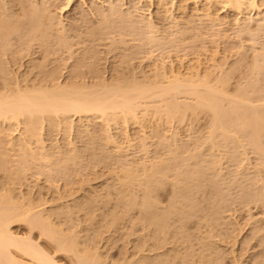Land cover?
Instances as JSON below:
<instances>
[{"label":"bare ground","instance_id":"6f19581e","mask_svg":"<svg viewBox=\"0 0 264 264\" xmlns=\"http://www.w3.org/2000/svg\"><path fill=\"white\" fill-rule=\"evenodd\" d=\"M10 1V0H9ZM18 1V4H20V7L19 8H17L16 10H14V9H11V10H13V11H11V14L13 15V17H19L20 18V16H19V14L21 13H19V11H22V12H24L23 13V15L27 18V21L26 22H28V21H30V19L29 18H32L31 20L33 21V23H31V24H29L28 23V25H31L32 27H33V29H34V27H36L37 25H41V24H44V25H46L47 26V29L48 30H51V31H53V30H55L52 34H55L56 33V35H53L55 38L57 37V38H59L62 42H64L63 41V39L65 38V36L63 37V35H64V33L66 32V29L64 30L63 28L65 27H69V26H63L62 25V22L60 21V20H57V22H54L55 21V19H57L56 18V16H51V15H48V11H49V7H50V5H52V4H54V1L53 0H20V2H19V0H17ZM17 1H16V3H17ZM60 1V0H59ZM62 1H64V0H62ZM66 1V3H67V5L69 4L68 2H69V0H65ZM70 1H72V0H70ZM97 1V0H96ZM107 1V0H106ZM105 1V2H106ZM119 1V0H118ZM117 0L114 2V0H108L106 3L104 2L103 4H105L104 6H102L101 7V11L100 10H98L99 12H98V17L97 18H99V19H103V20H101L99 23H97V25L98 26H100V28H101V25H104L105 24V27L107 26L106 24H110L108 21L114 16L115 18H120V19H122V21L121 22H123V21H125L126 22V20H130V18L132 17V19H135V17L136 16H139V17H136V18H138V20L137 19H135L136 21H135V23L138 25V27H135L134 29H135V32H137L136 31V29H138V28H140L141 29V31L142 30H144L145 32L143 33L144 34V36H143V39L145 40V42H147L148 44H149V47H150V43L151 44H153L154 46H155V49H156V47L158 46V45H160L161 46V44L163 43L164 45H166L167 43L166 42H169L170 43V45H171V43H174V44H179V43H176V40H178L179 42H180V40H179V38H182V37H184L187 33L190 35V31H192L191 30V28H193V26L194 25H192V23H193V21L195 20L194 18L196 17V18H198L200 21L204 18L208 23H209V25L211 26V28H212V30H213V27H214V31H215V28L217 27V26H219V25H225V24H228V25H231L230 27H229V29L231 30V27H233L235 30H236V32H238V35H239V37H243V36H240V35H247L248 34V38H245V39H248V40H250V37H252V35L254 36V38L255 39H257V37H256V35L258 34V37H259V34L261 35L263 32H264V1L263 0H187V1H191V3L193 2V5H194V7L192 8V5H191V7L190 8H192V11H190V12H192L191 14L192 15H189V18L187 19L186 18V20L184 21V25H180L181 26V28L180 29H178V23L176 22V20H175V18H176V16H174L173 14L174 13H172V11H170V8H173L172 7V5H174V4H172V0H157V4L155 5V6H157V9H164L163 10V12L165 11V14L167 15L166 16V18H165V16L163 17V18H165V19H163L164 20V22L165 21H167L168 22V25H165L166 27L165 28H167V26H169L168 27V30L170 29V28H174V27H176L175 29L176 30H172L170 33L168 32L167 33V31L168 30H166V33H164V34H162V33H159L160 32V30L162 29V28H164V27H162L161 26V29H159V27L157 26V24L158 23H160V22H158L157 24H155L156 22H157V20H156V22H154L149 16V14L150 13H147L149 16L148 17H144L145 16V14L146 13H144V16L143 15H139V14H141L139 11L141 10V11H143L142 10V8H140V6H143V5H141V2L143 1V0H129V2H131V4H132V7L130 8L129 6H125L126 8L127 7H129V8H127L126 10H125V8L124 9H122V4L120 5L119 3H121L122 1H124V0H120L119 2H118ZM151 1V0H150ZM170 1H172V2H170ZM176 1H178V0H176ZM175 1V2H176ZM180 1V0H179ZM178 1V2H179ZM15 2V0H13V2H11V3H14ZM53 2V3H52ZM56 2H58V1H56L55 0V3ZM61 2V1H60ZM94 2V1H93ZM156 2V1H155ZM178 2H177V4H178ZM182 2H186V1H182ZM7 3H10V2H6V0L4 1V0H0V11H3V13H4V11L5 12H8V10H7V8H8V5H7ZM96 3V2H95ZM118 3V4H117ZM190 3V2H189ZM17 4V5H18ZM25 4V5H24ZM129 4V3H128ZM143 4V3H142ZM180 4V3H179ZM178 4V5H179ZM185 4V3H184ZM188 4V3H187ZM6 5H7V7H6ZM13 5V4H12ZM16 5V6H17ZM55 5V4H54ZM54 5H52V6H54ZM169 5H171V6H169ZM178 5H175V6H177L178 7ZM221 6V10L223 11V12H225V11H230L229 12V14L231 13V12H233V15H234V17L231 19L230 18V15H229V18L231 19V20H228V21H223V19H221V16L219 15H217L216 14V10H214L213 11V9L214 8H216V7H218V6ZM64 7V5H61V6H59L60 7V9H62L63 7ZM66 6V5H65ZM101 6V5H100ZM100 6H96V7H100ZM124 6V5H123ZM170 8H169V7ZM185 5H183L182 6V8L184 7ZM187 6V5H186ZM11 7V6H10ZM15 7V6H14ZM18 7V6H17ZM58 7V6H57ZM62 7V8H61ZM180 7V6H179ZM6 8V9H5ZM12 8V7H11ZM182 8H181V10L178 8V10H180V11H182ZM185 9H186V7H184ZM60 9H59V13L58 14H60L61 13V11H60ZM95 9V8H94ZM97 9V8H96ZM217 9V8H216ZM7 10V11H6ZM125 10V11H124ZM176 10H177V8H176ZM187 10H189L188 8H187ZM191 10V9H190ZM217 10H219V9H217ZM93 11V10H92ZM157 11V10H156ZM159 11V10H158ZM179 11V16L181 17V15H182V13H183V11H182V13ZM186 11V10H185ZM185 11H184V13H185ZM221 11V12H222ZM95 12H97V11H95ZM159 12H161V11H159ZM170 12H171V14H170ZM176 12H178V11H176ZM175 12V13H176ZM188 12V11H187ZM189 12V13H190ZM3 13L2 12H0V18L2 19V15H3ZM10 13V11L8 12V15H6V16H11L12 17V15L11 14H9ZM53 13V15H56L54 12H52ZM93 13V12H92ZM92 13H91V15H92ZM181 13V14H180ZM184 13H183V15H184ZM84 14V13H83ZM93 14H96V13H93ZM160 14V13H159ZM23 15H22V18L21 19H23ZM101 16V18H100V16ZM156 15H157V13H156ZM176 15V14H175ZM177 15V17H179ZM225 16L226 15H228V14H224ZM94 16V15H93ZM96 16V15H95ZM94 16V17H95ZM108 16V17H107ZM141 16V17H140ZM147 16V15H146ZM158 17H160L159 15H157ZM10 17V18H11ZM11 18V21L14 19V18ZM94 17H92V18H94ZM110 17V19H107V18H109ZM153 17V16H152ZM175 17V18H174ZM179 17V18H180ZM186 17V16H185ZM220 17V18H219ZM228 17V16H227ZM232 17V16H231ZM7 18H9V17H5V19L7 20ZM82 18V17H81ZM85 18V17H84ZM88 18V17H87ZM115 18H113V21H114V19ZM179 18H176L177 19V21L179 20ZM222 18H224V17H222ZM16 19V18H15ZM25 19V18H24ZM22 20V24H24L23 26L21 25V21L20 22H18V20H16L21 26H22V28H24V33L26 32V30H28L27 28V25L25 26V24L26 23H23V22H25V20ZM29 19V20H28ZM96 19V18H95ZM120 19H118L119 20V25H120ZM126 19V20H125ZM162 19V18H161ZM185 19V18H184ZM225 19V18H224ZM81 20H83V18L81 19ZM86 20V19H85ZM89 20H90V18H89ZM88 20V21H89ZM112 20V19H111ZM128 20V22H130ZM159 20H160V18H159ZM181 20V19H180ZM183 20V19H182ZM8 21H10V20H7V23L9 24L10 22H8ZM15 21V22H16ZM73 21V20H72ZM84 21V20H83ZM96 21H97V19H96ZM96 21H95V23H96ZM99 21V20H98ZM97 21V22H98ZM113 21L111 22L112 24V26L111 27H113ZM197 21V20H196ZM200 21L198 22L199 24V26L201 27V23H203L202 21H201V23H200ZM14 22V23H15ZM31 22V21H30ZM115 22V21H114ZM118 22V21H117ZM116 22V23H117ZM125 22H123V23H125ZM162 22V21H161ZM182 22V21H181ZM17 23V24H18ZM88 23V22H87ZM93 22L91 21V24H92ZM95 23H93L94 25H95V27H93V30H94V28H97L96 27V24ZM127 23V22H126ZM132 23H133V21H132ZM166 23V22H165ZM164 23V24H165ZM206 23V22H205ZM4 24V22H3V19L2 20H0V37H1V40H3V38H2V35H3V37H4V35H7V32L10 34V31H6V32H4L5 34H2V27L4 26L3 25ZM13 24V23H12ZM12 24H9V30H10V27L11 26H13ZM16 24V23H15ZM14 25L15 27H17L18 25ZM71 24V23H70ZM74 24H75V22H74ZM73 24V25H74ZM80 24H82V23H80ZM90 24V25H91ZM92 24V25H93ZM118 24H115V26L116 25H118ZM122 24V23H121ZM128 24L129 23H127L126 25L128 26ZM161 24V23H160ZM159 24V25H160ZM167 24V23H166ZM5 25H6V22H5ZM66 25V24H65ZM82 25H84V23L82 24ZM88 25V28H85V30L86 29H90L89 28V24H87ZM91 25V26H92ZM125 24H122V25H120V27L122 26V28H123V26H124ZM132 25H134V23L132 24ZM163 25V24H162ZM192 25V26H191ZM195 25H197V24H195ZM14 26H13V28H14ZM21 26H18L17 27V29H15V31H17V30H19L20 28L19 27H21ZM76 26V25H75ZM81 26V25H80ZM203 26H204V29L203 30H208V28L206 27V29H205V26H207V24L206 25H204V23H203ZM216 26V27H215ZM8 26H6V28H7ZM32 27H30L29 26V28L31 29ZM78 27H79V25H78ZM84 27H85V25H84ZM83 27V28H84ZM87 27V26H86ZM105 27H103V28H101V32L103 31V32H105V30H106V28ZM119 27V26H118ZM117 27V28H118ZM128 27H130V28H132L131 27V22H130V24H129V26ZM134 27V26H133ZM195 27V26H194ZM198 27V26H197ZM224 27V26H223ZM227 27V26H226ZM254 27V28H253ZM26 28V29H25ZM36 28H38V26L36 27ZM45 29H46V27H44ZM100 28L98 29L97 28V30H95V31H93V30H91L90 29V31H88V32H90V33H92V32H96V31H100ZM105 28V29H104ZM114 29H115V27H113ZM142 28H144V29H142ZM219 28V27H218ZM225 28V27H224ZM8 29V28H7ZM6 29V30H7ZM33 29H32V32H34L33 31ZM69 29V31H70V27L68 28ZM73 29V28H72ZM71 29V30H72ZM78 29V28H77ZM81 29H82V26H81ZM103 29V30H102ZM111 30H112V28H110ZM110 29H107V30H110ZM119 29V28H118ZM125 31V34L126 35H128L127 33H126V30L128 29H126V26L123 28ZM210 29V28H209ZM229 29H227V30H229ZM21 30V29H20ZM20 30H19V32H20ZM35 30H37L38 31V29H35ZM41 30V29H40ZM74 30H75V27H74ZM85 30H84V32H85ZM106 30V31H107ZM130 30V29H129ZM128 30V31H129ZM131 30H133V29H131ZM130 30V31H131ZM139 30V29H138ZM165 29H163V32H165L164 31ZM195 30H196V27H195ZM195 30H193L194 32H196V31H199V30H201V29H198L197 28V30L195 31ZM217 30H219V29H217ZM22 31V32H23ZM36 31V32H37ZM42 31V30H41ZM44 31H46V30H44ZM51 31H50V33H51ZM80 31V27H79V30H78V32ZM113 31V30H112ZM210 31V30H209ZM210 31L211 33H212V35L213 36H211V38H214L215 39V35H216V37H217V34L219 35L220 33H219V31H221V30H219L218 31V33L215 31ZM262 31V32H261ZM11 32H12V30H11ZM22 32H20V33H22ZM43 32V31H42ZM73 31H71V33H72ZM75 32H76V30H75ZM82 32H83V30H82ZM82 32H80L81 33V35H83V33ZM86 32H87V30H86ZM115 32H117V34H118V30H116L115 29ZM115 32H113V34H111L110 36H112L113 37V35L114 34H116ZM121 32H123V31H121ZM134 32V31H133ZM132 31L130 32L131 34H130V36L132 35V38H133V34L135 35V33H133ZM162 32V31H161ZM194 32H193V35L195 36L197 33H199V32H196L195 34H194ZM209 32V34L211 35V33ZM213 32L214 33H217V34H213ZM233 32V31H232ZM231 32V33H232ZM235 32V31H234ZM233 32V33H234ZM257 32V33H256ZM259 32H261V33H259ZM24 33H22V36H23V34ZM45 33V32H44ZM77 33V32H76ZM76 33H73V34H76ZM98 33V32H97ZM97 33H94L93 35H95V34H97ZM105 33H107V32H105ZM111 33V32H110ZM138 33V32H137ZM201 33H203V31L201 32ZM224 32H222V34H223ZM229 33H230V31H229ZM239 33H242V34H239ZM255 33H256V35H255ZM8 34V35H9ZM12 34H15V32L13 33H11V36H12ZM26 34L27 33H25L24 34V36H26ZM41 34V33H40ZM47 34V33H46ZM52 34L51 35H49V33H48V35L49 36H47V37H51L52 36ZM67 34H70V32L68 33V30H67ZM79 34V33H78ZM99 34H100V32H99ZM98 34V35H99ZM116 34V35H117ZM139 34V33H138ZM137 34V39L139 38L140 39V34L138 35ZM188 34H187V36H188ZM208 33H206L205 32V35H209ZM237 34V33H236ZM6 36L7 37V39H5V42H7V40H10V39H12V38H9V37H11V36ZM16 35V34H15ZM15 35H13V36H15ZM21 35V34H20ZM28 35V34H27ZM80 35V34H79ZM79 35H75V37L76 36H78V38L77 39H80L79 37ZM84 35H85V33H84ZM93 35L92 34H90L89 35V37L91 36L92 38H93V40L95 39L94 37H93ZM107 36L109 35V34H106ZM106 35H104L103 34V38H104V36H106ZM118 35H120L119 36V38H122L121 37V33H119ZM125 35V36H126ZM193 35H191V36H193ZM199 35V34H198ZM197 35V36H198ZM200 35H202V34H200ZM224 35H225V33H224ZM229 35V37H230V35L231 34H228ZM227 35V36H228ZM235 35V34H234ZM238 35H236V37L238 36ZM245 35V36H246ZM263 35V34H262ZM24 36H23V38H24ZM51 37V38H48V39H50V41L49 40H47V41H49V42H53V40H55V39H53L54 37ZM69 36V35H68ZM100 36L101 37H99V38H102V33L100 34ZM115 36V35H114ZM124 36V38H130V36H127V37H125ZM141 36V37H142ZM186 36V37H187ZM196 36V37H197ZM221 36V35H220ZM220 36H218V37H220ZM223 36V35H222ZM5 37V38H6ZM16 37H18L17 35H16ZM36 37H39V36H36ZM47 37H46V39H47ZM86 37H88V35L86 36ZM96 37V39H95V42L96 43H98L96 40H97V35L95 36ZM135 37V36H134ZM185 37V39H187ZM188 37H190V36H188ZM195 37V39L197 40V38H198V40H199V36L196 38ZM201 37H204V34H203V36H201ZM200 37V38H201ZM208 36H206L205 37V39L204 40H207L206 38H207ZM224 37V36H223ZM223 37H221V38H223ZM234 37V36H233ZM235 37V38H236ZM262 37H264V35L262 36ZM261 36H260V38H262ZM32 38V37H31ZM34 38V37H33ZM71 38H74V37H71ZM85 38V37H84ZM83 38V39H84ZM92 38H90V40L92 39ZM102 38V39H103ZM208 38H210V36L208 37ZM226 38V37H225ZM238 38V37H237ZM254 38H252V39H254ZM259 38V39H260ZM15 39V38H14ZM17 39V38H16ZM36 39V38H35ZM38 39V38H37ZM39 39H41V38H39ZM38 39V41L40 42L41 40H39ZM51 39H52V41H51ZM105 39H106V37H105ZM105 39H103L104 41H105ZM112 40H113V38H111ZM123 39V38H122ZM122 39H120V40H122ZM126 39V40H127ZM135 40L134 41V39H133V43L134 42H136V41H139V40ZM143 39L142 40H140V44L141 43H143ZM193 39V41L195 40L194 38H192ZM203 39V38H202ZM220 39V38H219ZM219 39L218 38H216L215 40H217V41H219ZM228 39H230V38H227L226 40H228ZM244 39V38H243ZM244 39V41H246ZM264 39V38H263ZM13 40V39H12ZM18 41H25L26 39L24 38V39H22V40H20V38H18L17 39ZM29 40H30V43L29 44H26V45H28V47H29V45L31 44V41H33V40H31L30 38H29ZM29 40H27V42L29 41ZM43 40H44V37H43ZM59 40V41H60ZM68 40H69V38H68ZM68 40H67V42H66V39H65V42H66V45H69V43H70V41H72L71 39L69 40V42H68ZM87 40H89L88 38H87ZM86 40V41H87ZM110 39H109V36H108V39L106 40L107 42L109 41ZM112 40H111V42H112ZM115 40V39H114ZM114 40H113V42L112 43H114V44H116V42H114ZM129 40H131V38L129 39ZM182 40V39H181ZM184 40V39H183ZM181 41V43L180 44H182V42L184 43V45H186V42L188 43V41H190L191 39H189L188 41L186 40V42L185 41ZM197 40V41H198ZM209 40V39H208ZM210 40H212V39H210ZM220 40H222V39H220ZM225 40V39H224ZM223 40V41H224ZM225 40V41H226ZM238 40H240V45L241 44H243L244 42L241 40V39H238ZM247 40V41H248ZM258 40V39H257ZM17 41V44L19 43L20 44V42H18ZM36 41V40H35ZM38 41H36V42H38ZM56 41V40H55ZM58 40H57V44L59 45H57L56 44V42H53L52 44H56L55 45V47H56V50H57V52L59 51V49H57L58 47H60V51L59 52H61V49H62V47L64 48L65 46H63L62 45V42L60 41L59 42ZM92 41V40H91ZM98 41H102L101 39L100 40H98ZM105 41V42H106ZM124 41V40H123ZM142 41V42H141ZM193 41H190V42H192L193 43ZM200 41H201V39H200ZM212 41H214V40H212ZM212 41H211V43H212ZM222 41V42H223ZM241 41L243 42V43H241ZM254 41V40H253ZM8 42H10L11 43V41H8ZM7 42V44L8 45H6L5 43H4V41H3V43L5 44H3V45H0V82H2L1 84H0V135H1V133L3 134V133H5V131L4 130H7V132H8V134H3V135H5L6 137H8L7 135H10L12 132H15V130L17 131V134H16V136H18L17 138V140H16V138H13L12 136H10V137H12L13 139H15L16 140V144H13V142L15 141V140H13V139H11V140H13V142H10V140H8L9 139V137L8 138H6V142L7 141H9V147H8V142H7V144L6 143H3L2 142V140H4V139H2L1 140V137L3 138L4 136H2L1 135V137H0V142H2V143H0L1 144V146H3V147H5V146H7V149H14L15 147L17 148L18 147V152L17 151H13V152H17L18 153V155H16L17 153H15V155H14V157L16 158V160H17V162L15 163L14 161V163H10L8 166H7V163H8V161H7V163H6V161L4 160V159H6V160H9L8 158L10 157L11 158V156L9 155V157H5L4 158V156L6 155V156H8L7 154H6V150L5 149H3V148H1V146H0V148L2 149V151H3V153H1L2 155H3V157H2V155L0 154V156L2 157V158H4V159H2L1 161L3 162H5V164L6 165H4L3 166V164L1 165V162H0V165L3 167V168H0L1 170L3 169V171H7L8 172V170L7 169H9L8 167L11 165V166H13L12 168L10 167V169H9V173H10V171H11V169H12V171H11V173L12 172H14V173H12L13 174V176L14 177H12V174L10 173H7V172H5V173H7V174H9V175H7V176H11L12 178H19V176L20 175H25L27 172L29 173V172H31L32 170L31 169H33V167L34 166H32V165H35V166H38V165H40V163L42 164V165H46L45 163L46 162H51L52 161V157H55L54 155H56L57 153L56 152H58V150H57V148L60 146V145H56L57 143H55L53 140V142L55 143H53L54 145H52V147H53V149H54V147L56 148V149H54V151L53 150H51L52 152H55L56 150V152H55V154H52V153H50L51 151H50V149H48L49 148V146H48V144H47V148L45 147V140L43 141L42 139H44V138H41V135L44 133H42V129H45L44 128V125L43 124H47L48 123V125L49 126H56L57 125V127H60V132L61 131H66L64 134H61V136L63 135H65L67 132L68 133H72V132H74V127L76 128V122H74L75 121V119H74V117H77L78 119V121L81 123L82 121H81V118L82 119H84V121L85 120H87V125L86 126H84V128H83V130H81V132L83 131V132H89V130L87 129V126H88V122H89V119H91V118H95V119H98V121L99 122H101V123H99L98 124V126L101 124L102 125V127H100V129H97V132H96V135H97V133H98V131L99 130H101V128H103L104 127V134L106 133V142L107 143H111V145L112 144H114L113 146H114V148H112L113 149V152H112V154L114 155V153L115 154H119V155H121V156H123L124 154H123V152H124V150H123V144L121 143V144H118L119 143V140H118V138L121 136L120 134H118L117 136H119V137H117V140H118V142H116L115 140V138L116 137H114L113 135H111V134H109V133H107L108 132V130L110 129V125L111 126H114L112 123H114L115 124V126L117 127V125H125L124 127H127L128 125H127V123H129V122H132V124L134 125V124H136V125H140V124H143L142 126L144 127V126H146V124L147 123H149L151 120H153L154 119V116L156 117L155 118V120L156 119H162V118H164V120H163V124H166L167 125V128H171V122H172V120H179L178 122H180V120H182V118H184V114L186 113H190L192 110H195V109H201V111L203 110V112H204V110H205V112L207 113V114H209L208 115V117H209V119H210V122H209V125H207V127H208V132H207V134L208 135H210V137L208 136V137H206V136H204V138L206 137V138H209L210 140H211V142H212V139H218L217 140V142H220V140H222V142H220L219 144H220V146L222 145V144H226L227 142H225L226 140H228V139H230V140H228V143H229V145H228V143H227V145L228 146H230V144L232 145V146H234V148H236L235 146H237L238 144H240V139L239 138H241V136L243 135V137H244V139H243V137L241 138L242 139V141L244 140H246L245 142H246V146H245V144L244 145H242V144H240V145H238V146H241L242 147V149L240 148V151L241 152H245V151H243V146H245V148L247 147V148H251V150H253L252 148H254L255 147V149H254V151H252L253 153L254 152H256L257 153V151H255V150H258V153H257V157L260 159V160H262L261 161V164L263 165V161H264V82H263V78H260V76L264 73V71L263 70H261L260 71V69H264V67L262 68L261 66H263L264 65V56L262 55V53L264 54V45L262 46V43H258L259 42V40H258V42L257 41H254L255 43L257 42L258 44H256V45H258L259 46V48H256V50L253 48V45L254 46H256L255 45V43H253L252 44V40H250V41H248L249 43H251L249 46H250V48L252 49L253 48V50H255L253 53L255 54H253L252 52H251V54L252 55H254V57H250V59L249 60H251L252 58V61H249V63L248 64H251L252 63V65L253 66H250V65H248V66H250V67H248L247 66V68H246V70L249 68H251V69H253V68H255V69H253L255 72H257V73H255V74H257V77H258V75L260 74V76H259V78L258 79H256L257 77L255 76V75H253V74H251L252 72H254V71H250V72H245L244 73V75L245 74H247L246 76L247 77H249V78H246L247 80L248 79H251L252 78V75H253V78H255L257 81L259 80V79H263L262 80V82H263V88L261 87L262 85V82L259 80L258 81V84H257V82H255V80H250V82H247V81H245L244 83H246V84H251V86H250V84H249V86L251 87H247V89L245 88L246 86H245V84H244V86L241 88V89H239L241 86L239 85L240 83H237L236 82V86L234 87V88H236V87H238V85H239V87H238V91H236V89H234L233 91H231L232 93H229V91L227 90V86H225V84L228 82L227 80L229 79V75H231L233 72L232 71H234L235 69H236V67H237V65H239L240 64V61L241 62H244L246 59H244L245 58V56H243L244 58H242V56H241V59L239 58L240 56L239 55H242V53L240 54V53H237L238 54V58L237 59H240V61H238L237 62V60L235 61V62H232L233 63V65H234V70H233V68L232 69H230V70H228L229 68H231V67H233V65L231 66H229L228 68H222L223 66H224V62H222V61H224L223 59H220V61L221 62H219L218 60H219V57L216 59L219 63H223L222 64V66H221V64H219L217 61V64L215 65L214 64V60L215 59H213L214 57L213 56H211L210 54V60H212V66H214L215 65V67L214 68H222L223 70V74L222 75H226V74H224V70L225 69H227L229 72H228V74L226 75V76H228V79L226 78V79H224V76H222L221 75V71H218L219 72V74L220 75H218V76H222L221 78H223V79H220V78H218L220 81H218V80H215V81H218L219 83H221V85L223 84L222 82H224V84H223V86L221 87V86H218V85H220L219 83H218V85L216 86V85H213L214 83V81L212 80L211 82H212V84H211V82H210V80H209V78L207 79V77H209V76H206L205 74L207 73V74H211V73H208V71L206 72V71H204V69L202 68V69H200V67H201V65L199 64V63H202V62H199V63H197V59H198V57L196 58L195 56H194V58H196L195 59V65H197V64H199L198 65V69H197V71H204L205 73H204V76L202 75V77L198 74V73H192V69H191V67H193L194 65H193V63H191V62H193L192 60H185L186 62L187 61H191L190 63L193 65V66H191V67H188V68H190V69H188V68H185L183 65H181V63L180 62H182L183 61V57L185 58V56H183V57H181L182 58V61H180V59H179V61H178V63H179V65L180 66H183V71H184V68L185 69H187V71L186 72H183L182 73V71L180 72L179 71V66L176 68H174L173 67V65H175V64H173V62L169 65V62L167 61L166 63H168V69L163 65V63H161V70H165V69H167L166 71H164L163 73H161V75H159V72L158 71H156L157 70V68H159V66L157 65V67H156V65L155 64H157L158 62H155V64H153V66H152V69H153V67H155L156 69L154 70L153 69V72H152V69H150L151 70V72H152V74H154V71H155V74L157 73V75L155 76V78L153 77L152 78V80H151V75L152 74H150V79H144V78H146V76H144V75H146V74H144V73H142L141 71H143L142 69H141V67H140V69L141 70H139L140 71V74L141 75H143V76H141V77H143L142 78V80H148L147 82L145 81V82H141V78H140V76H139V74H138V70L137 69H134V65H133V63H131L132 64V69H133V72H134V70L137 72V74H138V77L140 78H132V77H137L135 74H134V76L133 75H131L132 77L131 78H129L130 80H133V81H129V79H128V77H130V76H128L127 74H125L127 71L125 70V69H123L124 71H126L125 73L123 72V70H122V74H123V78H125L124 76L126 75V77H127V79L126 80H128V81H126L125 79V81L123 80V78H121L120 76H122L120 73H118L117 71H119L120 70V67H119V69L118 70H116V68H115V63H114V67H112V65H110L113 69H111L110 70V72H113L112 70H116L115 71V73L117 72L118 74H120V76L116 73V75H118V78L120 77L121 79H122V81L120 80V78H119V81L118 80H114L113 79V73L111 74L112 75V79L110 80L109 78H108V76L106 77V78H108V79H104V77L102 76L103 74H101V75H99V76H102L101 78L98 76L97 77V75L96 74H88L89 76H91V77H93V76H95V78L97 79V78H100V79H102V80H96L95 81V79H94V77L93 78H90L89 79V76H88V79H87V77H83V78H81L80 80H75L74 78H76V76H73V75H75V74H73V75H71L70 76V74L69 73H71L72 74V72L69 70V73L67 72V70H66V72L68 73L67 75H69V77L68 78H63V79H61V76H60V71H59V69L61 70V67L63 66V69H66V67L64 68V66H66V64H65V62L66 61H63V63L65 64V65H63V63L61 62V67H60V65H59V69H58V71L56 70L57 68L56 67H58V66H56V67H53L54 66V63H56V62H58L57 61V59L56 58H54V57H52V58H54V59H56V61H53L54 59H50V58H48V59H50L51 60V63H52V61H53V65H51V67L52 68H56V69H52L51 68V70H53L55 73H51V74H48V71H51V70H49L48 69V71H45L46 72V74H48V75H44L47 79H45V80H41V78L40 79H38V78H36V79H38V81L37 82H35V80H34V78H32L31 77V82H27V80L26 81H24L27 77L26 76H28V75H26V74H21L22 76H25L26 78H24L23 77V82H22V84H21V81H19L18 80V77L16 78L15 76V78H13V77H11V78H13V79H11V81H10V75L11 74H15V72L13 71V73H11L12 71L11 70H9L10 68H8V70L9 71H11L10 73H9V71H8V73H9V75H8V73H6V71H5V68L7 67V65L11 62L12 64L14 63V62H12V59H15V58H17V57H15L16 56V54H14V56H10V54L9 55H6V57L7 56H10L9 57V59L10 58H12V57H14V58H12V59H10L11 61L9 62L8 61V64H6L5 65V67H4V64L5 63H3V62H7V61H5V60H3L2 58H3V56L5 55V53L6 52H8V50H10V48H13V47H11V46H13V44L14 43H16L15 42V40H14V43H12V45L10 44V43H8ZM13 42V41H12ZM21 42V43H22ZM26 42V41H25ZM80 42H82L83 43V40L82 41H80ZM80 42H77L76 43V45H73V46H77L78 47V45L77 44H79ZM90 42V41H89ZM111 42H110V44H111ZM124 42H126V41H124ZM131 42V41H130ZM131 42V43H132ZM162 42V43H161ZM196 42V41H195ZM202 42V41H201ZM201 42H197V43H201ZM204 42V41H203ZM210 42V41H209ZM216 41H214V43H215ZM220 42V41H219ZM221 42V43H222ZM0 43H2V42H0ZM24 43V42H23ZM35 43V42H34ZM46 43V42H45ZM59 43H61V44H59ZM85 43V42H84ZM101 43V42H100ZM137 43V42H136ZM139 43V42H138ZM137 43V44H138ZM155 43V44H154ZM166 43V44H165ZM169 43H168V45H169ZM192 43H190V44H192ZM25 44H23L24 45V47L26 46ZM36 44V43H35ZM43 43L41 42V44L40 45H42ZM51 44V45H52ZM99 44V43H98ZM109 44V45H110ZM113 44V45H114ZM123 44V46L121 45V47L123 48L124 47V43H122ZM129 45V41H128V43L126 42V44L125 45ZM139 44V45H140ZM146 44V43H145ZM162 44V45H163ZM189 44V43H188ZM193 44H196V43H193ZM202 44H204L205 45V43H201V45ZM218 44V43H217ZM220 44V43H219ZM218 44V45H219ZM23 45H19V48H20V50L22 49L20 46H22L23 47ZM39 45V46H40ZM53 45V46H54ZM62 45V46H61ZM65 45V44H64ZM71 45V44H70ZM69 45V46H70ZM112 44L110 45V47L112 48V46H113ZM134 45V44H133ZM133 45H131V46H133ZM138 45V46H139ZM152 45V46H153ZM157 45V46H156ZM163 45V46H164ZM169 45V46H170ZM201 45H200V47L199 48H201ZM218 45H215V44H213L212 43V46H218ZM222 45V44H221ZM18 47V45H16V44H14V47ZM30 46H32V45H30ZM47 46V45H46ZM49 47H51L50 46V44L48 45ZM58 46V47H57ZM73 46H71V48L73 47ZM82 46V45H81ZM106 46V45H105ZM108 46V45H107ZM118 46V43L116 44V47ZM135 46V45H134ZM143 46V45H142ZM146 46V45H145ZM167 46V45H166ZM166 46H165V48H166ZM169 46H167V49H168V47ZM181 46V48H183V45H180ZM189 46V45H188ZM188 46H186V47H188ZM198 46H199V44H198ZM243 46V45H242ZM252 46V47H251ZM257 46V47H258ZM260 46L262 47V51L260 50ZM10 47V48H9ZM49 47H47V48H49ZM55 47H52V48H50V50H52V49H55ZM83 47H84V45H83ZM85 47H87V46H85ZM141 47V45L139 46V48ZM144 47V46H143ZM146 47H148V45L146 46ZM149 47H148V50H149ZM178 47V46H177ZM190 48L192 47H194L193 49L194 50H197V48L195 49V47H196V45L194 46V45H192V46H189ZM202 47H204V46H202ZM215 47V53H216V51H218L217 50V48ZM222 47V46H221ZM221 47H220V49H221ZM19 48H18V52L20 51L19 50ZM26 48H27V46H26ZM44 49V46L43 47H39V51H41L40 49ZM68 48V47H67ZM71 48H70V50H71ZM80 48V47H79ZM92 48V47H91ZM107 48V47H106ZM111 48H109V49H111ZM118 48V47H117ZM120 48V47H119ZM129 48V47H128ZM134 47H132L131 48V51H132V49H133ZM135 48H137V47H135ZM136 49V50H134V51H138V52H142V51H140V49ZM158 48H160V47H158ZM161 48H164V47H162L161 46ZM158 49V50H160L159 52L160 53H162V49ZM169 48H171V47H169ZM173 48H174V46H173ZM185 48V47H184ZM212 48V47H211ZM214 48V47H213ZM224 48V47H223ZM240 48H244V47H241L240 46ZM15 49H17V48H15ZM25 48H23L22 49V51L24 50ZM80 49H82V48H80ZM85 49V48H84ZM108 49V48H107ZM113 49V48H112ZM116 49V48H115ZM114 49V50H115ZM121 49V48H120ZM125 49H127V47L125 46ZM143 49V48H142ZM141 49V50H142ZM147 48H145V49H143V50H146ZM152 49H154L153 47H152ZM151 49V50H152ZM166 49V51H168ZM172 49V48H171ZM170 49V50H171ZM186 49L187 48H185V51H186ZM189 49V48H188ZM202 49V48H201ZM200 49V50H201ZM207 49V48H206ZM205 48L203 49V50H205V51H203V53L204 52H206L207 50H206ZM219 49V50H220ZM225 49V48H224ZM224 49H222V50H224ZM49 50V49H48ZM55 50V51H56ZM62 50H66V48L65 49H62ZM69 50V49H68ZM68 50H66L67 52H68ZM69 50V51H70ZM83 50V49H82ZM91 52H93L92 51V49H85L82 53H86V51L87 52H89L90 53V51ZM93 50H94V48H93ZM122 50V49H121ZM120 50V51H121ZM150 50V52L149 51H147V52H149V53H147V54H149V55H154L155 54V52H156V50H153V51H151ZM165 50V49H164ZM173 50V49H172ZM177 50V49H176ZM178 50H180V48L178 49ZM177 50V51H178ZM182 50V49H181ZM199 50V49H198ZM226 50V49H225ZM259 52H258V51ZM11 51V50H10ZM15 52H17V50H14ZM25 51V50H24ZM54 53H53V56H55L54 54H55V51L54 50H52ZM109 51V50H108ZM112 51V50H111ZM123 51V50H122ZM126 51H129V49H127ZM133 51V52H134ZM145 51V52H146ZM166 51L164 52V53H166ZM173 51H175V48H174V50ZM210 51V50H209ZM214 51V50H213ZM221 51V50H220ZM258 52V53H260V52H262L261 54H257V53H255V52ZM44 52V51H43ZM42 52V53H43ZM56 52V54H58ZM64 52V51H63ZM62 52V53H63ZM72 52L73 51H71V55L70 54H68V56L67 57H69V58H73L74 56H73V54H72ZM94 52H95V50H94ZM93 52V53H94ZM124 52V51H123ZM144 52V51H143ZM158 52V54L156 53V57L159 55V59L158 60H160L161 58H163V56H161V58H160V53ZM208 52V51H207ZM206 52V53H207ZM239 52H241V51H239ZM11 53V52H10ZM22 52L20 51V54H21ZM35 53H37V52H35ZM34 53V54H35ZM41 53V59H42V56H46V55H48V54H46L45 55V53H47V51H45V53H44V55ZM49 53V52H48ZM51 53V52H50ZM74 53V52H73ZM81 52H79V54H80ZM84 53V54H85ZM88 53V54H89ZM96 53V52H95ZM94 53V55H93V57L92 58H94V56L96 55L97 56V53L95 54ZM121 52H119V55H121L120 54ZM125 53V52H124ZM124 53H122V54H124ZM132 53V52H131ZM154 53V54H153ZM169 53V54H168ZM170 53L171 52H167V56L168 55H170ZM202 53V52H201ZM200 53V54H201ZM202 53V54H203ZM12 54V53H11ZM19 54V55H20ZM84 54H80L79 56H81V55H83L82 56V59L84 60V59H86V55H85V58H83L84 57ZM135 53H133V55H134ZM137 54H139V53H137ZM140 54H142V55H144V57H142L143 59H145V57L147 58V59H145L147 62L149 61V58L150 57H153L154 58V56H150L149 57V55H147V54H145V53H140ZM197 54V53H196ZM201 54V55H202ZM208 54V53H207ZM217 54H219L218 52H217ZM216 54V55H217ZM127 55V53L126 54H124V56H123V59H124V57ZM136 55V54H135ZM162 55H163V53H162ZM165 55V54H164ZM199 55V54H198ZM204 55V54H203ZM202 55V56H203ZM215 55V56H216ZM71 56V57H70ZM77 56H78V54H77ZM87 56H89V55H87ZM130 56V55H129ZM139 56V55H138ZM149 58H148V57ZM207 57H208V55H206ZM260 56L263 58H261L260 59ZM48 57H51V56H49L48 55ZM76 57V56H75ZM117 57V56H116ZM116 57H114V58H116ZM121 57V56H120ZM127 57V56H126ZM125 57V59H124V62H125V60L126 59H128V58H126ZM132 57V56H131ZM131 57H129V59L131 58ZM134 57V56H133ZM165 57H166V55H165ZM170 57H172V56H170ZM201 57V56H200ZM199 57V58H200ZM213 57V58H212ZM217 57V56H216ZM215 57V58H216ZM5 58V57H4ZM46 58V59H45ZM43 60H41V61H43V63L41 62L40 64L39 63H37L38 62V60H36V59H33V62H34V60H35V62L37 63V64H39V65H36L37 67H38V69L41 71H39V70H37V71H39L40 73H42V71L44 70V68L46 67V64L44 63L45 62V60H47V56L45 57ZM77 58V57H76ZM79 58V57H78ZM90 58V57H89ZM89 58H87L88 60H91V58L89 59ZM122 58V57H121ZM121 58H118L120 61L119 62H121ZM140 59V60H142V61H144V62H146L145 60H143V59ZM168 58V57H167ZM212 58V59H211ZM6 59V58H5ZM17 59H19V57L17 58ZM129 59L126 61L127 63L129 62ZM171 59V58H170ZM169 58H168V60L169 61H172V60H170ZM7 60V59H6ZM50 60H49V62H50ZM66 60H68L67 58H66ZM75 60V59H74ZM80 60H81V58H80ZM80 60H79V65H80ZM88 60L86 61V63H88L89 65L90 64H95V62L94 63H89L88 62ZM131 60H132V58H131ZM155 60H156V58H155ZM154 60V61H155ZM166 59L164 58V61H165ZM177 60H178V58H177ZM177 60H176V62H177ZM201 60V59H200ZM206 61V59L205 58H203L202 59V61ZM207 60H209V57H208V59ZM13 61H15V63L16 62H18V60H13ZM32 61V60H31ZM78 61V60H77ZM92 61V60H91ZM96 61V60H95ZM151 61V60H150ZM260 61H262V62H260ZM32 62V63H33ZM48 62V68H50L49 67V63ZM73 62V61H72ZM81 62H85V60L84 61H81ZM116 62V61H115ZM125 62V63H126ZM141 62V61H140ZM175 62V63H176ZM189 62H187L186 64H185V66L188 64V66H189ZM236 62L237 63H239V64H237V65H235L236 64ZM247 62H248V60H247ZM251 62V63H250ZM31 63V62H30ZM35 63V64H36ZM58 63H60V62H58ZM67 63V62H66ZM76 63V66L75 67H77V63L78 62H75ZM96 63H98V62H96ZM117 63V62H116ZM126 63V64H127ZM152 63H153V59H152V62H151V64L150 63H148V64H150V65H152ZM183 63V62H182ZM263 65H262V64ZM11 64V65H12ZM17 64V63H16ZM15 64V65H16ZM82 64V63H81ZM85 65V64H83V65H85V66H89V65ZM100 63H98V65H99ZM117 64H119V63H117ZM117 64H116V67H117ZM123 64V63H122ZM131 64H130V66H131ZM141 64V63H140ZM145 64V63H144ZM159 64V63H158ZM173 64V65H172ZM177 64V63H176ZM218 64H219V67H218ZM14 65V64H13ZM56 65V64H55ZM73 65H75L74 63H73ZM83 65H80L81 67L83 66ZM124 65V64H123ZM147 65V64H146ZM150 65L149 66H147V67H149L150 68ZM155 65V66H154ZM33 66V67H32ZM34 64L33 65H30V67L31 68H34ZM80 66H78L79 68H81ZM92 66V65H91ZM93 66H96V65H93ZM92 66V67H93ZM109 66V67H110ZM135 66H137L136 64H135ZM175 66H177V65H175ZM217 66V67H216ZM226 66V65H225ZM28 67V66H27ZM71 67V66H70ZM75 67H73L74 69L73 70H75V69H77V68H75ZM84 67V66H83ZM83 67L80 69V71L81 72H83ZM97 67V66H96ZM96 67H93L94 69L96 68ZM102 66H100V68H101ZM123 67H125V66H122L121 68H123ZM127 67H129V65H127ZM138 67V66H137ZM261 67V68H260ZM47 68V67H46ZM68 68V67H67ZM72 68V67H71ZM71 68H68V69H71ZM78 68V69H79ZM85 69H86V71H88V70H90L91 68H89V69H87L86 67H84ZM92 68V69H93ZM99 68V67H98ZM104 68V67H103ZM115 68V69H114ZM136 68V67H135ZM148 68V69H149ZM182 68V67H181ZM258 68V69H257ZM7 69V68H6ZM26 69H29V67L28 68H26ZM93 69V70H94ZM109 69V68H108ZM139 69V68H138ZM194 69V68H193ZM217 69V70H218ZM250 69V70H251ZM46 70V69H45ZM72 70V69H71ZM98 70V69H97ZM101 70V69H100ZM106 70V69H105ZM181 70V69H180ZM206 70V69H205ZM219 70H221V69H219ZM226 70V71H227ZM257 70H259V71H257ZM29 72L28 73H30V72H32V70L30 71V69L28 70ZM52 71V72H53ZM63 71V70H62ZM61 71V72H62ZM79 70L77 71L76 70V72L77 73H79L80 72ZM130 71V70H129ZM190 71V72H189ZM45 72L43 71V73L45 74ZM80 72V73H81ZM90 72V71H89ZM89 72H87V73H89ZM96 72V70H94V73ZM99 72V70L96 72V73H98ZM103 72H106V71H103ZM132 72V70L129 72L130 74H133V73H131ZM144 72V71H143ZM221 72V73H220ZM25 73H27L26 71H25ZM56 73H60L59 75L58 74H56ZM76 73V74H77ZM79 73V74H80ZM83 73H85V70H84V72ZM91 73V72H90ZM93 73V72H92ZM102 73V72H101ZM128 73V72H127ZM259 73V74H258ZM17 74V73H16ZM19 74V78H21L20 76V73H18ZM17 74V75H18ZM31 74V73H30ZM34 74H35V72H34ZM56 74V75H55ZM99 74V73H98ZM105 74V73H104ZM107 74H108V72H107ZM125 74V75H124ZM250 74V75H249ZM36 76H37V74H35ZM35 75L33 76V77H35ZM39 75V74H38ZM40 75H42V74H40ZM67 75H64V76H67ZM83 76L85 75H87L86 73L85 74H82ZM148 75V74H147ZM212 75V74H211ZM12 76V75H11ZM43 76V75H42ZM80 75H78V77H79ZM110 76V75H109ZM149 76V75H148ZM246 76H244V77H241L240 78V80H238V82L240 81L241 82V79L244 81V80H246L245 79V77ZM255 76V77H254ZM264 76V74L261 76V77H263ZM7 77H8V79H7ZM63 77V76H62ZM78 77H77V79H78ZM81 77V76H80ZM79 77V78H80ZM114 77H115V75H114ZM211 77V76H210ZM43 78V77H42ZM117 77L115 78V79H118ZM27 79H30V77H28ZM137 80L138 79V81H140V82H138V81H134V80ZM210 79H212V77L210 78ZM2 80V81H1ZM8 81V82H7ZM254 83H256L258 86H260V88L258 89H254L253 88V82ZM259 82H261V84H259ZM217 83V82H216ZM228 84V83H227ZM226 84V85H227ZM241 84H242V82H241ZM257 85H255V86H257ZM254 86V87H255ZM221 87V88H220ZM224 87H226V88H224ZM223 88V89H222ZM244 88V89H243ZM256 88V87H255ZM224 90H226L227 91V93L229 94H227ZM261 90H262V92H261ZM237 93H236V92ZM251 93L253 94V95H251ZM231 94V95H230ZM232 94H236V95H232ZM258 94H259V97H258ZM263 94V97L261 96ZM251 95V98H253L252 96H254L255 97V100H251V98L249 97ZM181 97V100L180 101H182V102H179V98ZM256 97H258V98H256ZM187 99H190V100H187ZM185 100H187V101H189V103L191 102V101H194L192 104L190 103H188L187 101L185 102ZM189 110H190V112H189ZM188 111V112H187ZM194 112H196V111H194ZM198 112H200V111H198ZM150 114V115H149ZM152 114H155L152 118H150V120H149V116H151ZM186 114H185V116H186ZM190 114H192V113H190ZM194 114V113H193ZM149 115V116H148ZM182 115H183V117H182ZM182 117V118H181ZM181 118V119H180ZM208 119V120H209ZM76 120V121H77ZM92 120V119H91ZM77 121V122H78ZM148 121V122H147ZM165 121V122H164ZM43 122H46V123H43ZM53 122H55L56 124H54ZM144 122H147L145 125H144ZM177 122V121H176ZM51 125H50V124ZM52 123L54 124V125H52ZM84 123V122H83ZM83 123H81V124H83ZM98 123V122H97ZM96 123V124H97ZM174 123V122H173ZM208 123V122H207ZM80 124V125H81ZM161 124H162V122L160 121V124L158 125V126H161ZM79 127H80V125L79 124H77ZM92 125V124H91ZM119 125V126H120ZM165 125V126H166ZM94 126L96 127L97 125H93V127H91V130L94 128ZM97 126V127H98ZM141 125L139 126V127H142ZM154 126H156L157 127V125H154ZM45 127H46V125H45ZM48 127V126H47ZM4 128V129H3ZM6 128V129H5ZM14 128H16V129H14ZM78 128V127H77ZM76 128V129H77ZM88 128H89V126H88ZM111 128H113V127H111ZM118 128V127H117ZM121 128V127H120ZM120 128H118L119 130H121V132H123L122 131V128L120 129ZM146 127H144L143 128V130L145 129ZM161 128V127H160ZM3 129V130H2ZM59 129V128H58ZM72 129H73V131H72ZM78 129H80V128H78ZM82 129V128H81ZM114 129V128H113ZM116 129V128H115ZM117 129V130H118ZM142 129V128H141ZM153 129V128H152ZM155 130H156V128H154ZM153 129V130H154ZM90 130V131H91ZM124 130V129H123ZM143 130H141V131H143ZM152 130V131H153ZM154 130V131H155ZM158 130V129H157ZM43 131H45V130H43ZM71 131V132H70ZM75 131H78V130H75ZM162 131H164L163 129H162ZM162 131H160V132H162ZM174 131V130H173ZM62 132V133H63ZM80 132V131H79ZM82 132V134H79L80 136L81 135H84L85 133H83ZM94 132H95V129H94ZM93 132V130H92V133L91 134H93L94 133ZM112 132V131H111ZM114 132H115V130H114ZM117 132H119V131H117ZM120 132V133H121ZM158 132V131H157ZM157 132H151L152 134H151V136L153 135V134H156ZM159 132V133H160ZM176 132V131H175ZM76 132H74V134H75ZM86 133V134H87ZM102 133V132H101ZM113 133V132H112ZM164 133V135H161V136H159V134H158V137L156 136V135H153V138L154 137H157V139L159 138L160 139V137H163V138H165V132H162V134ZM170 133H172L171 134V137L172 138H170V139H172V140H174L175 138H176V135H178L177 134V132H176V134L174 135L173 133L174 132H171L170 131ZM45 134H47V133H45ZM45 134H44V136H45ZM78 134L76 135L77 137H79L78 136ZM90 133H88V135H89ZM103 134V133H102ZM117 134V133H116ZM123 134H126L125 132L123 133ZM146 134V133H145ZM144 134V132H143V137H141V139H145V140H147L148 139V137L150 136V134H149V136H148V134H147V136ZM161 134V133H160ZM47 135H49V134H47ZM73 135V134H72ZM94 135V134H93ZM96 135H94L93 137H91V138H93L94 139V137L96 136ZM99 135V134H98ZM97 135V136H98ZM129 135V134H128ZM128 135H124L123 137H124V142L127 144V142L128 143H130L129 141H131V140H134L135 139V137H134V139H131V136H130V138L128 137ZM140 135V136H141ZM145 135V136H144ZM15 136V137H16ZM67 136H70V134L68 135L67 134ZM90 136H92V135H89L88 137H90ZM101 136V135H100ZM43 137V136H42ZM65 137H66V135H65ZM64 137V138H65ZM70 137H72V136H70ZM75 137V136H74ZM82 137H84V136H82ZM81 137V138H82ZM103 137V136H102ZM122 137V136H121ZM139 137V136H138ZM137 137V138H138ZM178 137V136H177ZM211 137H213V138H211ZM247 139H246V138ZM63 138V137H62ZM85 138H87L86 137V135H85ZM163 138H161V140L163 139ZM206 138H205V141L206 142H208V144L210 145V142H209V139H207L206 140ZM261 138L263 139L262 140V142H263V144H262V146L263 147H261V144L259 145V142L260 143H262L261 142ZM69 139V138H68ZM67 139V137H66V139L65 140H68ZM70 139H73V138H70ZM77 139H79V142H80V137L79 138H77ZM83 140H85L84 138H82ZM87 139H89V138H87ZM96 139H98V138H96ZM96 139H94V140H92L93 142H91L90 143V145H81V146H84L83 148L85 149V150H87L88 148H85V147H89V146H91V144L92 143H94V142H96V144H98L99 145V143H97V141H99V140H97L96 141ZM103 140H104V138H102ZM139 139V138H138ZM138 139H136V140H138ZM155 139V138H154ZM157 139H155V140H157ZM65 140H63V141H65ZM82 140V141H83ZM144 140V141H145ZM152 141H153V139H151ZM154 140V142H157V141H155ZM161 140H159V142L160 143H162L163 144V142L164 141H166L165 139H164V141L163 142H161ZM179 140V139H178ZM216 140H213V142L215 141L216 142ZM231 140H232V142L233 143H231ZM90 140H85L84 142H89ZM102 141V140H101ZM170 141V140H169ZM167 142V144H166V146H167V148L168 147H170L171 146V148L168 150V152H169V155H168V152H166L167 151V149L166 150H164V152H165V155L166 156H170L171 157V155L173 154H176V152L179 150V152L181 151V152H183V153H181V155L183 156V154L185 155V156H183L184 158L182 159L183 161H184V159L186 158V159H189V161H195V163L193 164L192 162H189L188 160V162L189 163H187V164H184L185 162H187L186 160L184 161V163H182L183 161L180 159V158H182L181 157V155H180V158H178L177 159V157H176V155H178V154H176V155H174L175 157H173V160L172 159H170V157H169V160H171L170 162H172L171 164L173 165L175 162H176V160H179V161H177V164L175 163V165H173L172 167H170L171 165H169L170 164V162L168 163V161L169 160H167V162L164 160H160L159 162L160 163H158V162H156V163H158L157 165H155L156 163H154V157H152V159L154 160H152V159H150V160H152V163L153 164H150L151 163V161L149 160L147 163H149L148 165V168H149V170H148V168H146V169H143L144 168V166H142V168H141V165H139L140 166V168L142 169V171H143V173L141 174L139 171H137V172H139L140 174H136L137 172H136V170H140V168H137V166H138V163L140 164L141 162H139V161H137L136 160V163H137V166H135V168H136V170H134L135 168H132V166L131 165H136V163H134V161H133V164L131 163L130 164V162L128 161V163L130 164V166L128 165L127 166V168H123L122 169V171H121V174H122V176H121V178H120V180L121 179H123L122 181H120V180H118L119 181V186H120V188H117V189H119V191H117L118 193H117V195H118V197H120L119 199H118V197H116L117 195H116V191H114L115 189H113V191L115 192V194H111V195H114L113 197H115V198H113V199H116V201H114V203H116L117 202V206H118V204H119V206L118 207H120V203L121 202H125V207L127 208V209H123L125 212V214H127L128 213V211H129V209L128 208H130V209H133V208H138L137 210H139V217H140V219H141V221L140 220H135L136 222L137 221H140V222H143L144 221V219L146 220V216L148 215H151V216H149L148 218H147V222L149 223L148 224V227H152V229H153V231L151 230V228H150V230L152 231H150V233L149 234H154V235H156V234H162V236H163V238H161V236H158L157 237V239L158 238H160L161 239V241H160V239H158V241H157V239H156V236H154V235H152L151 237H152V239L150 240L149 239V241H154V239H153V237H155V240H156V242H162V240L165 238V240H167L166 238L167 237H170L172 234H173V236L175 235L174 233H176L177 235H175V236H178V234L181 232V230L182 229H180L181 227L180 226H182L183 228H184V226H183V224H181V223H183V222H185L186 221V223L188 222V220L190 219V217H194L195 215H197L195 212L193 213V211H194V209L195 210H197V206L196 205H198V210H201L202 209V207L204 208V207H206V209L204 208V210L202 211V212H205V210H206V212H207V210L209 209V210H211V209H214L213 207L214 206H212V204L210 205L212 208H207V206H203L202 205V203H201V205L202 206H199V203L198 202H201V201H198V202H195V201H197V200H195L194 199V201H193V197L195 196V194H197V193H199L200 192V187H202V186H204L205 185V183H209V185L208 186H210V184H211V186L210 187H208V188H210V192L212 193L211 195H213V194H216L215 192H212V187H214V186H212L213 185V183H211V182H208V181H212V180H209L208 178H206V176H207V174H206V172L205 171H203L202 169H205V168H203V167H206V164H207V167H206V169H209V171H211V170H213V171H211V172H208V170H206L208 173H211V174H213L214 175V177L211 175V174H208L209 176H207V177H209V178H211L212 177V179L214 180V178H218V176H219V174H218V169L221 167V166H219L218 165V163H216L217 162V160H219V159H221L222 158V156H221V158L219 157H217V156H214V155H212V156H214V157H217V159H216V162H215V158L214 157H211V156H209V158L212 160V158L214 159V160H212V161H210V160H207V161H210L209 163L205 160V158H207V156L209 155V152L205 155V157L203 156L204 154L203 153H201V154H203V155H201V154H199V153H196L194 150H196L195 148L193 149V152H195L196 153V155L197 154H199V158L200 159H204V161H202V160H200L198 157H196V158H193V155H191V156H189V153L191 154L192 153V151L191 152H188L189 150H184V148H182V149H179V147H184V145L182 144L183 142H180V145H182V146H180L179 144V146H177L176 144L174 145L173 144V142L171 143V141L170 142ZM198 141H200V140H198ZM230 141V142H229ZM243 141V142H244ZM248 141V142H247ZM57 142V141H56ZM73 141H71L70 143L71 144H73L72 143ZM103 142H105V141H103ZM123 142V143H124ZM143 141H140V142H138V143H142ZM151 142V141H150ZM154 142H151V144H153ZM178 142V143H179ZM212 142V143H213ZM214 142V143H215ZM215 143V144H217L218 145V147H219V144L218 143ZM68 143V142H67ZM66 143V144H67ZM70 143H68L69 145H70ZM144 143H146V141L144 142ZM165 143V142H164ZM169 143V144H168ZM199 143L200 142H198V145H199ZM212 143H211V145H212ZM222 143V144H221ZM242 143V142H241ZM249 143V145H251L250 147H248L247 146V144ZM12 144H13V146H15V147H11L12 146ZM51 144V143H50ZM59 144V143H58ZM65 144V143H64ZM67 144V147L69 146ZM85 144H87V143H85ZM95 144V143H94ZM148 144V143H147ZM157 145V143H154V145ZM161 144V145H162ZM201 144V143H200ZM236 144V145H235ZM34 145V146H33ZM107 145L108 144H106V146H104L103 145V147L104 148H106L107 147ZM128 145V144H127ZM146 144H144V145H142L141 144V147L142 148H145V151H146V148L147 147H144ZM150 144H148V146H149ZM155 145V146H156ZM159 145V144H158ZM157 145V146H158ZM161 145H159V146H161ZM211 145H210V147H211ZM224 145H222V146H224ZM227 145H225L226 147H227ZM66 146V145H65ZM65 146H64V148H65ZM102 146V145H101ZM147 146V145H146ZM152 146V145H151ZM153 147L154 148V150H156L157 149V146L156 147ZM163 146V145H162ZM161 146V147H162ZM200 146L201 145H199V146H197V147H199L200 148ZM212 146H214V145H212ZM216 146V145H215ZM214 146V147H215ZM225 146L223 147V149L225 148ZM232 146H231V150H232ZM254 146V147H253ZM50 147H51V145H50ZM66 147V149H68ZM71 147H72V149H68L69 150V153H66L65 154V157H62V156H64V155H62L63 153H59L60 151H61V149L63 150L64 148H61V149H59L60 151L58 152V155H60V157L57 155V159H56V161H58L59 159H60V162L59 163H61V162H63V163H61V165H59V166H61L62 167V170H59L58 172L57 171H55V170H58V169H55V167L57 166H55V164H56V162H53V163H55L53 166H51L50 167V165L48 164L46 167L47 168H49V170L51 169V171L52 170H54L52 173H50L51 171H47V173H49V174H54V175H52V180H54V178H56V176H57V174L58 175H62V173H60V171H62V172H64L65 173V171H66V167H67V169L69 168V170H70V167H73V166H75L74 168H77V166H76V164H79V166L81 167V165H80V163L82 164V162L83 161H81L80 163H78L80 160H81V158H82V160L85 158L83 155H86V157H87V155H89V154H84L86 151L85 150H83L82 148H80L81 150H83V154L79 157L78 156V154H79V150H77L78 148V146L76 147V145L74 146V148H73V146L71 145ZM75 147H76V149H75ZM80 147V146H79ZM93 147H94V145H92V147L90 148L91 149V151L93 150ZM125 147V146H124ZM213 147V148H214ZM217 147V146H216ZM217 147V148H218ZM165 148V147H164ZM163 148V149H164ZM198 148V149H199ZM220 148V147H219ZM233 148V149H234ZM239 148V147H238ZM65 149V150H66ZM101 148H99V150H100ZM103 149V148H102ZM100 150L99 152H100V154L99 155H101V152H104V150ZM161 149V148H160ZM197 149V150H198ZM211 149H212V147H211ZM237 149V148H236ZM14 150H16V149H14ZM49 150V151H48ZM71 150V151H70ZM107 150V149H106ZM106 150H105V153L107 154V152L109 153V149L107 150V152H106ZM111 150V149H110ZM142 150V149H141ZM151 150H153L152 148H151ZM177 150V151H176ZM226 150H228V147H227V149L225 148V151ZM235 150V149H234ZM233 150V151H234ZM238 151H239V149H237ZM235 151L236 153L238 152V151ZM245 150V149H244ZM67 151V150H66ZM65 151V152H66ZM87 151H89L88 153H90V150L88 149ZM144 151V152H145ZM184 151H187V153L185 152L184 153ZM209 151V150H208ZM212 151V150H211ZM211 151H210V154H211ZM215 151V150H214ZM220 151H222V149H220ZM219 151V152H220ZM247 151V150H246ZM62 152V151H61ZM63 152H64V150H63ZM64 152V153H65ZM82 152V151H81ZM93 152V151H92ZM125 152H126V150H125ZM142 152V151H141ZM154 152V151H153ZM213 152V151H212ZM218 151H217V153H219ZM228 152L229 151H227V152H225L226 154H227V156H226V154L224 153V151L222 152V153H224L225 155H224V157L226 156V157H228L227 159H226V161L229 159V158H231V157H229L228 156ZM248 152V151H247ZM247 152H246V154H247ZM4 153H5V155H4ZM87 153V152H86ZM147 152H145V154H146ZM148 153H149V151H148ZM171 153V154H170ZM214 153V152H213ZM212 153V154H213ZM216 153V152H215ZM214 153V154H215ZM216 153V154H217ZM222 153H220V154H222ZM230 153V152H229ZM232 153V152H231ZM231 153H230V155H231ZM256 153H254L255 155H256ZM96 154V153H95ZM103 154V153H102ZM123 154V155H122ZM129 154V153H128ZM144 154V155H145ZM151 154V153H150ZM193 154V153H192ZM239 154V153H238ZM238 154H234L233 153V155L235 156V155H237V158L235 157V159H237V163L238 162H243L244 160H242V161H240V159H239V156H238ZM92 157L94 156L92 153L90 154ZM104 156H105V154H103ZM103 155H101L102 157H103ZM109 156H110V153L108 154ZM108 155H107V159H112V158H109L108 157ZM129 155H132V154H129ZM172 155V156H173ZM195 154H194V157L196 156ZM202 157H204V158H202ZM243 155V154H242ZM244 155H245V153H244ZM243 155V156H244ZM248 155V154H247ZM247 155L245 156V157H242V158H244L245 159V161H246V157H247ZM260 157H259V156ZM18 156V157H17ZM90 156V157H91ZM95 156H97V155H95ZM100 156V157H101ZM116 156V155H115ZM142 156V155H141ZM146 156V155H145ZM142 156V159H139V160H144L145 159V161L146 160H148L146 157H148V156H150V155H148V156ZM166 156H164V157H166ZM0 157V158H1ZM13 157V156H12ZM14 157L13 158H11L12 160H14ZM78 157H79V159H78ZM90 157H89V160H91V161H93L94 162V160H92V159H90ZM98 157V156H97ZM100 157H98V158H100ZM112 157V156H111ZM143 157H145V158H143ZM150 157V158H151ZM163 157V159H165ZM179 157V156H178ZM189 157H191L192 158V160H190V158ZM223 157V158H224ZM59 158V159H58ZM116 157H114V159H115ZM121 160H120V159ZM119 158H116V159H118L119 160V162L120 161H124V159L123 158H121V157H119ZM138 158V157H137ZM161 158V156H159L158 157V159H157V157H155V159L156 160H159ZM167 159H168V157H166ZM176 160H175V159ZM208 158V159H209ZM222 158V159H223ZM241 158V157H240ZM249 158V157H248ZM262 158V159H261ZM10 159V160H11ZM55 159V158H54ZM79 161H78V160ZM88 159V158H87ZM93 159H95V157H93ZM97 159V158H96ZM95 159V160H96ZM104 159H106V156H105V158L103 157V160ZM115 159V160H116ZM126 159V158H125ZM131 159L132 160H134L135 158H132L131 157ZM198 160V161H196V160ZM221 159V160H222ZM233 159V158H232ZM234 159V160H235ZM238 159H239V161H238ZM9 160V161H10ZM11 160V161H12ZM88 160V161H89ZM100 160V159H99ZM101 160H102V158H101ZM113 160V159H112ZM114 160V161H115ZM131 160V161H132ZM201 162H200V161ZM234 160H232L231 162L232 163H235V164H230V167L229 168H231V166H232V169H233V171L231 172V170H230V172L229 173H231V174H229L231 177H230V180H231V178L233 177V178H235L234 176V174H235V172H236V174L237 173H239L238 171H235V169L236 170H238L237 168H235L234 169V166L236 167V161L234 162ZM260 160H258V161H260ZM54 161V160H53ZM74 161H76L75 163L76 164H73L74 163ZM78 161V162H77ZM85 161V160H84ZM88 161L86 160V162L84 163L86 166H87V172H88V165L90 164V163H88ZM111 162L112 163V165L115 163V162ZM125 161H127V160H125ZM174 161V162H173ZM250 161V160H249ZM248 161V162H249ZM45 162V163H44ZM90 162V161H89ZM99 161H96L95 163H98ZM163 162V163H162ZM165 162L168 164H165ZM180 162V163H179ZM197 162V163H196ZM204 162V163H203ZM207 162V163H206ZM220 162L221 161H219V164H220ZM223 162H224V159H223ZM228 162H229V160H228ZM228 162H226L227 163V165H225L224 164V167L226 166H228ZM44 163V164H43ZM52 162H51V165L53 164ZM58 162H57V164H59ZM69 163L70 164H72L70 167H68V165H69ZM111 163H109V164H111ZM122 162H120V164H121ZM124 163H126V162H124ZM144 163V162H143ZM146 163V162H145ZM146 163V164H147ZM192 163V164H191ZM225 163V162H224ZM244 163V162H243ZM242 163V164H243ZM246 163H247V161H246ZM258 163H260V162H258ZM256 164L255 166H256V168H253V170L255 169H257V165H260V164ZM16 164V165H15ZM84 164H83V166H84ZM88 164V165H87ZM92 165H93V163H91ZM109 164H108V166H109ZM123 164V163H122ZM121 164V165H122ZM146 164H142V165H146ZM165 164V165H164ZM190 164H191V166H193V167H190ZM203 164H205V165H203ZM214 164H216L215 165V167L214 166H211V165H214ZM223 164V163H222ZM241 163H240V165H242ZM249 164V163H248ZM247 164V165H248ZM15 165V166H14ZM41 165V166H42ZM95 165V164H94ZM126 165V164H125ZM152 165V167H150ZM154 165V166H153ZM203 165V167H202V169H201V166ZM221 165V164H220ZM238 165H239V163H238ZM5 166H7L6 168L7 169H5L4 170V168H5ZM31 166H32V168H31ZM49 166V167H48ZM64 166V167H63ZM78 166V167H79ZM85 166V167H86ZM91 166V165H90ZM111 166V165H110ZM115 166L116 165H113V167L115 168ZM189 166V167H188ZM200 166V167H199ZM209 166H211V169L209 168ZM243 166V165H242ZM244 166H245V164H244ZM14 167H15V169H14ZM38 167H40V166H38ZM80 167H79V169H80ZM84 167V169H86ZM94 167V166H93ZM122 167H124V165L122 166ZM131 167V168H130ZM134 167V166H133ZM147 167V166H146ZM179 167H181V168H186V169H183V170H181L183 173H181L180 172V170L178 169ZM188 167V168H187ZM212 167H214L213 169H212ZM218 167V168H217ZM222 167H223V165H222ZM35 169H36V167H34ZM46 168V169H47ZM54 168V169H53ZM57 168H58V166H57ZM63 168L65 169V171L63 170ZM74 168H72V169H74ZM83 167H81V169H82ZM121 168V167H120ZM120 168H117L116 167V169L117 170H119ZM173 168H175L176 169V171H175V169H173ZM180 168V169H181ZM194 169V170H191V169ZM247 168H248V166H247ZM35 169H33V172L34 173H36V171L37 170H39V168L37 169V170H35ZM59 169H61V168H59ZM71 169V170H72ZM78 169V168H77ZM76 169V170H77ZM78 169V170H79ZM177 169H178V172H180V174H178V172H177ZM190 169V170H189ZM196 169V170H195ZM222 169H225V168H222ZM246 169V168H245ZM251 169V168H250ZM249 169V170H250ZM258 169H260L259 167H258ZM14 170V171H13ZM30 170V171H29ZM43 171L44 169H41L40 168V171ZM75 170V169H74ZM73 170V171H74ZM83 170V169H82ZM81 170V171H82ZM121 170V169H120ZM172 170H174L173 172H172ZM205 172V174H203V172ZM219 170H221V169H219ZM247 170V169H246ZM246 170L244 171V168H240V173L241 172H245L246 174H247V172H246ZM262 170L263 169H261V172H262ZM26 171V173L25 174H23L24 172ZM40 171H37L38 172V176H41L40 174H41V172ZM44 171H46V170H44ZM71 171L72 172V174L73 173H75L76 171ZM84 171V170H83ZM82 171V172H83ZM148 171L150 172V173H148ZM186 171V172H185ZM226 171V170H225ZM248 171V170H247ZM260 170H258V172H259ZM55 172H57V173H55ZM70 171H68L67 170V172L66 173H71ZM77 172H80V171H77ZM76 172V173H77ZM82 172H80V173H82ZM117 171H115V173H116ZM133 172L135 173L134 174V177H132L133 175ZM170 172H171V174L173 175V178H174V176H176L174 179H171L172 178V175L170 174ZM184 172H185V174L187 173V178L188 179H190V180H188V179H186V180H188L187 181V183H190V181H192V179L194 178V177H196V176H193L194 174L195 175H198L197 176V178H200V180H204V179H201V177L203 178V176H205L204 178H206V180H204V181H206V182H204L203 183V185L202 186H200L199 188H198V190H199V192H198V190H197V185L196 186H194V188H196V190H197V193L195 192V194H194V196L193 195H191V196H193V197H190L189 195L192 193V191L193 190H195L194 188H193V190L192 191H189V192H191V193H189V194H187L188 196H189V199H190V201L192 200V203L189 201V199H186L185 198V200H186V202H185V200H184V202L186 203V204H184L183 205V207L186 205V207H188V209H189V206H191L190 207V209L189 210H187V209H185V210H187V211H184V208L181 206V207H179V210H178V208L176 207V205L174 204L175 202H176V200H179L178 198L180 197H177V195H176V191H175V189H176V185H174L175 186V189H173V188H171V192L172 191H174V193L172 192V195H171V192H170V194L169 195H171V196H169V198L167 199L168 201H166V204L168 203V205L167 206H165V208H161V206L158 204V202H157V192H155L156 190V185L158 186V188L157 189H159V188H162V187H164V182L165 183H169L170 182V184H173V183H179V182H177V181H179L178 179L180 178V180L181 181H183V179L185 180V178H183V177H185V175H183V177L181 176L182 174H184ZM193 172V174L192 175H190L191 173ZM196 172V173H195ZM222 172H224V170H222L220 173H222ZM227 172V171H226ZM227 172V173H228ZM234 172V173H233ZM244 172H243V175H244ZM254 172H256V171H253V173ZM258 172H256V174H258ZM264 172V171H263ZM262 172V173H263ZM4 173V172H3ZM4 173V175H6ZM22 173V174H21ZM27 173V174H28ZM40 173V174H39ZM44 172H42V175L43 176H45L44 174H43ZM60 173V174H59ZM113 173V172H112ZM177 173V174H176ZM225 173V172H224ZM261 173V175H263V177H260V178H262V179H260V178H258L259 176H261V175H258V177H257V179L258 180H264L263 178H264V173L262 174ZM18 174H20L19 176H18ZM69 174H68V176H67V179L68 178H70V176H69ZM83 174H84V172H83ZM86 174V173H85ZM120 174V173H119ZM168 174V176H170L171 178H169V177H167L166 175ZM256 174H253V176H257ZM259 174H260V172H259ZM17 175V177H15ZM35 175H37V174H35ZM88 175V174H87ZM113 175H115L114 173H113ZM160 175V176H159ZM178 175H180L181 177H179ZM223 175V174H222ZM221 175V176H222ZM233 175V176H232ZM239 175V174H238ZM242 175V174H241ZM241 175H240V178H241V180H243L244 178L246 179L245 181H248V180H251V182L249 183V185L251 184L252 186H254L255 187V185L256 184H252V181L253 182H255L256 183V179H255V181L254 180H252V179H254V178H251V179H249L248 177H245V175H244V178L242 179V177H241ZM6 176V178H8ZM26 176V175H25ZM25 176H24V178H23V176H22V178L25 180ZM54 176V177H53ZM120 176V175H119ZM136 176V177H135ZM157 176H159V177H157ZM166 176V177H165ZM192 176H193V178H192ZM227 176H228V174H227ZM237 176V175H236ZM252 176V177H253ZM5 177V176H4ZM48 177V178H47ZM51 176L50 175H46V179H48V180H50L51 178H50ZM115 177H117V174L115 175ZM114 177V178H115ZM123 177V178H122ZM179 177V178H178ZM190 177V178H189ZM220 177V176H219ZM224 177H225V175H224ZM239 177V176H238ZM238 177H236L235 178V180L232 178V182L233 181H236V179H239ZM11 178V180L12 181H10V180H5V178L3 179V181H5V182H1L2 184H5L4 186H2V184L0 185V186H2V187H4V191L2 190V187H1V189H0V264H60V262H58L57 260H55V258L51 255V254H49L48 252H46L43 248H42V246H40V244L37 242V240H38V238L40 239V238H43V239H45L46 241H47V243H49L51 246H52V248L54 249V253H63V255L65 254V255H69V258H74L75 259V261H74V259L72 260L73 261V263L74 264H102L103 263V260H102V262L100 261L101 259H103V257L102 258H99V253H97V251H98V249L97 248H95L96 246L94 245L95 243H96V241H97V239H95V236H97V234H98V229H97V233L95 234V232L94 233H92L93 235L92 236H94V238H90L89 239V242L88 243H91L90 241L93 239V241H95V242H93L92 241V243L91 244H93V246H95L94 248H95V254L96 255H94V251H93V254H92V250L94 249H91V250H88V249H90L89 247H90V245H88L87 246V248H81V250L82 251H84V252H86V253H88L87 251H90L89 253H90V255L88 254H86V253H84V252H81V250H80V248L78 247V242H77V240L79 239V240H83V241H85V242H83L82 241V243H85L86 245L88 244L87 243V240H88V236L90 235V234H87L88 232H89V229H90V227L93 225V226H95V224L93 223L92 225L88 222V221H90L91 222V220L92 219H90V220H88V221H86L87 223H89L88 225L86 224V227H87V229H88V227H89V229L87 230L86 229V231H87V233H85V236L84 237H79V236H77V235H79V234H77V233H79V231L77 230H75V227H76V225H77V227H79L80 228V226H78L79 224H81V223H79V224H74V218H72V217H70V216H76L75 215V213H74V215H72L73 214V212L75 211V212H77V210L79 209V211H81V209H82V207H83V205L86 203V204H88L89 206H90V199H89V201L87 202L86 200H88V199H84L85 200V203H83L84 201H82L80 198V201H81V203H83L82 204V206H81V208L79 207V208H76L73 212H71L72 214H69V216L68 215H66L69 219V221L70 222H68V220H67V223H70L69 225L67 224H63V223H61V224H59L58 226H60V225H62L63 224V226H65L66 228V230H62V227L60 226V227H58L56 224H55V226H53V224H54V222H56L57 223V221H58V219L56 218V221H54L53 220V222H52V225H51V223L48 221L49 219V217L48 216H46V215H44L46 212H43L42 213V211L43 210H46V209H44V208H41V209H43L42 211H40V209L39 210H37L36 209V207L37 208H39L38 206L39 205H36V206H34L33 204H30L29 206H27L26 205V203L27 202H25V203H23V205H25V206H22V204H20L19 202H17V198H19L18 196H16L17 198H16V201H13V197H14V199H15V195L14 194H12V193H14L13 191L15 190V189H13L12 187H11V185L12 184H16V182H14V181H16V179L15 180H13ZM21 178V176H20V179H18L19 181H17V182H19L20 183V180L22 179ZM50 178V179H49ZM62 178H64L63 176H62ZM119 178V177H118ZM166 178H169V180L171 179V180H174L175 182H171V180L169 181V180H167ZM192 178V179H191ZM228 178H229V176H228ZM248 178V179H247ZM23 179L21 180V181H23ZM116 179V178H115ZM165 179V180H164ZM176 179H177V181H176ZM219 179V178H218ZM216 180V182L214 181V183L216 184V183H219V182H217V181H219V180H221V179H219V180ZM224 178L222 177V181H224L223 180ZM66 180V179H65ZM114 180V179H113ZM113 180H111L112 182H113ZM186 180L185 181H183V182H186ZM197 180V179H196ZM226 180V179H225ZM229 180V179H228ZM227 180V181H228ZM9 181L11 182V185L10 184H8L9 183ZM55 181V180H54ZM110 181V182H111ZM168 181V182H167ZM222 181L220 182V183H222ZM244 181V180H243ZM243 181H241V182H243ZM245 181H244V183H245ZM6 182H8L7 183V185H10L9 187L6 185ZM157 182V183H156ZM158 182H159V184H158ZM183 182H182V184H183ZM201 182H203V181H201ZM229 182V181H228ZM227 182V183H228ZM232 182H230V184L232 183ZM237 182V181H236ZM240 180L237 182V184L239 185L240 183ZM116 183V182H115ZM115 183H113L114 185H113V187L115 188ZM161 183V184H160ZM199 183V182H198ZM226 183V184H227ZM18 184V183H17ZM67 184V183H66ZM65 184V185H66ZM108 184V183H107ZM105 185V186H107V189L106 190H108V189H110L111 188V190H112V188L113 187H110V188H108V185ZM169 184V185H170ZM180 184H181V182H180ZM194 184H197L196 183V181H195V183ZM199 184H201V183H199ZM214 184V185H215ZM223 184H225V182H223ZM230 184H227V185H230ZM233 184H234V182H233ZM233 184H231V186H227V187H236V184H235V186H232ZM261 184H262V181H261ZM68 185V184H67ZM166 185V184H165ZM178 185V184H177ZM184 185H186V183H184ZM207 185V184H206ZM218 185H221V184H218ZM247 183H245V186L246 187H243L244 185H243V183L242 184H240L239 185V187L241 188V189H243L242 191H246L245 190V188H249V190H250V187H252V186H248L247 187ZM5 186H6V188H5ZM133 186H135V188H136V190H134V188H133ZM154 186L156 187V188H154ZM159 186H161V187H159ZM180 186H182V185H180ZM188 185H186V187H187ZM192 186V187H193ZM216 186V185H215ZM223 187H222V189H224V190H221L220 191V189L218 190L219 192V194L217 193L216 195H213L212 196V198L214 199V200H217V199H215V197L217 196H222V197H224L225 196V198H228V197H230L229 195L226 197V194H224V196L223 195H221V194H223L222 192L224 191V193H226V186L225 185H222ZM130 187H132L133 188V190H134V192H133V190H131V191H129V189H130ZM170 187H173V185L171 186L170 185ZM177 187H179V186H177ZM205 187V186H204ZM218 187V186H217ZM236 188L237 190H241L240 188ZM253 187V188H254ZM257 187V190L260 188H262L263 187V184H262V187H259V186H256ZM259 187V188H258ZM7 188H9V189H7ZM13 190H12V189ZM131 188V189H132ZM205 188H207V186L205 187ZM220 188H221V186H220ZM7 189V190H6ZM184 189H185V187H184ZM204 188L202 187L201 188V190H203ZM212 189V190H211ZM227 189H229V188H227ZM231 190H233L232 188H230ZM235 189V188H234ZM256 189V188H255ZM10 190H12V193H8V191L9 192H11ZM110 190V191H111ZM187 190H188V188H187ZM195 190V191H196ZM205 190V189H204ZM215 190V189H214ZM256 190V191H257ZM262 190H264V189H262ZM261 190V191H262ZM7 191V192H6ZM121 191H122V193H121ZM135 191H136V193L137 194H139V193H141V195H136V193H135ZM140 191V192H139ZM159 191V190H158ZM236 191V190H235ZM253 190H251V192H252ZM255 191V192H256ZM6 192V193H5ZM106 192V191H105ZM108 192V191H107ZM106 192V193H107ZM194 192V191H193ZM202 192V191H201ZM200 192V193H201ZM204 192V191H203ZM210 192H209V195H210ZM228 192V191H227ZM251 192H248V193H250V194H252ZM255 192H253L254 194H255ZM264 192V191H263ZM262 192V193H263ZM8 193V194H7ZM106 193H105V195H106ZM112 193V192H111ZM125 193V194H124ZM156 193V194H155ZM178 193V192H177ZM181 193H183V190L181 191ZM230 193H232L233 194V196H231V198L233 199V198H235V197H237L238 195H240L242 192H237L236 191V193H238V195H235L234 194V190L233 191H230L229 190V194ZM257 193H259V194H262V193H260V191H257ZM13 195V197L11 196V195ZM87 194V193H86ZM96 194V192L94 193L93 192V195H95ZM98 194V193H97ZM122 194V195H121ZM231 194V195H232ZM244 194V193H243ZM245 194H246V196H249V194L247 195V193L245 192ZM245 194H244V196H245ZM254 194H252L253 196V198L254 199H256L255 201H260V202H262L263 200L261 199V200H257V196H254ZM89 195H91V194H89ZM93 195H91V197L93 196ZM103 196H101V194H100V196L102 197V199H104V198H106V196H104V194H102ZM109 195H110V193H109ZM116 195V196H115ZM175 195V196H174ZM210 195V196H211ZM256 195V194H255ZM263 195H264V193H263ZM11 196V197H10ZM84 196L85 195H83V198H84ZM99 196V194L97 195V197L98 198H100L99 199V201H101V197ZM138 196V197H137ZM185 195H183L182 196V198L184 197ZM241 196H242V194H241ZM241 196H239V197H241ZM62 197V196H61ZM86 197H89L90 198V196H86ZM104 197V198H103ZM107 200H109V196L107 195ZM175 198L176 200H175V202H174V199H173V202H172V200H171V198ZM216 197V198H217ZM219 197V198H220ZM221 197V198H222ZM263 197V196H262ZM22 199V202L24 201L23 199H25V200H29V199H26V197L25 198H23V197H21ZM82 198V197H81ZM96 198V197H95ZM98 198L96 199V200H98ZM192 198V199H191ZM207 198V197H206ZM205 198V201H207V199H209L210 198V200L212 199L211 197H209V198H207L206 199ZM218 198V200H219V202H222L223 201V204L220 206L219 205V209H218V205L217 204H219V202H218V200L216 201L217 202V204H216V206L215 207H217V210H218V213L220 214V213H225V211H227L228 212V207H227V210H225L224 212H221L220 211V207H222V209L224 208V204L226 203L225 201H224V199H222V201H220V199ZM242 198V197H241ZM60 199V198H59ZM78 198L77 199H75L74 198V200H79ZM118 199V200H117ZM155 199H157V200H155ZM212 199V200H213ZM236 199V198H235ZM233 199V201L231 200V199H229L228 201H227V199H226V201L228 202V204L230 203V201H232L231 202V204H234L235 202H236V200L238 199ZM240 199V198H239ZM239 199L237 200V203L239 202ZM243 199H246V198H243ZM248 200H249V198H247ZM252 198H250V200H251ZM253 199V200H254ZM61 200V199H60ZM93 202H91V203H93L94 204V199L92 198L91 199ZM110 200H112V197L110 198ZM171 200V201H170ZM201 200H203L204 201V199H201ZM209 200V201H210ZM248 200H246V201H248ZM250 200L248 201V203L250 202ZM19 201V200H18ZM119 201V202H118ZM208 201V202H209ZM244 201L245 200H241L240 199V202H242V203H244ZM245 201V202H246ZM29 202H30V200H29ZM43 202H46L45 200L43 201ZM65 202V201H64ZM75 202V201H74ZM73 198H72V200H71V203L69 204V207H71L72 208V205H73ZM79 202V201H78ZM78 202L75 204L76 206H79V205H77L78 204ZM190 202V203H189ZM215 201L213 202V203H216ZM238 203V204H240L241 205V203ZM80 203V202H79ZM95 203H97L96 201H95ZM99 203V202H98ZM97 203V204H98ZM177 203V202H176ZM196 203V204H195ZM198 203V204H197ZM209 203H212L211 201L209 202ZM209 203H207V204H209ZM262 203H264V201L262 202ZM44 204V203H43ZM63 206L65 205V207H68L65 203L63 204V203H61ZM61 204H59V206H58V209H59V211H60V208H61V210L63 209L64 210V208H62L60 205ZM72 204V205H71ZM93 204H91L92 206H91V208H93L94 207V205ZM104 204H105V202H104ZM192 204V205H191ZM206 203H205V205H207ZM231 204H229V205H231ZM244 204H246L247 205V203H244ZM244 204H242V205H244ZM33 205V207H35L34 209H33V207H31ZM71 205V206H70ZM96 205V204H95ZM115 205V204H114ZM158 205L160 206V208L158 207ZM188 205V206H187ZM196 206V207H192V206ZM214 205V204H213ZM224 205V206H223ZM74 206V205H73ZM75 206V207H76ZM85 206V205H84ZM117 206L115 207V208H117ZM86 207V208H85ZM83 209H84V212H85V210L86 211H88L87 212V214L89 215V217L91 216L90 215V211H89V209H91V208H87L88 206H85ZM163 207V206H162ZM185 207V208H186ZM201 207V208H200ZM231 207V206H230ZM55 208H56V210L54 209V211L56 212L58 209H57V207L55 206ZM69 209V210H73V209ZM114 208V207H113ZM113 208H111V212L112 213H108V214H111V217L112 216H114L113 218H114V220H113V218H111V217H109L110 215H105V217H109V218H111L112 219V221H113V223L115 222V221H117V219L119 218V217H117L116 215H120V217H121V214H119V211L121 210H119L118 209V211L117 210H115V208H114V210L116 211V212H113L112 210H113ZM121 208H123V207H121ZM180 208H181V211H180ZM48 209V208H47ZM231 209V208H230ZM229 209V210H230ZM34 210V211H33ZM36 210V211H35ZM51 210V209H50ZM122 210V211H123ZM128 210V211H127ZM193 210V211H192ZM208 210V211H209ZM215 210V212H213ZM214 210H211V211H209L207 214H211V212H212V214L214 215V213L216 214L217 213V210L216 209H214ZM233 210V207H232V209L230 210V211H232ZM53 211V212H54ZM59 211H57V212H59ZM66 211V213H64ZM65 211L64 212H61L62 213V215L64 214H68L67 213V211H68V208H65ZM132 211V210H131ZM157 211H159V213L157 212ZM192 211V212H191ZM220 211V212H219ZM50 212V211H49ZM48 212V213H49ZM52 212V211H51ZM53 212L51 213V214H53ZM55 212H54V214L53 215H55ZM69 212V211H68ZM199 211H197V213H198ZM201 212V213H202ZM47 213V214H48ZM60 213V214H61ZM70 213V212H69ZM77 213H79V212H77ZM86 213V212H85ZM84 213V214H85ZM115 213H116V215H115ZM123 213V212H122ZM189 213H192V214H189ZM57 214V213H56ZM59 214V213H58ZM114 214V215H113ZM125 214H123V215H125ZM138 214V213H137ZM190 215V217H187V216H189ZM206 213H205V215L203 216V214H201L203 217H199V218H197V219H199L201 222H202V220H203V222L202 223H205V224H207V226L205 225V228L207 227V229L208 228H211L210 227V222H213L214 223V226L216 227L218 224H215V221H216V217L217 218H221L220 216L221 215H223V214H221V215H219V214H216V215H218V216H216V215H214V217L212 216V215H210V216H212V218H213V221H212V219H211V217L209 218V217H207L206 215H207ZM52 215V216H53ZM62 215H56L57 217H59V218H61L60 216H62ZM63 215V216H64ZM191 215H193V216H191ZM49 216H51V215H49ZM66 216L64 217V218H66ZM87 215L85 214V216H83L84 218H87V219H89V217H86ZM177 217L178 219H179V224H178V219L176 220L177 221V224L179 225V227H178V231L176 230L177 229V225H176V223L175 222H173V223H171V219H173L172 217ZM231 216V214H229V217ZM116 217V218H115ZM138 217V218H139ZM187 217V218H186ZM64 218H62L61 220L63 221V222H65L66 220H63ZM73 220H71V219ZM93 218V217H92ZM204 218H206L205 219V221H204ZM208 218V219H207ZM223 218V217H222ZM225 218V217H224ZM228 218V215H227V217H226V219ZM67 219V218H66ZM86 219V220H87ZM108 219V218H107ZM111 219L110 220H107V221H111ZM121 219H122V217H121ZM149 219V220H148ZM176 219V218H175ZM175 219H174V221H175ZM185 219H187V220H185ZM196 219V222L198 221L199 222V225L201 224L202 225V223L199 221V220H197ZM202 219V220H201ZM60 220V219H59ZM171 220V221H170ZM215 220V221H214ZM218 220H221V223H222V220L223 219H218ZM218 220L216 221V223H219L218 222ZM228 220H231V218L229 219L228 218ZM227 220V221H228ZM82 221V220H81ZM106 221V222H107ZM118 221H120V219L118 220ZM132 222H133V220H131ZM130 221V224L132 223ZM134 221V222H135ZM170 221V223L173 225H175V227L176 228H174L176 231H174L173 230V228L171 227V229H170V227H169V224L170 223H168V222ZM206 221H210V222H206ZM225 221V220H224ZM226 221V222H227ZM61 222V221H60ZM71 222H73L72 223V225H71ZM133 222V223H134ZM145 222V221H144ZM226 222H223V224H225V226H226ZM229 222V221H228ZM12 223H18V224H25L26 225V227H28V234L27 235H23V236H18L17 234H15L12 230H11V228H10V226H11V224ZM59 223V222H58ZM108 223V222H107ZM107 223H105V226L106 225H108L109 223H111V222H109L108 224ZM118 223V222H117ZM133 223L131 224V227H132V225H133ZM168 223V224H167ZM186 223H184L185 224V227H186ZM231 223V224H230ZM230 223H228V224H230V226L232 227V225H233V223L232 222H230ZM73 224L75 225L74 226V228H73V230L72 229H70L69 228V226L71 225L72 227H73ZM112 224V223H111ZM111 224H110V226H111ZM144 223H142V225H143ZM197 224V223H196ZM223 224H221L220 226L222 227L223 226ZM83 225V224H82ZM113 225V224H112ZM116 225V222L114 223V225L113 226H115ZM135 226L137 225V223H135L134 224ZM150 225V226H149ZM171 225V226H172ZM173 225V226H174ZM235 225V224H234ZM57 226V227H56ZM70 226V227H71ZM85 226V225H84ZM109 226V225H108ZM134 226V227H135ZM145 225H143V227H144ZM146 226H147V223H146ZM203 226V225H202ZM209 226V227H208ZM219 225L217 226L218 228H219V230H221L222 228H225L224 226L221 228ZM56 227V228H55ZM76 227V228H77ZM142 227V226H141ZM147 227V228H148ZM169 227V228H168ZM195 227H198V224H197V226L195 225ZM215 227H213V228H211L212 229V231H211V229H209V231L207 232V231H205L204 233H201V229L202 230H204V228H201L200 229V227L199 228H197V230L198 229H200V231H198L197 232V230H195V229H193V230H195V232L198 234L199 233V235H200V233H201V235H204L205 233H207L206 235H208V233L209 232H212V233H209L210 235V237L209 236H207V237H209V238H207L205 235H204V242L206 243V245L205 244H197L198 242H199V240H200V238H201V240H202V242H203V237H201V235H200V238H199V236L198 237H195L196 235L194 234V233H192L193 231H189L188 233H187V231H186V234L188 235L189 233V235H191V234H193L192 236H194V237H192L191 236V239H190V237L189 236H187V237H189V238H187V237H185L184 235V237L183 236H181V234H183L184 233V231H182L181 232V234H179V236H181L182 237V239H180V237H179V239L177 238V237H174L175 238V240L174 241H177V240H183V238L186 240V242H188L189 240L188 239H190L191 241H192V239L194 238V240L193 241H195V243H196V245H199L200 247H198L196 250H198L199 252L201 251L202 253H201V255L203 256L205 253L201 250V248L203 247V246H205L204 248H206L207 247V245H209V244H211L210 245V249L209 248H207V249H209V250H212V252L211 253H214V254H209V255H211V258H210V256H209V258L210 259H214V258H212V256L214 255V256H218V255H220L221 254V249H220V254H219V247L217 246V248H215L214 249V247H215V245L216 244H213L214 243V241H216V240H218V238L215 240L214 239V241H212V243H211V240H210V238H211V236H213L214 235V233L216 232V230H215V232L213 233V229H215ZM236 226H234V228H235ZM59 228V229H58ZM60 228H61V230H60ZM68 228V229H67ZM95 227H93V229H94ZM147 228H145V229H143L144 230V232H146V230L148 231V229ZM221 228V229H220ZM226 228H228V229H225L226 230V232H225V230H223V236H227L226 235V233H227V230H228V232L229 231H231L230 233H227V234H230L231 235V233H232V231L234 230V228H233V230L231 229V230H229V225H228V227L226 226ZM256 228V227H255ZM64 229V228H63ZM69 229L71 230V232H69L68 233V231H69ZM81 229V228H80ZM83 229V228H82ZM91 229H92V227H91ZM91 229H90V233H91ZM142 229V228H141ZM261 229V228H260ZM68 230V231H67ZM76 232H75V231ZM84 230V229H83ZM171 230V231H170ZM172 230H173V233H171V235L170 236H166L167 234H170L169 233V231L170 232H172ZM185 230V229H184ZM186 230H187V228H186ZM235 230H236V228H235ZM253 230H254V227H253ZM255 230H257V228L255 229ZM255 230H254V232H255ZM258 230H259V228H258ZM33 231H36L37 232V239H34L33 237H31L32 235V232ZM62 231H65V232H67L68 234H64V232L63 233H61ZM82 231V230H81ZM95 231H96V229H95ZM165 231V232H164ZM222 231V230H221ZM221 231H219V234H216L215 233V235H216V237H217V235H218V237L220 238V236H221ZM262 231V230H261ZM260 231V232H261ZM72 232H75L74 234H76V237H75V235L74 236H72V234H71V236H69L70 235V233H72ZM84 232H85V230H84ZM84 232H82V233H84ZM203 232V231H202ZM259 232V231H258ZM82 233H81V235H82ZM146 233H148V232H146ZM146 233H145V235H146ZM217 233H218V231H217ZM256 233H257V231H256ZM255 233V234H256ZM64 234V235H63ZM86 234H87V239H86ZM149 234H147V235H149ZM185 234V233H184ZM144 235V234H143ZM229 235V237L228 238H230L231 236ZM264 236V234L262 233L260 236ZM173 236H171V238L173 237ZM262 236V237H263ZM79 237V238H78ZM148 237V236H147ZM146 237V238H147ZM215 236H213V238H214ZM215 237V238H216ZM222 237V236H221ZM261 237V238H262ZM33 238V239H32ZM75 238V239H74ZM77 238V239H76ZM83 238H85L86 240H84ZM97 238V237H96ZM145 238V239H146ZM174 238H172V239H174ZM176 238H177V240H176ZM197 238H199V240H197ZM142 239H143V237H142ZM171 239V240H172ZM210 240V243H208L207 244V242L205 241V240ZM212 239V238H211ZM232 239V238H231ZM233 239H234V237H233ZM260 239V238H259ZM263 239V238H262ZM262 239H260V240H262ZM165 240H163L164 242H163V247L165 248V246L167 247V245H169V246H171L170 245V242H171V244H172V241H170V239L168 238V242H169V244H168V242L166 243L165 242ZM185 240H183V241H185ZM198 242H197V241ZM201 240H200V242H201ZM213 240V239H212ZM146 241H148V238L146 239ZM145 241V242H146ZM173 241V242H174ZM191 241H189V244L192 246V244H191ZM219 241H220V239H219ZM226 242V241H225ZM229 242H231V241H229ZM261 242V241H260ZM151 243V242H150ZM164 243L166 244L165 246H164ZM193 243V242H192ZM218 243H220V242H218ZM222 243V242H221ZM262 243V242H261ZM153 244V243H152ZM155 244V243H154ZM160 244V243H159ZM176 244V243H175ZM177 244H178V242H177ZM180 244H183L182 242L180 243ZM184 244H186V243H184ZM183 244V245H184ZM188 244V243H187ZM188 244V245H189ZM79 245H81V247L83 246H85V245H83V244H81V242H80V244ZM97 245V244H96ZM150 245V247H151V250H150V252L152 251L153 252V250H156L155 252L157 253V254H159V255H155L156 257H155V259H153L154 258V254H156L155 252H154V254H151L152 256H153V258H152V256L150 257L149 256V253L150 252H148L147 250H145V252L147 251L148 252V256L147 255H145L144 254V252L142 251V253L144 254L143 256H141V257H143L142 259H141V257L139 258L138 257V255H142L141 254V251H139L140 252V254H138L137 255V257H136V261L135 262H133V258H135V257H131L130 258V260H128L127 258L125 259V260H128L129 261V263H131V261H132V264H175V263H177V264H180V263H182L181 261L184 259H181L182 257H185L186 255V257H188L189 258V256H188V252H189V254L190 253H192V255H194V256H197L196 254L198 253L199 254V252H195V251H192V248H193V246L190 248L188 245H184V249H185V247L187 248V249H185V251L187 252V250H188V252H187V254H183V253H181V252H183V246H179L178 245V248H180V249H182V251H179L178 252V250H180V249H178L175 245H174V243L172 244V245H174L175 246V248H174V250H177L176 251V254L179 256V255H182L181 256V258H180V256L179 257H177L176 255H175V257H177L176 259H179L180 261V263H178L177 262V260L175 261V257H174V261H175V263L174 262H171V257L169 258V253H172V250H173V246L172 247H170V249L168 248H165V249H167L166 251H165V253L164 252H162V253H164L163 255H162V253H161V255H160V253H158L157 252V248H161L159 245V247L158 246H156V245H153V247H152V245L151 244H149ZM214 245V246H213ZM264 245V244H263ZM155 246L157 247V248H155ZM189 247V249H188V247ZM182 247V248H181ZM212 247H213V249L216 251V252H218V253H216L215 251L213 252V249H212ZM263 247V246H262ZM79 248V249H78ZM91 248H92V246H91ZM177 248V249H176ZM204 248H202L203 250H204ZM220 248H222V247H220ZM139 249H141L142 250V248H139ZM162 249V248H161ZM160 249V250H161ZM172 249V250H171ZM195 248H193V250H194ZM207 249H205V250H207ZM263 249V248H262ZM149 250V249H148ZM159 250V249H158ZM173 250V251H174ZM191 250V251H190ZM204 250V251H205ZM205 251V252H210V251ZM264 250V249H263ZM162 251V250H161ZM171 251V252H170ZM168 252V253H167ZM186 252H184V253H186ZM223 252V251H222ZM80 253H82V254H84L83 256H82V254L80 255ZM174 253H175V251H174ZM178 253H181V254H178ZM204 253V254H203ZM208 253H206L205 254V256L207 255L208 256ZM262 253V252H261ZM99 256H98V255ZM101 254V253H100ZM217 254V255H216ZM263 254V259H264V253H262ZM262 254H260V255H262ZM93 255V256H92ZM201 255H199V256H201ZM222 256H224V252H223V254H221ZM258 255V254H257ZM256 255V256H257ZM146 256V257H145ZM163 256V257H162ZM170 256H173L172 254L170 255ZM198 256V259L200 258ZM201 256V257H202ZM204 256V257H205ZM213 256V257H214ZM221 256V257H222ZM101 257V256H100ZM193 257V256H192ZM219 257V256H218ZM217 257V258H218ZM220 257V258H221ZM259 257V256H258ZM261 257V256H260ZM262 257L260 258V259H262ZM139 258V259H138ZM145 258V259H144ZM146 258H148V259H146ZM206 258H208V257H205V259H204V262H206L205 260H206ZM217 258H215V259H217ZM223 258V257H222ZM192 259H196V261H194L193 262V260ZM202 259V261H203V257L201 258ZM209 259V260H210ZM172 260V261H173ZM257 261H261V260H258V258L256 259ZM255 260V261H256ZM128 261H127V264H129L128 263ZM185 262H186V260H184ZM187 261H188V259H187ZM190 263H196L197 264V258H191L190 257ZM200 261V260H199ZM101 262V263H100ZM214 262H215V260H214ZM218 262V261H217ZM217 262H215V263H217ZM126 263V262H125ZM124 263V264H125ZM189 263V264H190ZM199 263V262H198ZM203 262H201V264H202ZM206 263H208V262H206ZM206 263H204V264H206ZM256 263V262H255ZM254 263V264H255ZM261 262H257V264H260ZM113 264H115V262L113 263ZM116 264H118V263H116ZM120 264V263H119ZM185 264V263H184ZM186 264H188V262L186 263ZM209 264V263H208ZM218 264H221V263H219L218 262ZM261 264H264V260H263V262L261 263Z\"/></svg>","mask_w":264,"mask_h":264},{"label":"rangeland","instance_id":"374dc122","mask_svg":"<svg viewBox=\"0 0 264 264\" xmlns=\"http://www.w3.org/2000/svg\"><path fill=\"white\" fill-rule=\"evenodd\" d=\"M4 1H5V0H4ZM16 1H17V0H15L14 3H11V2H13V0H10V1H9V0H6V2H10V3H7V5H8L7 10L9 9L8 12L10 11L9 14H11V11H13V10H11V9L16 10L17 8L20 7V4H18V1H17V3H16ZM53 1H54V4H55V5H54V4H52V5H54V6L50 5V7H49V11H48V15L56 16L57 19H55L54 22H57V20H60V21L62 22V25H63V26H69L71 29L73 28L72 30L70 29V31H69V29H68L69 27H68V28H67V27H66V28H65V27L63 28L64 30L66 29V32H65L64 35H63V37L65 36V38L63 39L64 42L61 41L62 39L60 40V39L57 38V37L55 38L53 35H56V33H55V34H52L55 30H53V31L48 30V29H47V26L44 25V24H41L40 26L37 25L38 28H36V27H37V26H36V27H34V29H33V27L31 26V25H32L31 23H33L34 20L32 21V20H31L32 18H29L31 22H30V21L26 22V21H27V18H26L27 16L25 17V16L23 15L24 12H22V11H19V13L21 12V13L19 14V16L21 15L20 18L17 17V16H16V17H13V15L11 14L12 17L14 18L12 21H11V18H12L11 16H6V15H8V12H5V11H4V13H3V11H0V12L3 13V15H2L1 17H2L3 22H4V24H3L4 26L2 27V31H1L2 34H5L4 32H6V31H10V34L7 32V35L9 34L8 36H11V33H12V32H13V33L15 32V34L18 36V37H16L15 34H12V36L9 37V38H12L13 40L10 39V40H7V42H8V41H11V43H10V42H8V43H10V44L12 45V43H14V40H15L16 43H14V44L18 45V47H17V46L14 47V44H13V46H11V47H13V48H10V47H9L11 51L8 50V52H6L5 55H4L3 58H2L3 60L7 61V62H3V63H5V64H4V67H5V65L8 64V61L10 62V61H11L10 59L14 58V57H12V58L9 59V57H10L11 55L14 56V54H16L15 57H17V56L19 57V59H17L18 57L15 58L16 60H18V62H16L17 64L15 63V61H13V60H15V59H12V62H14V63H13L14 65L10 62V63L7 65V67H6L7 69L5 68L6 73H8L9 70L12 71V72L9 71V73H10V72L13 73V71L15 72V74H11L12 76L10 75V77H9V78H10V81H11V79L15 78L16 76L18 77V80H19V81H21V80L23 79V77H24V78H26V77H27V78L30 77V79H27V78H26L25 80L23 79L24 81L27 80V82H31V81L33 80V79L31 80V77L34 78V80H35L36 78H38V79L41 78V80H45V79H47V78H46L44 75H48V74H51V73H55L53 70H51V68H52L51 65H53V64H52L53 61H56V59H57V61L60 62V63L56 62V63H54V66H53V67L58 66V67H56L57 69H56V68H52V69H56L57 71H58V69H59V65L61 64V62H62V63H63V61H66V62H67V63L65 62L66 66H64V68L66 67V69H63V66L61 67V65H60L61 70L59 69V71H60L61 74H60V73H59V74H60V76H61V79H63V78H68L69 75H67V74L69 73V70H70L71 72L73 71L72 74L69 73L70 76L73 75V74H75V75H73V76H76V78H74V79L77 80V81L80 80V79L83 78V77H84V78L87 77V79H88V76H89L88 74H90V75H91V74H92V75H93V74H96L97 77H98L99 75L103 74L102 76L104 77V79H108V78H109V79H110V78L112 79V75H113V79L119 81V78H120V77L123 78V74H122V73H123V72L125 73V72L129 69L130 71L132 70L131 73H133V74H130V73H129L130 71L128 70V71H127L128 73H127V72L125 73V74H127L128 76H130V77L127 76L128 79L132 77L131 75L134 76L135 73L137 74L136 71L138 70V74H139V76H140V78H141V82H145V81L147 82L148 80H145V81L142 80L143 77H141V76H143V75L140 74V71H139V70H141V69L143 70V69H144V70H143L144 72L141 71L142 73L146 74V75H144V76H146V78H144V79H147V78L150 79V74H152L153 69H154V70L156 69L155 67H153V69H152L153 64H155V62H158V63H159V64L157 63V64H155V65H156V67H157V65L159 66V68H157L156 71H158V72H159V75H161V73H163L164 71H166V70L168 69V63H166V62L168 61V62H169V65H170L172 62H173V64L177 65V66H175V65L172 64L174 68H175V67L177 68V67L179 66V67H178V68H179V71H180V72L182 71V73L187 71V69H185V68L191 67V66H193V65H194V66L191 67V69L193 70L192 73H195V72H196V73H198L201 77H202V75L204 76V73H205L204 71L207 72V71L209 70L208 73H211L212 75H211V74H207V73H206L205 75H206V76H209V75H210V76L212 77V79H210V78H211L210 76L207 77V79L209 78L210 82L213 80V81H214V82H213V83H214L213 85H216V84L218 85V83H219L218 81H220L218 78L223 79V78H221V77L224 76V79H226V78L228 79V76H226V75L228 74V72H229L228 70H230V69H232V68H233V70H234V68H235L232 62H235L236 60H237V62L240 61L241 56H242V58H244L243 56H245L244 59H246V60H245L244 62H241V61H242V60H241V61H240V64L236 62L235 65H237V64H239V65H237L236 69H235L234 71H232L233 73H232L231 75H229L231 72L228 74V75H229V79L227 80V81H228V82H227L228 84L226 83L227 85L225 84V86H227V90L229 91V93H232L231 91H233L234 89H236V91H238V87H239V85L241 86L239 89H241V88L244 86V84H245V86L247 85V86L245 87L246 89H247V87H250L251 84L249 83V84H250V86H249V84L244 83L245 81L250 82V80L253 79V80H255V82H257V84H258V81H259V80L262 82V80L264 79V76L261 77L264 73H263L261 76H260L261 73H260V74L258 73L259 75H258V77H257V74H255V73H257V72H255V71L253 70V69H255V68H253V69L250 68L251 70L248 68V69H247L248 71L246 70V68H247L248 65L253 66L251 62H250L251 64H248V63H249V61H252V59H253V58H252L251 60H249L250 57H251V56L254 57V55H255L253 52L256 50V48H259V46L256 45V44H258V43H259V44L262 43V46L264 45V39H263L264 37H262V36L264 35V32L262 33L263 35H262V34H261V35L259 34V37H258V34L256 35L257 32L255 33L257 39L259 40V42H258L257 39L254 38V36H253L254 34L252 35V37H250V40H252V44L255 43L254 41H257V42H258V43H257V42L255 43L256 46L253 45V48L255 49V50H253V48L251 49L250 46H249L251 43H249L248 41H250V40L245 39V38H248V34H247V35L245 34L246 36L243 34V35H240V36H243V37H239L238 32H236V30H235L233 27H231V30L229 29V27H230L231 25L225 24V25H219V26H217V27L215 26V27H216V28H215V31H216L217 33H218L219 30H221V31H219L220 34L218 35L217 33H214V32H215V31H214V27H213V30H212L211 26L209 25V23H208L204 18H203L201 21L204 23V25L207 24V26H205V29H206V27H207V28L209 27L210 29L208 28V30H207V29H206V30H203V29H204L203 23H201V21H200L198 18L195 17V18H194L195 20L193 21L192 25H194V26L196 27V30H197V28H198V29H201V30L196 31V30H195V27L193 26V28H191L192 31L189 32L190 35L187 33L188 36H190V37H188L187 34H186L184 37L179 38L180 42H179L178 40H176V43H179V44L176 45V44H174L175 42H174V43H171V45H170L169 42H166L167 44L165 43L167 46L170 45L169 47H171L173 50H174V48H175V51H173V50H172L171 48H169V47H168V49H169V50H168V49H167V46L163 44L164 42H163V43L161 42V43L164 45V46H163V45L161 44V46L164 47V48H161L160 45H158V46L156 45V46H157V47H156L157 50H156V49H155V46H154L153 44L150 43V47H149V44H148L147 42H145V40L143 39V36H144L143 33H144L145 31H144V30L141 31L140 28H138L139 30L136 29V31L140 34V36H139L140 39H139V38L137 39V34H138V33L135 32V29H134V28H135V27H138V25L135 23V21H136L135 19L138 20V18H136V17H139V16H136L135 19H132V17L130 18V20L128 19V20L131 22V27H132V28L128 27L129 24H130V22H128V20L125 19L126 22L129 23L128 26H127V25H126L127 23H126L125 21H123V22H125V23H123V22H121L122 19L118 18V19H120V25L125 24V25L123 26V28H124L125 26H126V29L128 28V29L126 30V33H127V32L129 33V34L127 33L128 35L125 34V32H124L125 30L122 28V26L120 27V25L118 24V23H119V20H118L117 18H115L114 16L111 18L112 20L110 19V17L107 18V19H110V20L108 21L110 24H109V25L106 24V25H107V26H106L107 28L105 27V24H104V25H101V28L105 27L106 30L112 28L113 31H112L111 29H110V30H107V31L105 30V32H107V33H105V32H103L104 30L102 29L103 31L101 32V28H100V26H98L99 24L97 25V23H99V22H100L101 20H103L104 18L102 19L100 15H99V16H100L101 19L97 18V17H98L97 14H98V12H99L98 10L101 11V7L105 5V4H103V3H104L106 0H97V1H96V0H72V1L69 0V2H68L69 4H68V5H67V3H66L65 0H64V1L60 0L61 2H60L59 0H56V1H58V2H56V3H55V0H53ZM93 1H94V2H93ZM107 1H108V0H107ZM107 1H106V2H107ZM115 1H116V0H114V2H115ZM117 1H118V0H117ZM119 1H120V0H119ZM119 1H118V2H119ZM121 1H122V0H121ZM121 1H120V2H121ZM130 1H131V0H130ZM155 1H156V2H155ZM172 1H173V2H172ZM172 1H170V2H172V4H174V5H172L173 8H170V7H169V6H171V5H169L168 7L170 8V11H172V13H174L173 15L176 16V18H179V17H180L178 14H179V11L181 10L182 6L185 5L184 7H186V9H185L184 7L182 8L183 13H184V11L186 10L185 13H184V15H183L182 11H180V12L182 13V15H181V17L179 18L178 21H177V19L174 17L175 20H176V22L178 23V26H179L178 29H180V28H181L180 25H184V21L186 20V18H187V17L189 18V15H192V14H191L192 12H190V11H192V8L194 7V5H193V2L191 3V1H187V0H180V1L178 0L179 2L176 1V0H172ZM175 1H176V2H175ZM182 1H186V2H182ZM263 1H264V0H263ZM19 2H20V0H19ZM95 2H96V3H95ZM106 2H105V3H106ZM177 2H178V4H179V3H180V4L178 5ZM189 2H190V3H189ZM52 3H53V2H52ZM115 3H116V2H115ZM128 3H129V4H128ZM142 3H143V4H142ZM184 3H185V4H184ZM187 3H188V4H187ZM263 3H264V2H263ZM12 4H13V5H12ZM17 4H18V5H17ZM117 4H118V3H117ZM119 4H120V5L122 4V5H121V6H122V9L125 8V10H126L127 8H129V7H130V8L132 7V4H131V2H129V0H124V1H122L121 3H119ZM156 4H157V0H151V1H150V0H143V1L141 2V5H143V6H140V8H142L143 11L140 10L139 12H140L141 14H139V15H143V16H144V13H146L144 17H148V16L150 15L149 17H150L153 21L155 20L154 22H156V20H157V22H156L155 24H157L158 22H160L161 24L158 23L157 26L159 27V29H161V26L164 27V28H162V29L160 30L159 33L164 34V33H166V30H168V27H169V26H167V28H165V27H166L165 25H168V22L165 21V22L167 23V24H166V23L164 22V20H163V19L166 18L167 15L165 14V11L163 12L164 9H160V8L157 9V6H155ZM7 5H6V7H7ZM16 5H17L18 7H17ZM24 5H25V4H24ZM61 5H64V7L62 6L63 8L61 7L62 9H60V7H59V6H61ZM65 5H66V6H65ZM100 5H101V6H100ZM123 5H124V6H123ZM129 5H130V6H129ZM175 5H178V7L175 6ZM186 5H187V6H186ZM191 5H192V8H190ZM10 6H11L12 8H11ZM14 6H15V7H14ZM57 6H58V7H57ZM96 6H100V7H96ZM125 6H129V7L126 8ZM179 6H180V7H179ZM123 7H124V8H123ZM94 8H95V9H94ZM96 8H97V9H96ZM176 8H177V10H176ZM178 8H179L180 10H178ZM187 8H188L189 10H187ZM216 8L219 9V10H217ZM216 8H214L213 11L216 10V11H217L216 14H217V15L219 14V15L221 16V19H223V21L231 20V19L234 17L233 12H231L230 14H229L230 11H225V12H223V11L221 10L222 8H221L220 5H219L218 7H216ZM5 9H6V8H5ZM59 9H60V11L62 10L60 14H58V13H59ZM190 9H191V10H190ZM7 10H6V11H7ZM92 10H93V11H92ZM125 10H124V11H125ZM156 10H157V11H156ZM158 10L161 11V12H159ZM95 11H97V12H95ZM176 11H178V12H176ZM187 11H188V12H187ZM221 11H222V12H221ZM52 12H54L56 15H53ZM92 12H93V13H96V14H93ZM175 12H176V13H175ZM189 12H190V13H189ZM83 13H84V14H83ZM91 13H92V15H91ZM147 13H150V14L148 15ZM156 13H157V15H159L160 17H158V16L156 15ZM159 13H160V14H159ZM181 13H180V14H181ZM225 13L228 14V15L225 16V15H224ZM170 14H171V12H170ZM175 14H176V15H175ZM0 15H1V14H0ZM22 15H23V19L25 18V19H24L25 22H23V23H26L25 26L27 25V27H28V28H27L28 30H26V32H25V33L28 34V35L26 34V36H24V34H25L24 31H23L24 28H22V26L24 25V24H22V20H23V19H21V18H22ZM93 15H94V16L96 15V16L94 17ZM146 15H147V16H146ZM177 15H178L179 17H177ZM219 15H218V16H219ZM229 15H230V18H231V19L229 18ZM152 16H153V17H152ZM164 16H165V18H163ZM185 16H186V17H185ZM227 16H228V17H227ZM231 16H232V17H231ZM5 17H9V18H7V20H10V21H11V22L8 21V22H10L9 24H12V23H13L14 25H16L18 22L21 21V25H22V26H21L19 23H18L17 25H18V26H21V27H19L21 30H20V29H19V30H20V32L23 31L22 33H24L23 36H24V38L26 39V40H25L26 42L23 41V42H24V43H23L22 41H18V40H17L18 38H20V40L24 39L23 36H22V33H20L19 30L15 31V29H17L18 26L15 27L13 24H12V25L14 26L15 29L13 28V26H11V27H10V30H9V24L7 23V20L5 19ZM10 17H11V18H10ZM81 17L83 18L84 21L81 20V19H82ZM84 17H85V18H84ZM87 17H88V18H87ZM92 17H94V18H92ZM107 17H108V16H107ZM140 17H141V16H140ZM222 17H224L225 19L222 18ZM15 18H16V19H15ZM89 18H90V20H89ZM95 18L97 19V21H98V20H99V21L97 22ZM113 18H115V19H114L115 22L113 21ZM159 18H160V20H159ZM161 18H162V19H161ZM184 18H185V19H184ZM188 18H187V19H188ZM219 18H220V17H219ZM2 19L0 18V20H2ZM29 19H28V20H29ZM85 19H86V20H85ZM180 19H181V20H180ZM182 19H183V20H182ZM16 20H18V22H17ZM72 20H73V21H72ZM88 20H89V21H88ZM196 20H197L198 22L200 21V23H201V24H200L201 27L198 25L199 23H198ZM15 21H16V22H15ZM91 21H92L93 23H95V21H96V23H95V24H96V27H97L98 29L100 28V31L98 30V31H96V32H92V33L88 32V31H90L91 28H92L91 30H93V27H95V25H94L93 23H92L93 25L91 24ZM110 21H111V22L113 21V27H115V29L119 31L118 34L121 33V37H122L123 39H122V38H119L120 35H118L117 32H115V29H114L113 27H111V26H112V25H111L112 23H111ZM117 21H118V22H117ZM132 21H133L134 25H132V24H133ZM161 21H162V22H161ZM181 21H182V22H181ZM5 22H6V25H5ZM14 22H15L16 24H15ZM74 22H75V24H74ZM87 22H88V23H87ZM116 22H117V23H116ZM205 22H206V23H205ZM28 23L31 24V25H28ZM70 23H71V24H70ZM80 23H82V24L84 23L85 27H84V25H82V24H80ZM121 23H122V24H121ZM164 23H165V24H164ZM65 24H66V25H65ZM73 24H74V25H73ZM87 24H89V28H90V29H86V30H87V32H86L85 28H88V25H87ZM90 24H91L92 26H91ZM115 24H118V25L115 26ZM159 24H160V25H159ZM162 24H163V25H162ZM179 24H180V25H179ZM195 24H197V25H195ZM75 25H76V26H75ZM78 25H79V27H80V31H79V32H78V30H79ZM80 25L82 26V29H81V26H80ZM192 25H191V26H192ZM6 26H8V27H7L8 29L6 28ZM29 26L32 27V28L30 29ZM86 26H87V27H86ZM118 26H119V27H118ZM133 26H134V27H133ZM197 26H198V27H197ZM223 26H224L225 28H224ZM226 26H227V27H226ZM23 27H24V26H23ZM44 27H46V29H45ZM74 27H75V30H76L77 33L75 32ZM83 27H84V28H83ZM117 27H118L119 29H118ZM218 27H219V28H218ZM77 28H78V29H77ZM97 28H94L93 31L97 30ZM105 28H104V29H105ZM175 28H176V27H174V28H170V29L167 31V33H168L169 31L171 32L172 30H176V29H177V28H176V29H175ZM253 28H254V27H253ZM6 29H7V30H6ZM25 29H26V28H25ZM32 29H33L34 32H32ZM35 29H38V31L35 30ZM40 29H41L43 32H42ZM129 29H130V30L133 29V30H131V31H132V32L134 31L133 33H135V35L133 34V38H132V35L130 36V34H131L130 32H131V31H130ZM142 29H144V28H142ZM163 29H165V30H164L165 32H163ZM217 29H219V30H217ZM227 29H229V30H227ZM11 30H12V32H11ZM44 30H46V31H44ZM67 30H68V33L70 32V34H67ZM82 30H83V32H84V30H85V32H84L85 35H84V33L82 32ZM128 30H129V31H128ZM193 30H195L196 32H199V33H197V34L194 36V35H193V32H194ZM209 30H210V31H214L213 34H217V37H216V35L214 36L215 39H216V38H218V39L220 38V39H222V40L219 39V41H220V42H219V41L215 40L214 38H211V36H213V35H212V33H211ZM36 31H37V32H36ZM50 31H51V33H50ZM71 31H73V32L71 33ZM121 31H123V32H121ZM161 31H162V32H161ZM202 31H203V33H201ZM229 31H230V33H229ZM232 31H233V32L235 31V32L233 33ZM44 32H45V33H44ZM80 32H82L83 35H81ZM97 32H98V33H97ZM99 32H100V34L102 33V38H103V34H104V35L109 34L108 36H109V39H110V40H109L108 42L106 41V40L108 39V36H107V35L104 36V38H103V39H105V37H106V39H105L106 42H105L102 38H99V37H101L100 34H99ZM110 32H111V33H110ZM113 32H115L117 35L114 34L115 36L113 35V37H112V36H110V35L113 34ZM142 32H143V33H142ZM170 32H169V33H170ZM196 32H194V34H195ZM205 32L208 33V34H209V32H210L211 35H210V34H209V35H205ZM222 32H224L225 35H224V33L222 34ZM231 32H232V33H231ZM261 32H262V31H261ZM261 32H259V33H261ZM40 33H41V34H40ZM46 33H47V34H46ZM48 33H49V35L52 34V36L54 37L53 39L56 40V41L53 40V42H56V44H57V40H58V41L60 40V41L62 42V45L65 46L64 48L62 47V49H65V48H66V50H68V49L70 50L71 46L76 45L77 42H80V41L83 40V43L80 42L79 44H77L78 47H77V46H73V47L71 48L70 51L68 50V52H67L66 50H62V49H61V52H59V51H60V47H58L59 45L57 44V45H58V46H57V47H58L57 49H59V51L57 52L56 47H55L56 44L54 45V44H52L53 42H49L50 39H48V38H51L52 36H51V37H47V36H49ZM73 33H76L77 35L80 34V35H79V36H80V37H79L80 39H77L78 36H76V37H77V38H76V37H75L76 34H73ZM78 33H79V34H78ZM94 33H97V34L93 35ZM236 33H237V34H236ZM20 34H21V35H20ZM90 34H92L93 37H94L95 39H96L95 36L97 35L98 38H97L96 41H97L99 44L96 43V42H95V39L93 40V38H92L91 36L89 37ZM98 34H99V35H98ZM139 34H138V35H139ZM198 34H199V35H198ZM200 34H202V35H200ZM203 34H204V37H201V36H203ZM228 34H231L230 37H229ZM234 34H235V35H234ZM239 34H242V33H239ZM7 35H4V37H3V35H2L3 40H1V37H0V42H2V43H0V45H3L4 43H5L6 45H8L7 42H5V39H7V37H6ZM13 35H15V36H13ZM68 35H69V36H68ZM87 35H88V37H86ZM125 35H126V36H125ZM142 35H143V36H142ZM191 35H193V36H191ZM197 35L199 36V40H198V38H197V37H198ZM220 35H221V36H220ZM222 35H223L224 37H223ZM227 35H228V36H227ZM236 35H238V36H237L238 38L236 37ZM36 36H39V37H36ZM124 36H125V37L130 36L131 40H129L130 38H128V39H127V38H124ZM134 36H135V37H134ZM141 36H142V37H141ZM186 36H187V37H186ZM196 36H197V37H196ZM206 36H208V37L210 36V38L207 37V38H206L207 40H204ZM218 36H220V37H218ZM233 36H234V37H233ZM260 36H261L262 38H260ZM5 37H6V38H5ZM31 37H32V38H31ZM33 37H34V38H33ZM43 37H44V40H43ZM46 37H47V39H46ZM71 37H74V38H71ZM84 37H85V38H84ZM185 37H186L187 39H185ZM195 37L197 38V40H198L199 42L202 41L201 43H205V45H204V44L201 45V43H197L198 41L195 39ZM200 37H201V38H200ZM221 37H223V38H221ZM225 37H226V38H225ZM235 37H236V38H235ZM14 38H15V39H14ZM16 38H17V39H16ZM29 38H30L31 40H33V41H31V44H30V45H32V46L29 45V47H28V45H26V44H29V43H30ZM35 38H36V39H35ZM37 38H38V39L41 38L42 40L39 39V40H41V41L39 42ZM68 38H69V40H70V39H71V40L73 39V40L70 41V43H69V45L71 44L70 46H69V45H66V42H67ZM83 38H84V39H83ZM87 38H88L89 40H87ZM90 38H92V39H91L92 41L90 40ZM111 38H113V40L115 39L114 42H116V44L118 43V46H117L118 48L116 47V44L112 43L113 40H112ZM192 38H194L195 40L193 41ZM202 38H203V39H202ZM227 38H230V39L226 40ZM243 38H244L246 41H244ZM252 38H254V39H252ZM259 38H260V39H259ZM65 39H66V42H65ZM100 39H101L102 41H98V40H100ZM120 39H122V40H120ZM126 39H127V40H126ZM133 39H134V41H135L136 39L139 40V41H136L137 43H138V42H139V43H138V44H137L136 42L133 43V42H132ZM142 39H143V43L140 44V40H142ZM181 39H182V40L184 39L183 41H185V42H186V40L188 41L189 39H191L190 41H193V43H196V44H193V43L190 42V41H188L189 44L186 42V45H184L183 42H182V44H180L181 41H182ZM200 39H201V41H200ZM208 39H209V40H208ZM210 39H212V40H214V41H216V42L214 43V41H212V40H210ZM224 39H225L226 41H225ZM238 39H241L244 43L241 41V43H243V44L240 45V40H238ZM27 40H29V41L27 42ZM35 40L38 41V42H36ZM47 40H49V41H47ZM69 40H68V42H69ZM86 40H87V41H86ZM111 40H112V42H111ZM123 40L126 41L127 43H128V41H129V45H128V44L125 45L126 42H124ZM223 40H224V41H223ZM247 40H248V41H247ZM253 40H254V41H253ZM3 41H4V43H3ZM12 41H13V42H12ZM17 41L20 42V44H19V43L17 44ZM51 41H52V39H51ZM60 41H59V42H60ZM89 41H90V42H89ZM130 41H131L132 43H131ZM195 41H196V42H195ZM203 41H204V42H203ZM209 41H210V42H209ZM211 41H212V43L215 44V45H218L219 43H220V44H219L217 47H216V46H212ZM222 41H223V42H222ZM21 42H22V43H21ZM34 42H35L36 44H35ZM41 42L43 43L42 45H40ZM45 42H46V43H45ZM84 42H85V43H84ZM100 42H101V43H100ZM110 42H111L112 45L114 44V45L112 46L113 49L110 47V45H111ZM141 42H142V41H141ZM221 42H222V43H221ZM25 43H26V44H25ZM122 43H124V47H123V48L121 47V45L123 46ZM145 43H146V44H145ZM168 43H169V45H168ZM190 43H192V44H190ZM217 43H218V44H217ZM5 44H4V45H5ZM23 44H25V45L27 46V48H26V46L24 47ZM49 44H50L51 47L48 46ZM51 44H52V45H51ZM59 44H61V43H59ZM64 44H65V45H64ZM109 44H110V45H109ZM133 44H134L135 46H134ZM139 44L141 45L140 48H139V46H140ZM154 44H155V43H154ZM198 44H199V46H198ZM221 44H222V45H221ZM19 45H23V47H22V46H20V47H21L22 49L25 48V49H24L25 51H24V50L22 51V49L20 50ZM39 45H40V46H39ZM46 45H47V46H46ZM53 45H54V46H53ZM62 45H61V46H62ZM81 45H82V46H81ZM83 45H84V47H83ZM105 45H106V46H105ZM107 45H108V46H107ZM131 45H133V46H131ZM138 45H139V46H138ZM142 45H143L144 47H143ZM145 45H146V46L148 45L149 50H148V47H146ZM152 45H153V46H152ZM180 45H183V48H181ZM188 45H189V46H192V45L195 46V45H196L195 49L197 48V50H194V49H193L194 47H193V48H192V47L190 48ZM200 45H201V48H202V49L199 48ZM242 45H243V46H242ZM43 46H44V49L42 48V49H40L41 51H39V47L41 48V47H43ZM85 46H87V47H85ZM125 46L127 47V49H129V51H126L127 49H125ZM165 46H166V48H165ZM173 46H174V48H173ZM177 46H178V47H177ZM186 46H188V47H186ZM202 46H204V47H202ZM221 46H222V47H221ZM240 46H241V47H244V48H240ZM257 46H258V47H257ZM47 47H49V48H47ZM52 47H55V49H52V50H54V51L56 50V51H55V54H54L55 56H53V53H54V52H53L52 50H50V48H52ZM67 47H68V48H67ZM79 47L82 48L83 50L80 49ZM91 47H92V48H91ZM106 47H107L108 49H107ZM119 47H120L125 53H124ZM128 47H129V48H128ZM132 47H134V48H133L132 51H131V48H132ZM135 47H137V48H135ZM152 47H153L154 49H152ZM158 47H160L164 52H165L166 49H167L169 52H171L170 55L167 56V52H168V51H166V53H164V52L162 51V53H163V55H162V53H160L161 51L158 50V49H160V48H158ZM184 47L187 48L186 51H185V48H184ZM211 47H212V48H211ZM213 47H214V48H213ZM215 47H216L217 50H218V51H216V53H215ZM220 47H221V49H220ZM223 47H224L226 50H225ZM251 47H252V46H251ZM263 47H264V46H263ZM15 48H17V49H15ZM18 48H19V50L22 52L21 54H20V51L18 52ZM84 48H85L86 50H87V49H92L93 52H94V50H95V52L97 53V56L95 55L94 58H92L95 52L93 53V52H91L90 50H89L90 53L87 52V51H86V53L84 52L85 54L82 53V52L85 50ZM93 48H94V50H93ZM109 48H111V49H109ZM115 48H116V49H115ZM138 48H139L140 51H142V52L134 51V50H136V49H138ZM142 48H143V49L147 48L146 50L149 51V52H150L151 49H152L151 51L156 50L155 54L153 53L155 56L151 54L152 56H154V58H153V57H150L151 55L147 54V53H149V52H147L146 50H143ZM179 48H180V50H178ZM188 48H189V49H188ZM204 48H205V49H206V48L208 49V50L206 49V50L208 51V52L206 51L208 54H207L206 52L203 53V51H205V50H203ZM48 49H49V50H48ZM114 49H115V50H114ZM141 49H142V50H141ZM164 49H165V50H164ZM170 49H171V50H170ZM176 49H177L178 51H177ZM181 49H182V50H181ZM198 49H199V50H198ZM200 49H201V50H200ZM219 49H220L221 51H220ZM222 49H224V50H222ZM261 49H262V47L260 46V50H261ZM14 50H17V52H15ZM108 50H109V51H108ZM111 50H112V51H111ZM120 50H121V51H120ZM202 50H203V51H202ZM209 50H210V51H209ZM213 50H214V51H213ZM43 51H44V52H43ZM45 51H47V53H45ZM63 51H64V52H63ZM71 51L74 52V53L72 52L73 56L75 55L77 58H76L75 56H74L73 58H72L71 56H70L71 58L67 57L68 54L71 55ZM133 51H134V52H133ZM143 51H144V52H143ZM145 51H146V52H145ZM159 51H160V52H159ZM239 51H241V52H239ZM252 51H253V52H252ZM257 51H258V50H257ZM257 51L255 52V53H257V54H261V53L263 52L262 50H261L262 52H260V53H258L259 51H258V52H257ZM10 52H11L12 54H11ZM35 52H37V53H35ZM42 52H43V53H42ZM48 52H49V53H48ZM50 52H51V53H50ZM56 52H57L58 54H56ZM62 52H63V53H62ZM79 52H81L80 54H84V57H83V58H85V55H86V54L89 55V56L86 55V59H84L85 62H81V61H84V60L82 59V56H83V55L79 56V55H80ZM119 52H121V53H120L121 55H119ZM131 52H132V53H131ZM153 52H154V51H153ZM158 52L160 53V58H161V56H163V58H161L160 60H158V59H159V55L156 57V53L158 54ZM201 52H202L204 55H203ZM217 52H218L219 54H217ZM251 52H252L254 55H252ZM13 53H14V54H13ZM34 53H35V54H34ZM41 53H42L43 55H44V53H45V55L48 54L49 56H51V57H48V55H46V56H47V60H45V62H44V63L46 64V67H47V68L45 67L43 71H44V72H45V71H48V69L51 70V71H48V74H46V72H45V74H44L43 71H42V73H40V72H41V71H40L41 69L39 70L38 67L36 66V65H39L41 62L43 63V61H44L43 59L46 57V56H45V57L42 56V59H41ZM88 53H89V54H88ZM91 53H92L93 55H92ZM96 53H95V54H96ZM122 53H124V54L127 53V55H126L127 57H126V56H125V57L128 58V59H129V57L132 56V57H131L132 60H131V58H130V59H129V62L127 63L126 61H127L128 59H126V60H125V62L127 63V64H126V63L124 62L125 57H124V59H123L124 54H122ZM133 53H135L136 55H135V54L133 55ZM137 53H139V54H137ZM140 53H145V54L149 55L150 58L147 56V57L149 58V61L147 62V61L145 60V59H147L146 57H145V59H143L142 57H144V55H142V54H140ZM150 53H151V52H150ZM196 53H197V54H196ZM200 53H201L203 56H202ZM237 53H240V54L242 53V55H239V56H240V57H239L240 59H237V58H238V57H237V56H238ZM9 54H10V56H7V57H6V55H9ZM19 54H20V55H19ZM77 54H78V56H77ZM164 54L166 55V57H165ZM168 54H169V53H168ZM198 54H199V55H198ZM209 54H210V55L212 54L211 56L214 57V58H213V57H212V58L215 59V60H214V61H215V62H214L215 65L217 64L218 61H219V62L222 61V60L220 61V59H223V60H224V61H222V62H224V66L222 67L223 69H224L225 67L228 68L230 65H231V66L233 65V67L229 68L228 70L225 69V70H224V71H225L224 74H226V73H227V74H226V75H222V74H223V71H222L223 69H222V68H219V69H221V70H219V69L217 68V69H218V70H217L216 68H214L215 65L212 66V60H213V59L211 58L212 60H210V57H211V56H210ZM216 54H217V55H216ZM122 55H123V56H122ZM129 55H130V56H129ZM138 55H139V56H138ZM195 55H196V56H195ZM206 55H208L209 60H207L208 57H207ZM215 55H216L217 57H216ZM262 55L264 56L263 53H262ZM116 56H117V57H116ZM120 56H121L122 58H121ZM133 56H134V57H133ZM170 56H172V57H170ZM183 56H185V58H184ZM194 56H195L196 58H197L198 56H199V57L201 56L200 58L198 57V59H197L196 61H197V63L202 62V63H199V64L201 65V67H200V66H199V67H200V69H202V68L204 69L203 72H202L201 70H200V71H197V69L199 68V67H198L199 64L195 65L196 63H195L194 61H195L196 58H194ZM4 57H5L7 60H6ZM52 57H54V58H56V59H54V58H52ZM78 57H79V58H78ZM89 57L91 58L92 61L87 59V58H89ZM114 57H116V58H114ZM167 57H168L169 59L171 58L170 60H172V59H173V60H172V61H169ZM181 57H183V61H182V58H181ZM215 57H216V58H215ZM218 57H219V60L217 59ZM48 58H50L51 60L54 59V60L52 61V63H51V60L48 59ZM66 58H67L68 60H66ZM80 58H81V60H80ZM90 58H89V59H90ZM118 58H121V62H119L120 60H119ZM141 58H142L143 60H145L146 62L140 60ZM155 58H156V60H155ZM164 58L166 59L165 61H164ZM177 58H178V60H177ZM203 58H205L206 61H204V60L202 61ZM261 58H262V57L260 56V59H261ZM263 58H264V57H263ZM263 58H262V59H263ZM33 59L38 60V62H37V61H36V62L39 63V64H37V63L35 62V60H34V62H33ZM45 59H46V58H45ZM74 59H75V60H74ZM152 59H153V63H152V65H150L151 62H152ZM179 59H180V61L183 62V63H182V62H180V63H181V65H183V66L185 67V68H184V71L182 70V69H183V66H180L179 63H178ZM184 59H185V60H192V61L194 60L193 62L190 61L191 63H193V65H192L189 61H187V62H189V66H188V64L185 66V64H186L187 62H186ZM200 59H201V60H200ZM216 59H217L218 61H217ZM31 60H32V61H31ZM41 60H43V61H41ZM49 60H50V62H49ZM77 60H78V61H77ZM79 60H80V65H83V64L87 65V64H88V63H86L87 60H88L89 63H90V62H91V63H94V62H95V64H90V65L88 64V65H89L88 67L91 68V69L88 70V71H86V69L84 68V67H86L87 69H89L87 66H85V65H83L84 67L82 66L83 69L85 70V73L87 74L86 76H85V75H84V76L82 75V74H85V73H83L84 70H83V72H81L82 70L80 71V69H81L82 67L79 65ZM95 60H96V61H95ZM150 60H151V61H150ZM154 60H155V61H154ZM176 60H177V62H176ZM247 60H248V62H247ZM40 61H41V62H40ZM72 61H73V62H72ZM93 61H94V62H93ZM115 61H116L117 63H119V64H117ZM131 61H132V62H131ZM140 61H141V62H140ZM198 61H199V62H198ZM216 61H217V62H216ZM30 62H31V63H30ZM32 62H33V63H32ZM48 62L50 63V64H49V67H50V68H48ZM75 62H78V63H77V67H75V66H76V63H75ZM96 62H98V63H100V64L98 65V63H96ZM130 62L133 63V65H134V69H137L136 71L134 70L135 73L133 72V69H132L133 66H132V64H131ZM175 62H176L177 64H176ZM219 62H218V63H219ZM252 62H253V61H252ZM260 62H262V61H260ZM35 63H36V64H35ZM73 63H74L75 65H73ZM81 63H82V64H81ZM114 63H115V65H114ZM122 63H123L124 65H123ZM140 63H141V64H140ZM144 63H145V64H144ZM148 63H150V64H148ZM161 63H163V65L167 68V69H165L164 71L161 70V67H162V66H161ZM11 64H12V65H11ZM15 64H16V65H15ZM33 64H34L35 66H34V68H31L30 65H33ZM55 64H56V65H55ZM58 64H59V65H58ZM65 64L63 63V65H65ZM112 64L115 66L116 70H118L120 66H121V67H122V66H125V67H123V68L120 67V70L117 71V72L120 73L122 76H120V74H118V73L116 72V73L120 76L119 78H118V75H116V73H115L116 70H112L114 73H113V72H110V70L113 69L112 67H114ZM116 64H117V67H116ZM130 64H131V66H130ZM135 64H136L138 67L135 66ZM146 64H147V65H146ZM219 64H221V66H222L223 63H219ZM219 64H218V67H219ZM247 64H248V65H247ZM261 64H262V63H261ZM91 65H92V66H93V65H96L97 67H96V66H93V67H96V68L94 69ZM110 65H112V67H111ZM119 65H120V66H119ZM127 65H129V67H127ZM149 65H150V68L147 67V66H149ZM155 65H154V66H155ZM225 65H226V66H225ZM262 65H263V64H262ZM27 66L29 67L30 71L32 70V72H30L31 74L28 73V72H29V71H28L29 69H26V68H28ZM70 66H71L72 68H71ZM78 66H80L81 68H79ZM100 66H102V67L100 68ZM109 66H110V67H109ZM196 66H197L198 68H197ZM250 66H248V67H250ZM32 67H33V66H32ZM67 67H68V68H71L72 70H71V69H68ZM73 67H75V68H77V69L73 70V69H74ZM98 67H99V68H98ZM103 67H104V68H103ZM135 67H136V68H135ZM140 67H141V69H140ZM181 67H182V68H181ZM216 67H217V66H216ZM261 67L263 68L264 65L261 66ZM261 67H260V68H261ZM8 68H10V69L8 70ZM78 68H79V69H78ZM92 68H93L94 70H96V72L99 70V72H98L99 74L96 73V72L94 73V70H93ZM108 68H109V69H108ZM115 68H114V69H115ZM127 68H128V69H127ZM138 68H139V69H138ZM148 68H149V69H148ZM193 68H194V69H193ZM45 69H46V70H45ZM97 69H98V70H97ZM100 69H101V70H100ZM105 69H106V70H105ZM123 69H125L126 71H124ZM150 69H152V72H151ZM180 69H181V70H180ZM188 69H190V68H188ZM191 69H190V70H191ZM205 69H206V70H205ZM257 69H258V68H257ZM7 70H8V71H7ZM37 70H39L40 72L37 71ZM62 70H63V71H62ZM66 70H67L68 73L66 72ZM76 70H77V71L79 70L81 73H80V72H79L80 74L77 73ZM122 70H123V72H122ZM198 70H199V69H198ZM226 70H227V71H226ZM261 70L264 71V69H260V71H261ZM25 71H26L27 73H25ZM52 71H53V72H52ZM61 71H62V72H61ZM89 71H90L91 73H90ZM103 71H106V72H103ZM218 71H221V72H222V73L220 72L222 76H218V75H220ZM246 71H247V72L254 71V72H252L251 74L255 75V76L257 77L256 79H258L259 76H260V78H263V79H259V80L257 81L255 78H253V75H252V78L247 80L246 78H249V77H247V76H248V75H247L248 73L244 75V73H245ZM257 71H259V70H257ZM34 72H35V74H37V76L34 74ZM87 72H89V73H87ZM92 72H93V73H92ZM101 72H102V73H101ZM107 72H108V74H107ZM189 72H190V71H189ZM9 73H8V75H9ZM16 73H17V74L20 73V75H21V74H23V75L26 74V75H28V76L25 75V76H26V77H25V76H22V75H21V76H20L21 78H19V74L17 75ZM76 73H77V74H76ZM104 73H105V74H104ZM112 73H113V74H112ZM202 73H203V74H202ZM38 74H39V75H38ZM40 74H42L43 76L40 75ZM56 74H58V73H56ZM56 74H55V75H56ZM59 74H58V75H59ZM111 74H112V75H111ZM125 74H124V75H125ZM136 74H135V75H136ZM138 74L136 75L137 77H132V78H133V79H134V78H139V77H138ZM147 74H148L149 76H148ZM201 74H202V75H201ZM15 75H16V76H15ZM34 75H35V77H33ZM64 75H67V76H64ZM78 75H80L81 77L79 76V77H80V78H79ZM96 75H95V76H96ZM109 75H110V76H109ZM114 75H115V77H114ZM156 75H157V73L155 74V71H154V74L151 75V76H152V77H151V80H152L153 77L155 78ZM246 75H247V76H246ZM249 75H250V74H249ZM14 76H15V77H14ZM62 76H63V77H62ZM95 76H93L94 79H95V81H96V80H98V81H99V80H102V79H100L102 76H99L100 78H97V79L95 78ZM107 76H108V78H106ZM244 76H246V77H245L246 80L243 81V80L241 79V82H242V84H241V82H240V81L238 82V80H240V78H241V77H244ZM255 76H254V77H255ZM11 77H13V78H11ZM17 77H16V78H17ZM42 77H43V78H42ZM77 77H78V79H77ZM93 77L89 76V79H90V78H93ZM103 77H102V78H103ZM116 77H117L118 79H115ZM124 77H125V78H123V80H124V79L126 80V79H127L126 75H125ZM204 77H205V76H204ZM217 77H218V78H217ZM225 77H226V78H225ZM121 78H120V80L122 81ZM140 78H139V79H140ZM7 79H8V77H7ZM38 79H36V80L38 81ZM109 79H108V80H109ZM111 79H110V80H111ZM214 79H215V80H218V81H215ZM23 80L21 81V84H22ZM34 80H33V81H34ZM36 80H35V82H37ZM125 80H124V81H125ZM1 81H2V80H1ZM126 81H128V80H126ZM129 81H133V80H130V79H129ZM134 81H138V79H137V80L135 79ZM7 82H8V81H7ZM96 82H97V81H96ZM138 82H140V81H138ZM216 82H217V83H216ZM236 82H237V83H240V84L238 85V87L234 88V87L236 86ZM252 82H253V81H252ZM261 82H259V84H261ZM263 82H264V80H263ZM263 82H262V84H261V85H262V86H261L262 88H263ZM1 83H2V82H0V84H1ZM147 83H148V82H147ZM222 83L224 84V82H222ZM253 83H254V82H253ZM211 84H212V82H211ZM219 84H220V85H218V86H221V87L223 86V84H222V85H221V83H219ZM257 84H256V83L253 84V88H254V89H257V88L259 89V88H260V86H258ZM217 85H216V86H217ZM255 85H257V86H255ZM254 86H255L256 88H255ZM221 87H220V88H221ZM251 87H252V86H251ZM251 87H250V88H251ZM224 88H226V87H224ZM222 89H223V88H222ZM243 89H244V88H243ZM263 89H264V88H263ZM224 91L227 93L226 90H224ZM236 91H235V92H236ZM261 92H262V90H261ZM263 92H264V91H263ZM236 93H237V92H236ZM227 94H228V93H227ZM263 94H264V93H263ZM263 94L261 95L262 97H263ZM228 95H229V94H228ZM230 95H231V94H230ZM232 95H236V94H232ZM251 95H253V94L251 93ZM251 95L249 96L250 98H251ZM252 97H253V98H251V100H255V97H254V96H252ZM258 97H259V94H258ZM258 97H256V98H258ZM180 100H181V97L179 98V102H182V101H180ZM187 100H190V99H187ZM187 100H185V102H186ZM187 102L189 103V101H187ZM193 102H194V101H191L190 103L192 104ZM190 103H189V104H190ZM193 104H194V103H193ZM194 111H196V112H194ZM198 111H200V112H198ZM187 112H188V111H187ZM189 112H190V110H189ZM190 113H192V114H190ZM190 113H187V114L185 113L186 116H185V114H184V118H182V117H183V115H182V117H181L182 120H180V122H178L179 120H175V119L172 120V122H171V124H172V125H171V128H167V125H166V124H163V120H164V118H162L161 120H160V119H156V120H155V118L157 117L155 114H152L151 116H149L150 114L148 115V116H149V120H150V118H152L154 115H155L156 117L154 116V119L152 118L153 120H151L149 123H147L148 121H147V122H144V125L147 123L146 126H144V127H146L144 130H143L144 127L142 126L143 124H140L142 127H139L140 125H136V124L133 125L132 122H129V123H127V125L129 124L127 127H124L126 124L123 125V126L120 125V124H119L120 126L117 125L118 128H120V127L122 128V131H123V132H121V130H119V129L115 126V124L112 123L114 126H111V125H110V129L108 130L107 133L113 135L114 137H116L118 134H120V135L122 136V137H121V136L119 135L120 137H119V136H117V137H119V138H118V140H119V143H118V144H121V143H122V144L125 146V147L123 146V150L125 149L126 152H125V150H124V152H123L124 155L122 154L123 156H121V155H119V154L117 155V154H115V153H114V155L112 154V152H113V149H112V148H114V146H113L114 144L111 145V143H107V142H106V133L104 134V130H103L104 127L101 128V130L98 131L97 135H98V134H99V135H98V136L96 135L97 129H100V127H102L101 124L99 125L100 127L98 126V124L101 123V122L98 121V119H95V118H91L92 120L89 119V122H88V126H89V128H88V126H87V129L89 130V132H88V133H90L89 135H92V136L88 137V136H89L88 133L86 132V133H87V134H86V133L83 132V131H82V132L85 133V134H84V135H81V136L79 135V134H82L81 130H83L84 126L87 125V120L84 121V119L81 118V121H82L81 123L84 122L83 124H81V123L77 120L78 118H77V117H74V119H75L74 122H76V125H75V126H76V128L78 127V128H80V129H78V128L76 129V128L74 127L73 129H74V132H76L75 134H74V132H72V133H68V132H67L65 135H66L67 139L69 138L68 140H65V139H66L65 135H64V136H63V135L61 136V134H64L66 131H64V132L61 131V132H60V131H59V130H60V127H57V125L55 126V125H54V124H56L55 122H53L54 124L52 123V125H54V126H49L48 123H47V124H43L45 129H42V130H41L42 133L44 132V133L41 135V138H44V139H42V140H43V141H44V140L46 141V142L44 143V144H45V147H46L47 144H48V146H49L48 149L51 148L50 151H51V150L54 151V149H56V148L58 147V146L56 147L54 144L57 143L56 145H60V146L57 148V150H58V152H59V151H60L59 149L64 148V146L66 145L65 148H64L63 150H64V152H65L66 150H67V151L64 153L63 150L61 149L62 152H61V151L59 152V153H63L62 155H64V156H62V157H65V154H66V153H69V150H68V149H69V148L72 149L71 145L73 146V148H74L75 145H76V147L78 146V147H77V148H78L77 150L80 151L79 154H78L79 157L83 154V150H85V149L83 148L84 146H81V145H90V143L93 142L92 140H94V139H96V138H98V139H96V141L99 140V141H97V143H99V145L96 144V142H94L95 144L92 143L91 146H89V147H85V148H88V149L90 150V153H88L89 151H87V150H88V149H87V150H85L87 153L85 152L84 154H89V155H87V157H86V155H83V156L85 157L83 160H82L83 157L81 156L82 158L80 157V158H81L80 161L78 160V159H79V157H78V159H77V160L79 161V162L77 161L78 163H80L81 161H83L82 164L80 163V165H81V167H83L82 169H83L84 171L81 169V167L79 166V164H76V163H75L76 161H74L73 164H76V166L78 165V166L80 167V169H79V167L77 166V168H78L79 170H78L77 168H74L75 166H73L72 164L69 163L68 167H70L71 165H72L73 167H70V170H69V168L67 169V167H66V171H65V169L63 168V170L65 171V173L62 172V171H60V173H62V175H58V174H57L56 178H54L55 181L52 180V179H53V178H52V175H54V174H49V173H47V171H48V172L51 171L52 168L49 170V168H47L46 166L49 164L50 167H51V166H53V165L55 164V163H53V162H56L55 166L57 165L58 168H57V166H56L55 169H58V170H55V171L58 172L59 170H62V167L59 166V165H61V163H63V162L59 163V162H60V159H59V158H58L59 160L56 161V159H57L56 157H57V155H58V152H56V151H57V150H56L55 152H56L57 154L54 155L55 157H52V158H53L52 161H51V162L53 163L52 165H51V162H49V163H48V162H46V163L44 162L46 165H42V164L40 163V165H38V166H40V167L35 166V165H32V166L36 167V169L33 167V169H35V170H37V169L39 168V170H37V171H40V168L46 170V171H44V170H43V171L41 170V171L44 172V173H43L44 175H45V174H46V175H50V176H51V177H50L51 179L49 178L50 180L46 179V175L43 176L41 171H40L41 174L39 173L41 176H38V172L36 171V173H34V172H33V169H31L32 171L29 172V173L27 172L28 174L26 173V171L23 173V174L26 173V174H25L26 176H25V175H20V174H18V176L20 175L21 178H22V176H23V178H24V176H25V180L22 178L23 181H21V180H22V179H21V180H20V183L17 182V181H19L18 179H20V176H19V178H15L16 181H14V182H16V184L14 183V184L11 185V182H10V181H12L11 178L14 177L13 174H12V173H14V172L11 173L12 169H11V171H10V173L12 174V177H11V176L9 177V176H7V175L10 174V173H9V169H10V167L12 168L13 166L10 165V166L8 167L9 169H7L6 167H7L10 163L12 164V163H14V162H15V163L17 162V160H16V158L14 157V155H15V153L18 152L19 149H18V147H17V148L15 147L16 145L13 146V144H16V143H17L16 140H17L19 137L16 136L17 131L15 130V132H12L10 135H7V136L9 137L8 140H10V142H13V140H15V139H13V138H16V140L13 142V144H12L11 147H15L14 149H16V150H14V149H12V150H13V151H17V152H13L11 149H7V146L3 147V146H1V144H0L1 148H3V149L6 148V149H7V150L5 149V150H6L5 152H6V154H7L8 156H6L5 153H4V155H5L4 158H5V157H9V155L11 156V158L14 157V160H12L10 157L8 158L9 160L11 159L12 161H11V160H10V161H9V160H6L7 158H6V159L2 158L3 155H2L1 153H3V151H2V149L0 148V154L2 155V157L0 156V157H1V158H0L1 165H2L3 163H4L3 166L6 165L4 161H3V162L1 161L2 159H4V160L6 161V163H7V161H8L7 166H5V168H4V170L7 169L8 172H7L6 170L3 171V169H2V170L0 169V185L2 184L1 182L3 181L4 178H5V180H10L9 183L6 182V185H7V183H8V184L11 185V187H12L13 189H15V190L13 191L14 193H12V190H13L12 188H11L12 190H10L11 192L8 191V193H12V194H14V195L16 194V195H15V199H14L13 195L10 194V195L13 197V198H12L13 201H16V198H17L16 196H18L19 198H17V202H19L20 204H22V206H25V205H23V203L27 202V203H26V205L28 204L27 206H29L30 204H33L34 206L39 205V206H38L39 208L36 207L37 210L40 209V211H42L43 209H41V208L46 209V210H43L42 213L47 211L44 215H46V216L49 217V218H48V219H49L48 221L51 223V225H52L53 220L56 221V218L58 219L57 223L54 222L53 226H55V224L58 226V225L61 224V223L66 224V225H67V224L69 225L70 223H67V220H68L69 218H68L66 215L69 216V214H72L71 212H73L76 208H79V207L81 208L82 204L85 203V200H84V199H88V200H86L87 202H88L89 199H90V202H89V203H90V206H89L88 204H86V203H85L84 205H85V206H88L87 208H91V206H92L91 204H93V203H91V202H93L91 199L93 198L97 203H98V202H99V203L97 204V203H95V201H94V204H93L94 207L91 208V209H89V211H90V215H91L90 217H89V215L87 214L88 211L85 210L86 213L84 212V209L86 208L84 205H83L81 211H79V209L77 210V212H79V213L75 212L76 210L73 212L72 215H74V213H75V215L77 214L76 216H74V217H73V216H70V217L74 218V219H73V220L75 221L74 224H75V223H76V224L81 223V224L78 225V226H80L81 229H80L79 227H77V225L75 224L76 227H77V228L75 227V230H76V231H77V230H78V231L80 230L79 233H77V234H79V235H77V236H79V237H81V238L85 236V233H87V231H86V229H87L86 224H87V225H88L89 223H90L91 225H92L93 223L95 224V226H93V225L91 226L92 229H91V227H90V229H91V233H90V229H89V227H88L89 232H88L87 234H90V235L88 236L87 243L89 242V239H90L91 237L94 238L95 235L92 236V235H93L92 233L95 232V234H96V233H97V229H98V234H97V236H95V239H97V241H96L95 244L93 243L96 247L93 246V244H91L92 241H93V239L90 241L91 243H88L87 245L85 244V243H86L85 241L82 240L83 242H85V243H82V241L78 239L77 242L79 241V242H78L79 244H80V242H81V244L85 245L84 247H83V246L81 247V245L78 244V247H79L80 250H81V248H87V246L91 244L90 247H89L90 249H88V250H91V249H93L94 247L97 248V249H98L97 253L100 252L101 254L99 253V255H100L101 257H100L98 254H97V255L99 256V258H102V257H103V259L100 260L101 262H102V260H103V263H102V264H113L114 262H115V264H116V263H118V264H119V263H120V264H124L125 262H126L125 264H127V261L130 260L131 257H132V258L135 257V258H133V262L136 261V257H137V255L140 254L139 251H141V254H142V255H138L139 258H140L141 256H143L144 254L148 256V252H150V250H151V247H150L149 244H151L152 247H153V245H156V244H157L156 246L159 245V246L161 247V246L163 245V242H164L163 240H165V238L162 240V242H156L155 237H153L154 241H149L150 238L152 239L151 236L154 235V234H152V233L149 234L151 230L153 231V229H152V227H148V224H149V223L147 222V218H148L149 216H151V215H149V216L147 215V216H146V217H147L146 220L144 219L145 222H144V221H143V222H140L141 219H140V217H139V210H137L138 208H136V209H135V208H133V209L128 208L129 211L127 210L128 213L125 214V213H124V212L126 211L125 209H127V208L125 207V202H121V203H120V204H121L120 207H118L119 204H118V206H117V202L114 203V201H116V199H113V198H115V197H113L114 195H111V194H115L114 191H116V190L119 191V189H117V188H120V186L118 185V184H119V181H118V180H120V178H121V176H122L121 171H122L123 168L125 169V168H127L128 165L130 166L131 163L133 164V161H134V163H136V160L139 161V162H141V161H142V162H141L140 164L137 162V163H138V166H137V163H136V165H135V164H134V165H131L132 168H135V166H137V168H140L139 165H141V168H142V166H144L143 169H146V168H148V166H149L150 164H153V163H152V160H153V159L155 160V161L153 160L154 163H156V162L160 163V162H161V161H160L161 159H162L163 161L165 160V161L167 162V160H169V157H170V156H166L164 150L167 149L166 152H168V150L171 148V146H170V147H168V148H169V149H168L167 146H166V144H167V142H168L169 140L171 141V143L173 142V144H174V145L176 144L177 146L180 145V142H183L182 144H183V145L185 144L184 147H183L182 145H180V146H182V147H179V149L184 148V150H185V149H186V150H189L188 152H191V151H192L193 154H192V153H191V154L189 153V156L193 155V158H196V157L199 158V154H201V153H203L204 155H203V154H201V155H203V156L205 157V155L209 152V155H208V156L206 155L207 158H205V160L207 159V160L212 161V160H214V159L212 158V160H211V159L209 158V156L214 157V156H217V155H218V156H217L218 158H219V157L221 158V156H222V158H223L224 155L226 154L225 152L229 151L230 153L232 152L231 155H230V153L228 152V156H229V157L232 156L231 158L228 159L229 162H228V160L226 161V159L228 158V157H226L227 154H226V156L223 158L225 163L223 162V159H222V158H221L222 160L219 159V160H217V162H216L217 157H214V158H215V162L218 163L219 166H221V167L219 168V169H221V170L218 169V174H219V176H220V177L218 176V178L221 179V180H219L217 177L214 178V180L212 179V177H211V178L207 177V176H209L208 174H211V173H212L211 171H213V170L209 171V169H206L207 164H206V167H203V165H205V164H203V165L201 166V169H202V167L205 168V169H202V170L206 172V174H207L206 178H208L209 180H212V181H208V182L213 183L212 186H214V187H212L213 190L211 189L212 192H215V193L217 192V193H218V192H219V191H218L219 189H220V191H221V190H224V189H222V187H223L222 185H225V186H226L227 184H230V182H232V178H233V177H232L231 180H230V177H231V176L229 175V174H231V173H229V172H230V170L232 169V166H231V168H229V167H230V164L233 162L232 160H234L235 157L237 158V155L234 156L233 153H234V154H238V153H239V154H238L239 159H240V161L244 160V161H243L244 163H243V162H238V163H239V165H238V163H237V159L234 160V162L236 161V164H237L236 167L234 166V169L237 168L238 170L235 169V171H238V172H239V173H237V174H236V172H235V174H234V175H235V176H234L235 178L239 176V177H238L239 179H236V181H237V182H238L239 180H240V182L243 181V180L245 181L246 179L244 178V175H245V177H248L249 179L255 177V178L252 179V180L255 181V179H256L257 181H256V183L252 181V184H253V183L256 184L255 187L252 186L251 184L249 185V183L251 182V180L245 181V183L248 184L247 187H248V186H252V187H250V190H249V188H248V189L245 188L246 191H242L244 188L241 189V188L239 187V185L242 184V183H243V185H244L243 187H246L244 181L241 182L239 185L237 184L236 181H233L234 184H233V182H232L231 184H233L232 186H235V184H236V187H227V186H231V184H230V185H227V186H226V189H225V190H226V193H224V191H223V192H222L223 194H221V195H223V196H224V194H226V197H227L228 195H229L230 197H228V198H225V196H224V197L221 196L222 198H221L220 196H218V197L216 196L217 198L215 197V199H217V200H218V198L220 197V198H221V199L219 198L220 201H222V199H224V201L226 202V203L224 204L225 206L223 205V206H224L223 209H222V207H220V208H221V209H220L221 212H224L225 210H227V207H228L229 209H230V208L232 209V207H233V210H232V211H230L231 209H230V210L228 209V212L225 211L224 214H223V213H220V214H219V213H218V210H217V207H218V209H219V205L221 206V205L223 204V201H222V202H219V200H218L219 204H217V202H216L217 200H214V199H213L214 197L212 198V196H213V195H216L217 193L211 195L212 193L210 192V188H208V187L211 186V184H210V186H208L209 183H205L204 186H205V187L207 186V188H205L204 186H202L203 183L206 182L208 179L206 180V178H204L205 176H203V178L201 177V179H204V180H206V181H204V180H200V178H197L198 175H195V174H194L193 176H196V177L193 178V176H192V178H193V179L191 178L192 181H190V183H187V181L190 180V179L187 178L189 175L187 176V173L185 174L186 171H185L184 174H182L181 176L183 177V175H185V177H183V178H185V180H186V179H188V180H186V182H183V181H185V180L183 179V181H181L182 179L180 180V178H179V177H181V176L178 175V176H179V177H178V178H179V179H178L179 181H177V179H176V181L179 182V183H177L178 185H177L176 183H173V182H175V181H174V180H175L174 178L176 177V176H174V178H173V175H172L173 173L171 174V172H170V174L172 175V178L170 177L171 175L168 176V174H167V175L165 174L167 177H169V178H171V179H174V180H171V179H170L171 182H172L173 184H170V182H169L168 184L164 182V184H163L164 187L159 188V189H157V188H158L157 185H156L157 188L154 186V188H156V189H155V190H156L155 192H157V195H156V196H157V199H158V200H157V199H155V200H157V202H158V204H159L160 206H161V205L163 206V207L161 206V208H165V206L168 205V203L166 204V201H168L167 199L169 198V196L172 195V192L174 193V191L171 192V188L175 189V186H174V185H176V189H175L176 192H175V193H176V195L178 194L177 197H179V196H180V197L178 198L179 200H176V199H177L176 197H175L176 199L173 197V198H171V200H172V202H173V199H174V202H175V200H176L177 203L175 202L174 204L176 205V207H177L178 210H179V207H181V206L183 207V205L187 203L186 200H185V198H186V199H189V196H190V197H193L194 194H195V192L197 193L198 188H199L200 186H202L205 190H204V189L201 190L202 187H200V192H201V191H202V192L200 193L199 190H198L199 193L195 194V196L193 197V201H194V199L197 200V201H195V202L201 201V202H198V203H199V206H202V205H203V206H207V208H212V207L210 206V205L212 204V206H214L213 208L217 210V213H216V214H219V215L223 214V215L220 216L221 218H217V217H216V221H217L218 219H223V220H222V223H221V220H218L219 223H216V221L214 220V221H215V224H218V225L220 226L221 224H223V222H226V221L228 220V218H229V219L231 218V220H228L229 222H228V221L226 222V226L228 227V225H229V227H230L229 230H231V229L233 230L234 226H236V227H235L236 230H235V228H234V230L232 231L231 235H230V234H227V233H230V232H231V231L228 232V230H227V233H226L227 236L225 237V236H223V235H224V234H223V230L228 229V228H226L225 224H223V226H224L225 228H222L223 226H222V227L220 226V227L222 228V229L220 228V229L222 230V231H221V230H219V228L217 227L218 225L215 227L213 222L206 221V222H210L209 225H210L211 228L215 227V229H213V230H214L213 233L215 232V230H216V232H215L216 234H219V231H221L220 234H221V236H222V237L220 236V238H219L218 235H217V237H216V235H215V233H214L213 236H215L216 238H215V237L213 238V236H211V238H212L213 240L210 238L211 243H212V241H214V239L216 240V239L218 238V240L214 241V243H213V244H216L215 247H214V249L217 248V246H218V247H219V250H218V251H219V254H220V249L224 252V256L221 255V254H223V252L221 251V254L218 255L219 257L217 256L218 258H217L216 256L213 255L214 257L212 256V258H214V259L212 260V259H210V258H211V255L214 254V253H211L212 250H209V249L211 248V247H210L211 244L207 245L206 248H204L205 246L202 247V248H204V250L210 247L209 249L205 250V251H208V250H209V251H210L209 253H208V252H205V251L201 248V250H202L205 254L208 253V256H207V255L205 256L204 253H203L204 255L202 256V255H201L202 252H201V251L199 252L198 250H196V249H197L198 247H200V246H199V245H196L195 241H193V240H194L195 237H198V236H199V238H200L201 233H204L205 231L208 232L209 229H211V228H208V229H207V227L205 228V225L207 226L208 223H207V224L202 223L203 220L201 219V220H202V222H201V221H200L199 219H197V218H199L200 216L203 217V216L205 215V213L207 214L209 211L214 210V209H211V210L208 209L209 211L207 210V212H206V210H205V212H202V211L204 210V208L206 209V207H204V208L202 207L203 210L201 209V210H202V211H201V210H198V205H196L197 207H196L195 205L192 206V207H196V208H197V210H195V209H194V211L192 210L193 213L196 211L195 213H196L197 215H195L194 217H190L189 214H192V213H189V214H188L189 216H187V217H190V219L188 220V222L186 223V221H185V222L181 223V224H183L184 228H183L182 226H180L181 228L179 227V225H178V224H179V219H178L177 217H175V216L172 217L173 219H171L172 221H171V220H170V221H171V223H173V222L176 223V225H177V226H176V227H177L176 230L178 231V230H179L178 227H179L180 229H182L181 232L184 231V233H185V234H184V233L181 234V232H180L179 234H181V236H183V235L185 236V235H186L185 237L189 236L190 239H191V236H192L193 234L189 235V234H190V233H189V234L187 235V234H186V231H187V233H188L189 231H193L192 233H194V234L196 235L197 233L195 232V230H197V228H199V227H200V229H201V228H204V230L201 229V233H200V235H199V233H198V234H197L198 236H197V235H196V236L194 235L195 237L192 236V237H194V238L192 239V241H191L190 239H188L189 241H191V244H192L193 248H195L194 250H193V248H192V251H195V250H196L195 252H199V254L197 253V254H196L197 256H194V255H192L193 252L189 254V252H188V250H187L189 258L186 257L187 255H186L185 257H182V258H181L182 255H179L181 259L184 258V259L181 261L182 263H180V262H179L180 260H179V259H176L177 257H179V256L176 254V251H177L178 249H180V248H178V245H179V246H183V249H184V245H185V246L188 245V244H189V241L186 242V240H185L184 238H183V240H185V241H183V240H177V238L179 239V237H180V239H182V237L179 236V234H178V236H175V235H177L176 233H174V234H175L174 236H173V234L171 235V233H173V230L176 231V230L174 229V228H176V227H175L174 224H173V225H174V226H173V225L170 223V221H169V222L167 221L168 223H170V224H169L170 229H171V227H172V228L174 227V228H173L172 232H170V231H171V230H170V231H169L170 234H167L166 236H170V235H171V236H173L172 238L177 237V238H176L177 241H174L175 238L172 239L171 236L166 238L167 240H168V238H169L170 241L173 240L174 242L172 241V244L174 243V245L178 248V249L176 248L177 250H174L175 246L172 245L171 242L169 241L171 246L167 245V247L170 249V247L173 246L172 248H173V250L175 251V253H174V251L171 249V250H172V253H169L170 255H171V254L173 255V256H170V255H169V258L171 257V258H170V259H171V262H174V263H175V261L177 260V262L180 263V264H184V263L186 264L187 262H188V264H189V263L191 262V261H190V257H191V258H194V257H195V258H197V264H201V262H203L202 264H204V263H206V262H208L209 264H218V262L221 263V264H254L255 262H256L255 264H257V262H261V263H262L263 260H264L263 257H262V256H263L262 253H264V250H263V249H264V245H263V244H264V236L262 235V236H263V237H262V236H260V235H261L262 233L264 234V203H262V202L264 201V195H263V193H264L263 191H264V190H262V189H264V180H258L257 177H258V175H261V173L264 171V163H263V165L261 164V161H262L263 159L261 158L262 160H260V159L257 157L258 150H255V151H257V153L254 152V153H256V155L252 152V151H254V149H255L254 146H253L254 148H252L253 150H251V148H250V149L247 148V147L245 148V146H246V142H245V141H246V140H245V141L243 140V141H244V142H243L242 139H241V138L243 137V135H242L241 138H239V139H240V144H242V145L245 144V146H243V148L245 149V150L243 149V151H245V152H241V151H240V148L242 149L241 146H238V145H240V144H238L237 146H235L237 149H239V151H238L236 148H234V146H232L233 144H232V145L230 144V146H228V145H229L228 140H230V139H228V140L225 141V142L228 143V145H227V143L225 144V145H227V147H228V150H226V151H225V148L227 149V147H226L224 144H222V143H223L222 140H220V142H222L221 144L225 146L224 149H223L224 146H222V145L220 146V144H219L220 142H217L218 139H217V140H216V139H212V142H213V140H216V142L219 144V147H220V148H219L218 145L215 144V143H216L215 141H214L215 143H214V142L212 143L211 140H210L209 138H206V137H208V136L210 137V135L207 134V132H208L207 130H208V127H209V126L207 127V125H209V122H210V119H209V117H208L209 114H207L208 112L206 113L205 110H204V112H203V110L201 111V109H200V110H199V109H195V110H192ZM193 113H194V114H193ZM181 118H180V119H181ZM208 119H209V120H208ZM76 120H77L78 122H77ZM160 121L162 122V124H161V126H158V125L160 124ZM176 121H177V122H176ZM97 122H98V123H97ZM164 122H165V121H164ZM173 122H174V123H173ZM207 122H208V123H207ZM43 123H46V122H43ZM96 123H97V124H96ZM49 124H50V123H49ZM77 124H79V125L81 124L80 127H79ZM91 124H92V125H91ZM94 124L97 125L98 127H97V126H96V127L94 126V128L92 129L93 132H94V129H95V132H94L93 134L96 135V136L94 137V139H93V138H91V137L94 136L93 134H91V133H92L91 127H93ZM45 125H46V127H45ZM50 125H51V124H50ZM83 125H84V126H83ZM154 125H157V127L154 126ZM165 125H166V126H165ZM47 126H48V127H47ZM111 127H113L114 129L111 128ZM160 127H161V128H160ZM58 128H59V129H58ZM81 128H82V129H81ZM96 128H97V129H96ZM115 128H116V129H115ZM121 128H120V129H121ZM141 128H142V129H141ZM152 128H153V129L156 128V130L154 129V130H155V131H154ZM3 129H4V128H3ZM3 129H2V130H3ZM5 129H6V128H5ZM14 129H16V128H14ZM73 129H72V131H73ZM117 129H118V130H117ZM123 129H124V130H123ZM157 129H158V130H157ZM162 129H163L164 131H162ZM43 130H45V131H43ZM75 130H78V131H75ZM90 130H91V131H90ZM114 130H115V132H114ZM141 130H143V131H141ZM152 130H153V131H152ZM173 130H174V131H173ZM4 131H5L6 134H8L7 130H4ZM79 131H80V132H79ZM111 131H112L113 133H112ZM117 131H119V132H117ZM157 131H158V132H157ZM160 131L165 132V138L160 137V139H159V138L157 139L158 134H159V136L164 135V133L162 134V132H160ZM170 131H171V132H174V133H173L174 135L176 134V132H177V134H178V135H176V138H175L174 140L170 139V138H172V137H171V134H172V133H170ZM175 131H176V132H175ZM62 132H63V133H62ZM70 132H71V131H70ZM101 132H102L103 134H102ZM120 132H121V133H120ZM124 132H125L126 134H123ZM143 132H144V134L146 133V134H145L146 136H147V134H148V136H149V134H150L149 137L147 136V137H148L147 140L144 139V140L146 141V143H144L145 141H144L143 139H141V137H143V136H142V135H143ZM151 132H152V133H153V132H157V133H156L157 135H156V134H153V135H156V136H157V137H154V138L157 139V140H155V139L153 138V135L151 136V134H152ZM159 132H160L161 134H160ZM5 133H3V134H5ZM45 133H47V134H49V135H47V134H45ZM78 133H79V134H78ZM116 133H117V134H116ZM208 133H209V132H208ZM3 134L1 133V135L4 136L3 138H2L1 135H0L1 140L4 139V140H2V142H3V143H6V144H7V142H8V147H9V145H10V144H9V141L6 142V138H8V137L5 136L6 134H5V135H3ZM44 134H45V136H44ZM67 134H68V135L70 134V136H72V137L67 136ZM72 134H73V135H72ZM77 134H78V136H79L80 139H81L80 142H79V139H77V138H79V137L76 136ZM128 134H129V135H128ZM141 134H142V135H141ZM12 135H13L14 137H13ZM17 135H18V134H17ZM85 135H86V137L89 138V139L85 138ZM100 135H101V136H100ZM124 135H128L129 138H130V136H131V139H134V137H135V139L129 141L130 143L127 142V144H128V145H127V144L124 142V137H123ZM140 135H141V136H140ZM145 135H144V136H145ZM207 135H208V136H207ZM10 136H12L13 138L10 137ZM15 136H16V137H15ZM42 136H43V137H42ZM74 136H75V137H74ZM82 136H84V137H82ZM102 136H103V137H102ZM138 136H139V137H138ZM177 136H178V137H177ZM204 136H206V137H205L206 140L209 139L210 145H211V143H212V145H214V146L216 145L218 148H217L216 146L214 147V146L211 145V147H212V149H211V147H210V145L208 144V142L205 141ZM17 137H18V138H17ZM62 137H63V138H62ZM64 137H65V138H64ZM81 137L84 138L86 141H87V140H90V141H89V142H84L85 140H83ZM117 137L115 138V139H116V140H115L116 142H118ZM137 137H138L139 139H138ZM70 138H73V139H70ZM102 138H104V140H103ZM161 138H163V139H162L163 141H164V139L166 140V141H164L165 143L161 140ZM211 138H213V137H211ZM245 138H246V137H245ZM263 138H264V137H263ZM11 139H13V140H11ZM91 139H92V140H91ZM136 139H138V140H136ZM151 139H153V141H152ZM178 139H179V140H178ZM243 139H244V137H243ZM246 139H247V138H246ZM1 140H0V141H1ZM52 140H53L55 143H54ZM63 140H65V141H63ZM82 140H83V141H82ZM101 140H102V141H101ZM154 140L157 141V142H154ZM159 140H161V142H163V144L160 143ZM180 140H181V141H180ZM198 140H200V141H198ZM262 140H263V139L261 138V142H262ZM56 141H57V142H56ZM71 141H73V142H72L73 144L70 143ZM94 141H95V140H94ZM103 141H105V142H103ZM140 141H143V142L141 143L142 145H144V144L147 145V146H146V145L144 146V147H147V148H146V151H145V148H142V147H141V144L138 143V142H140ZM150 141H151V142H154V143H157V145H158V144H159V145L162 144L163 146L161 145V146H162V147H161V146H159V145L157 146V145L155 144V145L157 146V149L154 150L153 147H154L155 145H154V143L151 144ZM170 141H169V142H170ZM179 141H180V142H179ZM218 141H219V140H218ZM2 142H0V143H2ZM15 142H16V143H15ZM67 142L70 143V145H69ZM120 142H121V143H120ZM123 142H124V143H123ZM178 142H179V143H178ZM198 142L201 143V144L199 143V145H201L200 148L197 147V146H199V145H198ZM229 142H230V141H229ZM241 142H242V143H241ZM247 142H248V141H247ZM263 142H264V141H263ZM263 142H262V143L259 142V145L261 144V147L264 146V145L262 146ZM50 143H51V144H50ZM53 143H54V144H53ZM58 143H59V144H58ZM64 143H65V144H64ZM66 143L69 145V146H68L69 148L67 147V144H66ZM85 143H87V144H85ZM147 143L150 144V145L148 146ZM231 143H233L232 140H231ZM106 144H108V145H107L106 148H104L103 145L106 146ZM168 144H169V143H168ZM178 144H179V145H178ZM50 145H51V147H50ZM52 145H54L56 148L54 147V149H53ZM92 145H94L93 150H92L93 152H92L91 149H90V148L92 147ZM101 145H102V146H101ZM151 145H152V146H151ZM235 145H236V144H235ZM33 146H34V145H33ZM48 146H47V147H48ZM79 146H80V147H79ZM156 146H155V147H156ZM231 146H232V150L230 149ZM247 146L250 147L251 145H249V143H248ZM47 147H46V148H47ZM60 147H61V148H60ZM66 147H67L68 149H66ZM76 147H75V149H76ZM164 147H165V148H164ZM213 147H214V148H213ZM238 147H239V148H238ZM80 148H82L83 150H81ZM99 148H101V149L103 148L102 150H104V149H105V150H106V149L108 150V149H109L108 151H109V153H110V156L108 155L109 153L107 152V150H106L107 154L105 153V150H104V152H101V155L105 154L106 159L103 160V157L105 158V156L103 155V157H102L101 155H99V154H100L99 151L101 150V149L99 150ZM151 148H152L153 150H151ZM160 148H161V149H160ZM163 148H164V149H163ZM194 148L196 149V150H194L196 153H199V152H200V153L196 155V153L193 152V149H194ZM198 148H199V149H198ZM233 148H234L235 150H234ZM17 149H18V150H17ZM65 149H66V150H65ZM110 149H111V150H110ZM141 149H142V150H141ZM197 149H198V150H197ZM220 149H222V151H220ZM182 150H183V149H182ZM208 150H209V151H208ZM211 150H212L214 153H215V152L217 153V151H218V152L220 151V152L217 153V154H216V153L214 154ZM214 150H215V151H214ZM233 150H234V151H233ZM236 150L238 151L237 153L235 152ZM246 150H247L248 152H247ZM48 151H49V150H48ZM70 151H71V150H70ZM81 151H82V152H81ZM141 151H142V152H141ZM144 151L147 152V153L145 154ZM148 151H149V153H148ZM153 151H154V152H153ZM176 151H177V150H176ZM210 151H211V154H210ZM223 151H224L225 154L222 153ZM55 152H52V151H51L50 153L55 154ZM185 152L187 153V151H184V153H185ZM246 152H247L248 155L246 154ZM91 153L94 155L93 157H95V159L97 158L96 160L93 159V157L90 155ZM95 153H96V154H95ZM102 153H103V154H102ZM128 153H129V154H132V155H129ZM150 153H151V154H150ZM181 153H183V152H181V151L179 152V150H178V151L176 152V154H178V155H176V154H174V155H176V157H177V159H178V158H180ZM205 153H206V154H205ZM212 153H213V154H212ZM220 153H222V154H220ZM244 153H245V155H244ZM80 154H81V155H80ZM144 154H145L146 156H148V155H150V156L146 157ZM170 154H171V153H170ZM179 154H180V155H179ZM194 154L196 155L195 157H194ZM242 154H243L244 156H243ZM258 154H259V153H258ZM16 155H18V153H17ZM66 155H67V154H66ZM95 155H97L98 157H100V156H101V157L98 158V157L95 156ZM107 155H108L109 158H112L113 160H112V159H107ZM115 155H116V156H115ZM141 155H142V156H145L148 160H146V161H145V159H144V160H139V159H142V156H141ZM168 155H169V152H168ZM172 155H173V154H172ZM172 155H171L170 159L173 160V157H175V156H174V155L172 156ZM201 155H200V156H201ZM212 155H214V156H212ZM246 155H247V157H246V158H247V159H246L247 163H246L245 159L242 158V157H245ZM12 156H13V157H12ZM58 156L60 157V155H58ZM90 156H91V157H90ZM111 156H112V157H111ZM151 156L154 157V158L152 159ZM159 156H161V158H160L159 160H156L155 157H157V159H158ZM164 156L168 157V159H167L166 157H164ZM178 156H179V157H178ZM183 156H185V155L183 154ZM183 156L181 155V157H182V158H180L181 160L184 158ZM258 156H259V155H258ZM260 156H261V155H260ZM260 156H259V157H260ZM17 157H18V156H17ZM89 157H90V159L94 160V162L91 161V160H89ZM114 157H116V158H119V157L123 158L124 161H123V160L120 161V162H122L123 164L121 163V164H122V165H121L120 162H119V160L116 159V158H115V159H116V160H115ZM131 157H132V158H135V159L132 160ZM137 157H138V158H137ZM145 157H143V158H145ZM150 157H151V158H150ZM163 157H164L165 159H163ZM201 157H202V156H201ZM204 157H202V158H204ZM240 157H241V158H240ZM248 157H249V158H248ZM54 158H55V159H54ZM87 158H88V159H87ZM101 158H102V160H101ZM125 158H126V159H125ZM189 158H190V160H192L191 157H189ZM208 158H209V159H208ZM232 158H233V159H232ZM99 159H100V160H99ZM119 159H120V158H119ZM150 159H152V160H150ZM174 159H175V158H174ZM199 159H200V158H199ZM239 159H238V161H239ZM241 159H242V160H241ZM53 160H54V161H53ZM84 160H85V161H84ZM86 160H87V161H88V160L90 161V162L88 161V163H90V164H89V165L87 164V165L89 166V167H88V172H87V166L84 164V163L86 162ZM114 160H115V161H114ZM120 160H121V159H120ZM125 160H127V161H125ZM131 160H132V161H131ZM149 160L151 161V163L149 162L150 164L147 163ZM175 160H176V159H175ZM185 160H186V161H187V160L189 161V159H186V158L184 159V161H185ZM195 160H196V159H195ZM200 160H202V159H200ZM200 160H199V161H200ZM207 160H206V161H207ZM249 160H250V161H249ZM258 160H260V161H258ZM13 161H14V162H13ZM96 161H99V162H98V163H95ZM113 161L115 162L113 165H116L115 168L113 167V165H112V163H111V162H113ZM128 161L130 162V164L128 163ZM159 161H160V162H159ZM170 161H171V160H169L168 163H169ZM177 161H179V160H176V162H175L176 164H177ZM182 161H183V160H182ZM184 161H183L182 163H184ZM188 161L185 162L184 164H187V163H189V162H192V163L194 162V163H195L194 160H193V161H189V162H188ZM196 161H198V160H196ZM202 161H204V159H203ZM210 161H207V162L209 163ZM219 161H221V162H220L221 165L219 164ZM231 161H232V162H231ZM248 161H249V162H248ZM9 162H10V163H9ZM57 162H58L59 164H57ZM124 162H126V163H124ZM143 162H144V163H143ZM145 162H146L147 164H146ZM166 162H165V164H167ZM173 162H174V161H173ZM200 162H201V161H200ZM207 162H206V163H207ZM226 162H228V166H227V167H226V166L224 167V164L227 165ZM258 162H260V163H258ZM263 162H264V161H263ZM44 163H43V164H44ZM47 163H48V164H47ZM86 163H87V162H86ZM91 163H93V165H92ZM109 163H111V164H109ZM158 163H156L155 165H157ZM162 163H163V162H162ZM171 163H172V162H170V164H169V165H171L170 167H172L173 165H175V163H174L173 165H172ZM179 163H180V162H179ZM192 163H191V164H192ZM194 163H193V164H194ZM196 163H197V162H196ZM203 163H204V162H203ZM222 163H223V164H222ZM240 163H241V164L243 163V164H242L243 166L240 165ZM248 163H249V164H248ZM257 163L260 164V165H257V169H256V170H255V169L253 170V168H256L255 165H256ZM83 164H84V166H83ZM94 164H95V165H94ZM108 164H109V166H108ZM125 164H126V165H125ZM142 164H146V165H142ZM148 164H149V165H148ZM165 164H164V165H165ZM191 164H190V167H193V166H191ZM232 164H235V163H232ZM244 164H245V166H244ZM247 164H248V165H247ZM1 165H0V168H3ZM12 165H13V164H12ZM15 165H16V164H15ZM15 165H14V166H15ZM41 165H42V166H41ZM90 165H91V166H90ZM110 165H111V166H110ZM123 165H124V167H122ZM167 165H168V164H167ZM215 165H216V164L211 165V166H214V167H215ZM222 165H223V167H222ZM32 166H31V168H32ZM85 166H86V167H85ZM93 166H94V167H93ZM133 166H134V167H133ZM146 166H147V167H146ZM153 166H154V165H153ZM211 166H209L210 169H211ZM247 166H248V168H247ZM48 167H49V166H48ZM63 167H64V166H63ZM84 167H85L86 169H84ZM116 167H117V168H120V167H121V168H120L121 170H120V169L117 170ZM150 167H152V165H151ZM173 167H174V166H173ZM188 167H189V166H188ZM188 167H187V168H188ZM199 167H200V166H199ZM214 167H212V169H213ZM241 167L244 168V171H245L246 169L248 170V171L246 170L247 174H246L244 171H243V172H244V175H243V172L240 173V168H241ZM258 167H259L260 169H258ZM46 168H47V169H46ZM59 168H61V169H59ZM72 168H74L75 170L72 169ZM130 168H131V167H130ZM141 168H140V170H139V169L136 170V168H135L134 170H136V172L139 171V172L142 174L143 171H142ZM180 168H181V167H179L178 169L180 170L181 173H183L181 170L186 169V168H184V167L181 168V169H180ZM207 168H208V167H207ZM217 168H218V167H217ZM222 168H225V169H222ZM245 168H246V169H245ZM250 168H251V169H250ZM14 169H15V167H14ZM53 169H54V168H53ZM71 169H72V170H71ZM76 169H77V170H76ZM173 169H175V168H173ZM178 169H177V172H178ZM190 169H191V168H190ZM190 169H189V170H190ZM249 169H250V170H249ZM261 169H263L262 172H261ZM67 170L70 171V172L73 171V170L76 171V172H77V171H80V172L83 171L84 174H83V172H82V173H80V172H77V173H76V172H75V173H73V174H72V172H71V173L69 174V173H66ZM81 170H82V171H81ZM148 170H149V168H148ZM191 170H194V169H191ZM195 170H196V169H195ZM202 170H201V171H202ZM206 170H208V172H211V173H208ZM222 170H224L225 173H224V172L220 173ZM225 170H226L227 172H228V171H229V172L227 173ZM258 170H260V171H259L260 174H259ZM13 171H14V170H13ZM29 171H30V170H29ZM53 171H54V170H52L50 173H52ZM74 171H73V172H74ZM115 171H117V172L115 173ZM173 171H174V170H172V172H173ZM175 171H176V169H175ZM175 171H174V172H175ZM203 171H202V172H203ZM232 171H233V169L231 170V172H232ZM253 171L258 172V174H256V172L253 173ZM3 172H4V173L7 172V173H9V174L5 173L6 175H4ZM57 172H55V173H57ZM112 172H113L115 175L117 174V177H115V175H113ZM122 172H123V171H122ZM139 172H137L136 174H137V175L140 174ZM180 172H178V174H180ZM205 172H203V174H205ZM60 173H59V174H60ZM85 173H86V174H85ZM119 173H120V174H119ZM148 173H150V172L148 171ZM190 173H191V172H190ZM195 173H196V172H195ZM233 173H234V172H233ZM263 173H264V172H263ZM263 173H262V174H263ZM21 174H22V173H21ZM35 174H37V175H35ZM68 174H69L70 178L67 179ZM87 174H88V175H87ZM134 174H135V173L133 172V174H132L133 176H132V177H134ZM141 174H140V175H141ZM176 174H177V173H176ZM192 174H193V172H192L190 175H192ZM206 174H205V175H206ZM222 174H223V175H222ZM227 174H228L229 178H228ZM238 174H239V175H238ZM241 174H242V175H241ZM253 174H256L257 176H253ZM119 175H120V176H119ZM211 175L214 177L213 174H211ZM221 175H222V176H221ZM224 175H225V177H224ZM236 175H237V176H236ZM240 175H241L242 179L244 178L243 180H241ZM4 176H5V177H4ZM6 176H7L8 178H6ZM54 176H55V175H54ZM54 176H53V177H54ZM62 176H63L64 178H62ZM159 176H160V175H159ZM159 176H157V177H159ZM166 176H165V177H166ZM186 176H187V177H186ZM232 176H233V175H232ZM252 176H253V177H252ZM15 177H17V175H16ZM114 177H115L116 179H115ZM118 177H119V178H118ZM135 177H136V176H135ZM182 177H181V178H182ZM222 177L224 178V179H223L224 181H222ZM260 177H263V175L259 176L258 178H260ZM47 178H48V177H47ZM122 178H123V177H122ZM169 178H166V179L169 180ZM189 178H190V177H189ZM235 178H233V179L235 180ZM248 178H247V179H248ZM12 179L15 180L14 178H12ZM65 179H66V180H65ZM113 179H114V180H113ZM117 179H118V180H117ZM123 179H124V178H123ZM123 179H121L120 181H122ZM196 179H197V180H196ZM217 179L219 180V181H217V182H219V183H216V184H215L214 181L216 182ZM225 179H226V180H225ZM228 179H229V180H228ZM260 179H262V178H260ZM263 179H264V178H263ZM111 180H113V182H112ZM164 180H165V179H164ZM170 180H169V181H170ZM227 180H228L229 182H228ZM110 181H111V182H110ZM195 181H196L197 184H194ZM201 181H203V182H201ZM221 181H222V183H220ZM261 181H262L263 187H262ZM3 182H5V181H3ZM115 182H116V183H115ZM167 182H168V181H167ZM180 182H181V184H180ZM182 182H183V184H182ZM188 182H189V181H188ZM198 182L201 183V184H199ZM223 182H225V184H223ZM227 182H228V183H227ZM17 183H18V184H17ZM66 183H67L68 185H67ZM107 183H108V184H107ZM113 183H115V188L113 187V185H114ZM156 183H157V182H156ZM184 183H186V185H188V186L186 187V185H184ZM226 183H227V184H226ZM65 184H66V185H65ZM106 184L108 185V188L113 187L112 190H111V188L108 189V190H106V189H107V186H105ZM111 184H112V185H111ZM158 184H159V182H158ZM160 184H161V183H160ZM165 184H166V185H165ZM169 184H170L171 186L173 185V187H170ZM206 184H207V185H206ZM214 184H215L216 186H215ZM218 184H221V185H218ZM4 185H5V184H2V186H4ZM10 185H7V186L9 187ZM110 185H111V186H110ZM180 185H182V186H180ZM193 185H194V186H196V185L198 186V187H197V190H196V188H194ZM199 185H200V186H199ZM2 186H0V189H1ZM109 186H110V187H109ZM117 186H118V187H117ZM177 186H179V187H177ZM192 186H193V187H192ZM217 186H218V187H217ZM220 186H221V188H220ZM256 186H259V187H262V188L260 189V188L258 187L259 189L257 190V187H256ZM116 187H117V188H116ZM159 187H161V186H159ZM184 187H185V189H184ZM238 187H239L241 190H237L236 188H238ZM253 187H254V188H253ZM5 188H6V186H5ZM131 188H132V187H130L129 191L133 190V188H134V190H136L135 186H133L132 189H131ZM187 188H188V190H187ZM190 188H191L192 190H193V188H194L196 191L193 190V191H194V192H193ZM227 188H229V189H227ZM230 188H232V189L234 190V194H235V195H238L239 192H242V193H241L242 196H241V194L239 193L240 195H238L237 197H235L236 199H237V198H238V199L240 198L241 200H245V201L248 200L247 198H249V200H250V198H252V199L250 200L249 203H248L249 200L246 201V202L244 201V203H247V205L244 204V203H242V202H240V199H239V202L241 203V205H240V204H238L239 202L237 203V200H238V199L236 200L235 198H233V199L236 200V202H235L234 204H231V202L233 201V199L231 198V196H233V194H232V193L229 194V190H230V191H233V190H231ZM234 188H235V189H234ZM255 188H256V189H255ZM7 189H9V188H7ZM7 189H6V190H7ZM113 189H115V190L113 191ZM214 189H215V190H214ZM2 190H3V191L5 190L4 187H2ZM110 190H111V191H110ZM134 190H133V192H134ZM158 190H159V191H158ZM182 190H183V193H181ZM235 190H236L238 193H236ZM251 190H253V191L251 192ZM256 190H257V191H260V193H262V192H263V193H262V194H259V193H257ZM261 190H262V191H261ZM105 191H106V192L108 191V192L106 193ZM117 191H116V195H117V193H118ZM189 191H192V193L189 192ZM203 191H204V192H203ZM227 191H228V192H227ZM255 191H256V192H255ZM0 192H1V191H0ZM6 192H7V191H6ZM6 192H5V193H6ZM93 192H94V193L96 192V194L93 195ZM111 192H112V193H111ZM139 192H140V191H139ZM170 192H171V195H169ZM177 192H178V193H177ZM209 192H210V195H211V196L209 195ZM245 192L247 193V195L249 194V196H246ZM248 192H251L252 194H254L253 192H255L256 195L254 194V196H257V200H258V199H259V200L262 199L263 201H262V202H260V201H255V200H256V199H254L255 197L253 198V197H252L253 195L250 194V193H248ZM8 193H7V194H8ZM86 193H87V194H86ZM97 193L99 194V196H100V194H101V196H103L102 194H104V196H106V198L103 197L104 199H102V197L100 196V197H101V201H99L100 198L97 197V195H98ZM105 193H106V195H105ZM109 193H110V195H109ZM121 193H122V191H121ZM135 193H136V191H135ZM137 193H138V192H137ZM137 193H136V195H138V196L141 195V193H139V194H137ZM189 193H191V194L188 196L187 194H189ZM193 193H194V194H193ZM219 193H220V192H219ZM219 193H218V194H219ZM243 193L245 194V196H244ZM89 194H91V195H93V196L91 197V195H89ZM118 194H119V193H118ZM122 194H123V193H122ZM122 194H121V195H122ZM124 194H125V193H124ZM155 194H156V193H155ZM231 194H232V195H231ZM83 195H85L84 198H83ZM87 195L90 196V198H89V197H86ZM107 195L109 196V200H107V198H108ZM116 195H115V196H116ZM119 195H120V194H119ZM183 195H185V196L182 198ZM191 195H193V196H191ZM219 195H220V194H219ZM11 196H10V197H11ZM61 196H62V197H61ZM138 196H137V197H138ZM174 196H175V195H174ZM239 196H241L242 198L239 197ZM262 196H263V197H262ZM21 197H23V198L26 197V199H29L30 202H29V200H25V199H23L24 201L22 202V200H21L22 198H21ZM81 197H82V198H81ZM95 197H96V198H95ZM111 197H112V200H110ZM116 197H118V195H117ZM206 197H207V198L211 197L213 200H212V199L210 200V198L207 199ZM233 197H234V196H233ZM59 198H60L61 200H60ZM72 198H73V202H74V201H75V202L73 203L74 206L71 204V205H72V208H71V207H69V204L71 203ZM74 198H75V199H77V198L79 199V198H80V199H81L82 201H84V202L81 203L80 199L76 201V200H74ZM97 198H98V200H96ZM119 198H120V197H118V199H119ZM205 198L207 199V201H205ZM243 198H246V199H243ZM118 199H117V200H118ZM191 199H192V198H191ZM201 199H204V201L201 200ZM226 199H227V201H228L229 199L232 200V201H230V203H229V204H231V205L228 204V202L226 201ZM253 199H254V200H253ZM18 200H19V201H18ZM44 200H45L46 202H43ZM171 200H170V201H171ZM184 200H185L186 203L184 202ZM209 200H210L212 203H209V202H210ZM64 201H65V202H64ZM78 201H79L80 203H79ZM189 201H190V199H189ZM208 201H209V202H208ZM214 201H215L216 203H213ZM77 202H78L77 205H79V206H76V205H75ZM104 202H105V204H104ZM118 202H119V201H118ZM168 202H169V201H168ZM190 202L192 203V200H191ZM190 202H189V203H190ZM43 203H44V204H43ZM61 203H63V204H64V203H65V204L67 203L68 205H67V204H66V205H67L68 207H65V205L63 206ZM198 203H197V204H198ZM201 203H202V205H201ZM205 203H206V204L209 203V204L205 205ZM232 203H233V202H232ZM59 204H61V205H60L61 207L63 206L62 208H64V207H65V208H68V211H69L70 213L67 211L68 214H65V215L63 214V215H64V216H63L61 212H64V211H65V208H64V210H63V209L61 210V208H60V211H59V209H58ZM95 204H96V205H95ZM114 204H115V205H114ZM195 204H196V203H195ZM213 204H214V205H213ZM216 204L218 205L217 207H215ZM242 204H244V205H242ZM33 205H32L31 207H33ZM71 205H70V206H71ZM159 205H158V207L160 208ZM191 205H192V204H191ZM55 206L57 207V209H58L57 211H59V212H57V211L55 212V211H54V209L56 210ZM75 206H76V207H75ZM116 206H117V208H115ZM187 206H188V205H187ZM226 206H227V207H226ZM230 206H231V207H230ZM84 207H85V208H84ZM113 207H114L115 210H117V211H118V209H119V210L121 209V210L119 211V214H121V217H122V219H121L120 215H116V213H115V215H116L117 217H119V218L117 219V221H115V222H116V225H115V226H113L115 222L113 223V221H112V219H111V218H113L114 216L111 217V214H108V213H112L110 210H111V208H113ZM121 207H123V208H121ZM185 207H186V205L183 207V208H184V211H187V210L190 209L191 206H189V209H188V207H186V208H185ZM34 208H35V207H33V209H34ZM47 208H48V209H47ZM70 208H71V209L74 208V209H73V210H69ZM83 208H84V209H83ZM114 208H113L112 211H113V212H116V211L114 210ZM200 208H201V207H200ZM50 209H51V210H50ZM123 209H124L125 211H124ZM185 209H187V210H185ZM224 209H225V210H224ZM122 210H123V211H122ZM131 210H132V211H131ZM33 211H34V210H33ZM35 211H36V210H35ZM49 211H50V212H49ZM51 211H52V212L54 211V212H55V215H53L54 212H53V214H51V213H52ZM180 211H181V208H180ZM192 211H191V212H192ZM197 211H199V212L197 213ZM220 211H219V212H220ZM48 212H49V213H48ZM107 212H108V213H107ZM122 212H123V213H122ZM157 212L159 213V211H157ZM201 212H202V213H201ZM213 212H215V210H214ZM47 213H48V214H47ZM56 213H57V214H56ZM58 213H59V214H58ZM60 213H61V214H60ZM64 213H66V211H65ZM84 213L87 215L86 217H89V219L83 217V216H85ZM137 213H138V214H137ZM123 214H125V215H123ZM201 214H203V216H202ZM209 214H210V213H209ZM209 214H207L206 216L209 217L210 215H212V216L214 217V215H216L215 213H214V215H213L212 212H211L210 215H209ZM229 214H231L230 217H229ZM49 215H51V216H49ZM52 215H53V216H52ZM56 215H58V216H59V215H62V216H60L61 218H59V217H57ZM105 215H110L109 217H111V218H109L108 216L105 217ZM113 215H114V214H113ZM227 215H228V218L226 219ZM65 216H66L67 219L64 218ZM191 216H193V215H191ZM212 216H210V217H211V219H212V221H213ZM216 216H218V215H216ZM55 217H56V218H55ZM92 217H93V218H92ZM138 217H139V218H138ZM187 217H186V218H187ZM210 217H209V218H210ZM222 217H223V218H222ZM224 217H225V218H224ZM62 218H64L63 220H66V221L63 222V221L61 220ZM107 218H108V219H107ZM115 218H116V217H115ZM175 218H176V219H175ZM214 218H215V217H214ZM59 219H60V220H59ZM70 219H71V218H70ZM86 219H87V220H86ZM90 219H92L91 222L88 221V220H90ZM110 219H111V221H107V220H110ZM119 219H120V221H118ZM174 219H175V221H174ZM177 219H178V220H177ZM196 219L199 220V221L202 223L203 226H202L201 224L199 225V222H198V221L196 222ZM205 219H206V218H204V221H205ZM207 219H208V218H207ZM71 220H72V219H71ZM73 220H72V221H73ZM81 220H82V221H81ZM113 220H114V218H113ZM131 220H133V222H134L135 220H140V221H137V222L135 221V222L133 223ZM148 220H149V219H148ZM176 220L178 221V224H177V221H176ZM185 220H187V219H185ZM224 220H225V221H224ZM60 221H61V222H60ZM86 221H88L89 223H87ZM93 221H94V222H93ZM106 221H107L108 223L111 222L113 225H112L111 223L108 224ZM130 221L133 223L132 227H131V224H132V223L130 224ZM58 222H59V223H58ZM68 222H70V221L68 220ZM92 222H93V223H92ZM117 222H118V223H117ZM230 222L233 223L232 227L230 226V224H231ZM72 223H73V222H71V225H72ZM85 223H86V224H85ZM105 223H107L109 226H108V225L105 226ZM135 223H137L136 226L134 225ZM142 223H144V224H143V225H145L144 227H143ZM146 223H147V226H146ZM168 223H167V224H168ZM184 223H186V227H185V224H184ZM196 223L198 224V227H195V225L197 226ZM228 223H230V224H228ZM63 224L60 225V226L62 227V230H66L65 228H66L67 226L65 225V226H66V227H65V226H63ZM74 224H73V227L70 225L71 227L69 226V228L73 230V228H74V226H75ZM82 224H83V225H82ZM90 224H89V225H90ZM110 224H111V226H110ZM204 224H205V225H204ZM234 224H235V225H234ZM84 225H85V226H84ZM171 225H172V226H171ZM57 226H56V227H57ZM60 226H58V227H60ZM134 226H135V227H134ZM141 226H142V227H141ZM149 226H150V225H149ZM56 227H55V228H56ZM93 227H95V228L93 229ZM147 227H148V228H147ZM169 227H168V228H169ZM208 227H209V226H208ZM253 227H254V230L257 228V230H255V232H254V230H253ZM255 227H256V228H255ZM10 228H11V230H12L15 234H17L18 236H23V235L25 236V235L28 234V227H26L25 224L23 225V224H18V223H12L11 226H10ZM63 228H64V229H63ZM82 228L85 230V232H84V230H83ZM141 228H142V229H141ZM145 228L148 229V231L146 230V232H148V233L144 232L143 229H145ZM150 228H151V230H150ZM186 228H187V230H186ZM195 228H196V229H195ZM258 228H259V230H258ZM260 228H261V229H260ZM58 229H59V228H58ZM67 229H68V228H67ZM70 229H69V231L67 230L68 233L71 232ZM88 229H87V230H88ZM95 229H96V231H95ZM184 229H185V230H184ZM193 229H195V230H193ZM200 229H198L197 232L200 231ZM60 230H61V228H60ZM75 230H74V231H75ZM81 230H82V231H81ZM149 230H150V231H149ZM261 230H262V231H261ZM76 231H75V232H76ZM93 231H94V232H93ZM152 231H151V232H152ZM177 231H176V232H177ZM202 231H203V232H202ZM211 231H212V229H211ZM217 231H218V233H217ZM256 231H257V233H256ZM258 231H259V232H258ZM260 231H261V232H260ZM63 232H64L65 235L68 234V233L65 232V231H62L61 233H63ZM75 232L70 233L69 236H71V234H72V236L75 235V237H76V234H74ZM82 232H84V233H82ZM164 232H165V231H164ZM225 232H226V230H225ZM81 233H82V235H81ZM145 233H146V235H145ZM209 233H212V232H209ZM209 233H208V235H206L207 233H205L204 235L207 237V236L210 235ZM255 233H256V234H255ZM64 234H63V235H64ZM87 234H86V239H87ZM143 234H144V235H143ZM147 234H149V235H147ZM31 235H32L31 237H33L34 239H37V232H36V231H33ZM83 235H84V236H83ZM204 235H201V237H203V242H202L201 238H200L201 242H200L199 238H197V240H199V242L196 240V241L198 242L197 244H201V243H202V244H205V245H206V243L204 242V239H205L206 237L204 238ZM229 235L231 236L230 238H228ZM147 236H148V237H147ZM154 236H156V239H157L158 236H161V238H163L162 234H156V235H154ZM184 236H183V237H184ZM79 237H78V238H79ZM96 237H97V238H96ZM142 237H143V239H142ZM146 237L148 238V241H146V239H147ZM189 237H187V238H189ZM209 237H210V236H209ZM209 237H207V238H209ZM233 237H234V239H233ZM261 237H262L263 239H262ZM33 238H32V239H33ZM145 238H146V239H145ZM231 238H232V239H231ZM259 238L262 239V240H260ZM74 239H75V238H74ZM76 239H77V238H76ZM83 239L86 240L85 238H83ZM151 239H150V240H151ZM158 239H160V238H158ZM158 239H157V241H158ZM171 239H172V240H171ZM219 239H220V241H219ZM167 240H165L166 243L168 242ZM210 240L207 239V240H205V241H206L207 244H208V243H210ZM145 241H146V242H145ZM160 241H161V239H160ZM225 241H226V242H225ZM229 241H231V242H229ZM260 241H261L262 243H261ZM37 242L40 244V246H42V248H43L46 252H48L49 254H51V255L55 258V260H57L58 262H60V264H74L73 261H72L74 258H72V259L69 258V255L67 256V255H65V254L63 255V253H60V254H59V253H54V249L52 248V246H51L49 243H47V241H46L45 239H43V238H40V239H39V238H38ZM93 242H95V241H93ZM150 242H151V243H150ZM169 242H168V244H169ZM177 242H178V244H177ZM181 242H182L183 244H184V243H186V244H184V245H183V244H180ZM192 242H193V243H192ZM218 242H220V243H218ZM221 242H222V243H221ZM152 243H153V244H152ZM154 243H155V244H154ZM159 243H160V244H159ZM175 243H176V244H175ZM187 243H188V244H187ZM96 244H97V245H96ZM165 245H166V244L164 243V246H165ZM91 246H92V248H91ZM156 246H155V248H157ZM159 246H158V247H159ZM188 246L190 247L191 245L189 244ZM188 246H187V247H188ZM192 246H191V247H192ZM208 246H209V247H208ZM211 246H212V245H211ZM213 246H214V245H213ZM262 246H263V247H262ZM167 247L165 246V248H167ZM189 247H188V249H189ZM191 247H190V248H191ZM220 247H222V248H220ZM79 248H78V249H79ZM95 248L91 251L92 254H93V251H94V255H96V254H95ZM139 248H142V250L139 249ZM161 248H162V249H161ZM161 248H157V252H158V253H160V252H161V253H162V252L165 253V251L168 249V248L165 249L163 246H162ZM181 248H182V247H181ZM262 248H263V249H262ZM144 249L147 250L148 252H147V251L145 252ZM148 249H149V250H148ZM158 249H159V250H158ZM160 249H161L162 251H161ZM185 249H187V248L185 247ZM185 249L183 250V252H181V253H183L184 255L187 254V252L185 251ZM198 249H199V248H198ZM212 249H213V247H212ZM214 249H213V252L215 251ZM217 249H218V248H217ZM199 250H200V249H199ZM84 251H85V250H84ZM84 251L81 250V252H84ZM142 251L144 252V254L142 253ZM155 251H156V250H153V252L151 251V252L149 253V256H150L151 254H154ZM179 251H182V249L178 250V252H179ZM190 251H191V250H190ZM87 252H88V253H86V252H84V253H86L87 255H88V254L90 255V253H89L90 251H87ZM170 252H171V251H170ZM184 252H186V253H184ZM215 252H216V251H215ZM261 252H262V253H261ZM155 253H156V252H155ZM161 253H160V255H161ZM164 253H162V255H163ZM167 253H168V252H167ZM181 253H178V254H181ZM216 253H218V252H216ZM81 254H82V253H80V255H81ZM209 254H211V255H209ZM257 254H258V255H257ZM260 254H262V255H260ZM83 255H84V254H82V256H83ZM155 255H159V254H157V253L154 254V255H153L154 258H153V256L151 255L153 259H155V257H156ZM175 255H176L177 257H175ZM199 255H201V256L203 257V261H202V259H201L202 257L199 256ZM216 255H217V254H216ZM256 255H257V256H256ZM92 256H93V255H92ZM149 256H148V257H149ZM151 256H150V257H151ZM192 256H193V257H192ZM198 256L200 257L199 259H198ZM204 256H205V257H208V258H206V260H205L206 262H204V259H205ZM209 256H210V258H209ZM221 256H222L223 258H222ZM258 256H259V257H258ZM260 256L262 257V259H260V258H261ZM145 257H146V256H145ZM162 257H163V256H162ZM174 257H175V261L173 260ZM220 257H221V258H220ZM126 258H127L128 260H125ZM139 258H138V259H139ZM142 258H143V257H141V259H142ZM215 258H217V259H215ZM257 258H258V260H261V261H257V260H256ZM144 259H145V258H144ZM146 259H148V258H146ZM187 259H188V261H187ZM209 259H210V260H209ZM134 260H135V261H134ZM148 260H149V259H148ZM172 260H173V261H172ZM184 260H186V262H185ZM192 260H193V262L196 261V259H192ZM199 260H200V261H199ZM214 260H215V262H217V261H218V262L215 263ZM255 260H256V261H255ZM74 261H75V259H74ZM101 262H100V263H101ZM198 262H199V263H198ZM128 263H129V261H128ZM208 263H206V264H208ZM261 263H260V264H261ZM129 264H132V261H131V263H129ZM172 264H173V263H172ZM175 264H177V263H175ZM190 264H192V263H190ZM193 264H196V263H193Z\"/></svg>","mask_w":264,"mask_h":264}]
</instances>
